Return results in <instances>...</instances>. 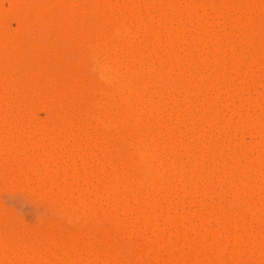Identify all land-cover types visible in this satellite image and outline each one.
Here are the masks:
<instances>
[{
    "label": "rangeland",
    "instance_id": "obj_1",
    "mask_svg": "<svg viewBox=\"0 0 264 264\" xmlns=\"http://www.w3.org/2000/svg\"><path fill=\"white\" fill-rule=\"evenodd\" d=\"M14 0H0V10H1V14H0V19H1V23H0V25L2 24V22H4V24H3V26L1 25V27H0V31H1V28L2 27H4V25H5V27H4V30H2V31H4V34H5V30H6V32L8 31L10 34V36H11V38H14L15 37V35H16V40L18 39H20L17 43H20L21 44V46L22 47H20V45L18 46L19 48H21V49H19L18 47H17V45L16 46H14V48H16L17 49V51L18 50H20V51H18L19 53H21V51H24L25 52V54H24V57L25 56H29L30 57V62H33L32 63V65H33V67H35V68H33V67H31V68H33L32 69V72H37V75H35L36 73H34V75H35V78L33 77V78H31V80L30 79H23V80H19V76L18 75H20V73L18 72L19 70H17L16 69V67L17 66H14V68L16 69H14L13 67V69H11V68H8V67H6L8 64H6L7 62H8V60H11L12 62H13V59H15L14 61H17L16 60V58H13L12 59V57H15V56H12V57H10V59H8V58H6V57H4V56H1V57H3L2 59L4 60L5 58L7 59V62L5 61H3L2 62V60H1V57H0V67H1V71L3 72V73H7L6 74V77H5V75L0 71V76H1V74H2V76L1 77H5V78H3V81H1L0 83V91L3 93V94H5L4 96H1V98H0V129H1V132H0V139L2 138V140L0 141V147L2 148V150L0 151V232H2V233H5V232H11V231H14V232H16L15 230H20L19 231V233H17L16 232V234L14 235V237H13V239L14 240H10V239H8V237H3L2 239L4 240L3 242H2V245H0V247L2 248V250H0V251H2V252H0V264H38L39 262H41V263H39V264H50V263H52L51 261L50 262H45L46 260H44V259H47V258H45L44 257V259H42L43 257L41 256V255H39L40 253H39V250L41 251V249H39V250H37V251H35V250H33V251H35V252H31V250H30V245H32L31 247H33V249H34V246L35 245H37V246H40V247H42L41 246V244H45V245H48V247H50L51 248V246L53 245V243H52V245L50 244V242H52L50 239H49V235H52L53 233H57L56 235L60 238V239H62V238H65L64 240H67V236H68V234L69 233H67V232H70V231H73L74 233H73V235H74V238L75 239H79V241H80V239H81V241H83V240H85L86 242L84 243V241L83 242H78L77 244H80V243H84L85 245H86V248H85V250H84V248H81V250H82V256L83 255H85L84 257V261H85V263H87V264H93L92 262H95L94 260L95 259H93L92 257H94V258H97V257H99L98 258V260L96 261V263L99 261V264H100V262L102 263L103 261H104V263L105 264H112L113 262V264H163L166 260L168 261V264H170V263H172L173 261V263L174 264H187L188 262H189V260H188V256L190 255L189 253H190V251L191 252H193L194 254H196V256L195 255H193L194 256V258H191V260L193 259V260H195L196 258H197V264H199V262H198V260H201V258L203 257L204 258V264H264V221L262 220L263 219V216H264V206H262V205H264V200H263V198H264V175L263 174H261L262 172L261 171H263L264 169H263V163H258L259 161H264V157H262L261 159H260V157H261V153H259L260 152V149H261V143H260V140H259V137H258V134H255V133H257V131H258V129H257V131H256V129L255 128H258L257 126H252L253 128H250V129H247V128H244L245 129V131H244V129H242V131L240 130V132H244L243 134L242 133H240L239 132V130H235L234 129V127H232V126H227L226 128H227V130L226 129H223L222 131H223V133H222V131H220V129H222V127L221 126H219V124L220 125H222V122L224 123L225 122V119H226V117L228 118V120H229V118L230 117H228L230 114V112L232 113L233 111L232 110H234V109H237L238 108V110H239V112H238V110L236 111L237 113H239V114H242V115H245V116H249V115H255L256 113V115H259V116H261L262 118H263V120H264V72H263V70H264V62H263V58L261 59L260 57H258V58H260V60L259 59H257L254 63H253V60H250L249 58L248 59H246L245 60V64H244V60L241 62V63H243V64H241L240 63V66L238 65L239 64V62L241 61V59H240V57H239V59L238 58H236L237 56H240L239 55V53L241 54V56H243V55H245L246 54V56H248V55H250V54H254V53H256V51L254 52V49L253 48H255V47H253V46H255V45H253L254 44V42H252V44L251 43H249V39L247 40V38L246 37H244V36H242L244 33V31L241 33V29H237V28H234V30L236 29V31L235 32H233L232 33V31H233V29H232V31L230 30V29H226L225 31L228 33L229 31L228 30H230L231 31V33L229 32L228 34H232V36L231 37H229L228 38V34L226 33V32H223V29H218L217 28V30H216V25H220V21H221V19L222 18H224V16L226 17V14H227V12L225 13V11H224V13H223V10H222V7H224V6H220L219 7V9L220 10H222V14H225L223 17L217 12V11H220L219 9H216V13H215V9L213 10V9H211V8H207L208 6H206V8L208 9L207 10V12H206V10L205 9H200V8H197L198 10V13L197 14H199V13H201V14H203L204 16H205V13H202V10H205V12L208 14V15H206L207 17L208 16H210V15H212V16H215L216 18V20L215 21H217V16L216 15H213V14H219V18L220 19H218V21L220 22H217L218 24H216V22L214 23L215 25H214V28H215V32L214 31H212L213 33H216V32H218V30H220V32L222 31L223 32V34L224 33H226L225 34V36H224V38H223V34H220V32H218V34H220V36L222 35V38L223 39H221V41H222V46L223 45H225V46H223L224 47V50L223 51H227L228 52V54H229V57H228V55H226L227 53L226 52H224V55H226L227 57H228V62H230V63H232V61H233V59H229L230 58V56L232 55V58H235L236 59V61H235V63H237V65H238V68H237V65L235 64V63H233L234 65H236V68L238 69V70H241V71H237V69L235 68V66H232L231 67V65H233V64H230V63H228V62H226V65H229L230 67H228V66H226L225 65V68L226 67H228L227 69L229 70V69H231L230 71L231 72H233L234 71V68L236 69L235 71H236V73H235V71L233 72V74L231 73V75L230 74H226V73H222V72H226V71H222V70H227V69H222V67H224V65H221V64H223L222 62H221V64L219 63V61L217 60L216 61V59H218V53L216 52V51H214V49H211V48H209V50L211 49V51H207V50H200L199 51V49L197 50V46H198V48H200L201 46L200 45H198V41H196V40H201V39H198L199 37V35L201 34V36H203L204 35V37H205V35L206 36H208L209 37V35H211L212 33H211V28L213 27H210V29H209V31H207L208 29H206L205 31H206V33L207 34H205V31H203V33H202V31L201 32H199L200 31V29H198V26H196V25H194L193 24V22H191L192 24H193V26H190V25H192L190 22L189 23H187L188 22V20H187V18L189 17L188 15V17L185 15V14H183V13H185L184 11H186L185 10V8H184V6H185V1L183 0H180V2H179V4L181 5V7H183V9H182V11L183 12H180V8H179V6H178V0H158V1H156V0H154L155 1V4H157L156 2H158V6H159V4H160V7H158V8H160L159 10H158V8L157 7H155V5H153L155 8H153V6H151V2L150 1H152V0H140V1H142V2H140V1H138V0H89V4L91 5V7H89L90 5L88 4V1L87 0H84V2H85V4H86V2H87V4L89 5H82L81 7L79 6L80 4L79 3H81V2H78V4H77V2L75 3L77 6H73L72 8L71 7H69V6H67V10H66V8L64 7L63 9L62 8H60V6L56 3L57 2V0H24V4L22 5V7H20L19 5H21V4H19L18 6L16 5L15 6V1L13 2ZM45 1H47V2H45ZM80 1V0H79ZM81 1H83V0H81ZM122 1V2H121ZM135 1V2H134ZM144 1V2H143ZM188 1H189V3H188ZM191 0H186V2L188 3V5L191 3L190 2ZM192 1H197V5H199V6H201L200 5V3L203 5V2L205 1V0H201V2L199 3V1L200 0H192ZM220 1L221 0H219L218 2H219V5H221V3H222V1H221V3H220ZM247 1V0H246ZM251 1V0H250ZM250 1H249V3H250ZM14 3V4H12V3ZM22 2H23V0H22ZM29 2V3H28ZM83 2V3H84ZM111 2V3H110ZM117 2L119 3V5L117 4ZM138 2H140L139 4H138ZM160 2V3H159ZM172 2V3H171ZM174 2L176 3V4H174ZM185 4H184V3ZM195 2H193V3H195ZM207 3H204V5L205 4H207L208 5V3H210V1L208 0V1H206ZM224 2V1H223ZM230 2H232V1H230L229 0V3L228 4H230V6L232 5V4H236L238 1H235L236 3H230ZM242 2H244V1H242ZM248 2V1H247ZM247 2H244V3H247ZM44 3H46V4H48V6L50 5V8L49 9H52V11L54 12H52V15H49V14H46L48 11V9H46V5H43ZM53 3V4H52ZM93 3V4H92ZM98 3V4H97ZM114 3H116V4H114ZM143 3V4H142ZM146 3V4H145ZM152 3H154V2H152ZM199 3V4H198ZM225 3V2H224ZM224 3H222V5L224 4ZM32 4V5H31ZM34 4V5H33ZM36 4H38V6H39V8H40V4H42L43 5V9H45L47 12L45 13V15L43 16V17H41V19L39 20H37L36 22H34V21H32L33 19L32 18H30V16H28V21H29V23L28 24H26L28 21H27V19L25 20V24H23V23H21L20 21H24V19L26 18V15L28 14L27 12H29L30 10H29V8L30 7H32V6H35ZM57 4V5H56ZM94 4L96 5V7L94 6ZM137 4L140 6V4L142 5V10H144L143 11V13L141 12L142 10H140V9H138L139 7L137 6ZM170 4H173V7H172V5H170ZM217 4V3H216ZM227 4V2L225 3V5ZM227 4V5H228ZM248 4V3H247ZM252 4V3H251ZM250 4V5H251ZM54 5V6H53ZM93 5V6H92ZM114 5V6H113ZM126 5V6H125ZM146 6V11L148 10V15H149V12H150V15H149V22H150V18H151V16H152V18H153V23H152V21H151V23H148L147 21H146V18H143V17H141V19H143L142 21H141V19H140V21H139V15H138V13H136L137 11L135 10V9H138V12H139V10H140V15L141 16H144L143 14H144V12H145V15H147V13H146V11H145V7L144 6ZM148 5V6H147ZM162 5V6H161ZM169 5L171 6V9L172 8H174V10L176 9V10H178L177 12L175 11V12H172V11H170L171 9H170V7H169ZM176 7H178V8H175V6ZM184 5V6H183ZM196 5V6H197ZM218 5V4H217ZM249 5V4H248ZM247 5V6H248ZM4 6V7H3ZM25 6V7H24ZM44 6H45V8H44ZM47 6V7H48ZM78 6L80 7V8H78ZM135 6H136V8H135ZM52 7V8H51ZM75 7V8H74ZM118 7V8H117ZM125 7V8H124ZM162 7L164 8V9H166L167 10V8L169 9V11L168 12H171V13H166V10H163L162 9ZM198 7V6H197ZM231 7H233V6H231ZM250 7V6H249ZM28 9V11L26 10V9ZM69 8V9H68ZM70 8L72 9V10H70ZM121 8V9H120ZM124 8V9H123ZM153 8V9H152ZM15 9V10H14ZM25 9V10H24ZM60 9H62V10H60ZM80 9V10H79ZM88 9V10H87ZM134 9V10H133ZM152 9V10H151ZM154 9H156V10H154ZM211 9V10H210ZM2 10H3V12H2ZM63 10H65L64 12H65V14L67 15L68 14V12L70 13L71 11H73V10H75V11H73V12H71L72 14L74 13V12H76V13H74L73 15L75 16V14L78 16L79 15V19H78V21L76 20V18L74 19V21H73V23H71L70 24V21L67 23L66 21L67 20H69V18H73L74 16H70V14L68 15V16H70V17H68L67 18V16L66 15H63V17H65V18H67V19H65V18H61V16H60V18H61V20L59 19V16L57 17V15H58V13H63L64 14V12H61V11H63ZM69 10V11H68ZM84 12H83V11ZM92 10V11H91ZM188 10V9H187ZM50 11V10H49ZM86 11V12H85ZM91 11V12H90ZM95 11V12H94ZM103 13H102V12ZM154 11V12H153ZM158 13H157V12ZM160 11H165V13L163 12V14H165V15H163L162 16V13L160 12ZM211 13H210V12ZM87 12H89V13H87ZM94 12V15H96V13H97V15L96 16H94L92 13ZM122 12V13H121ZM209 12V13H208ZM221 12V11H220ZM231 12H233V13H230ZM229 14L230 15H234V11H233V9L231 10H229ZM19 13V14H18ZM49 13V12H48ZM57 13V14H56ZM77 13H79V14H77ZM81 13L83 14V15H81ZM112 15H111V14ZM132 13V14H131ZM161 13V14H160ZM186 13H187V11H186ZM258 13H260V11L258 12ZM263 13H264V11H263ZM26 14V15H25ZM50 14H51V11H50ZM109 14V15H108ZM127 14V15H126ZM129 14V15H128ZM162 16V17H164L165 16V18H166V16L167 15H169V18L168 19H165L166 21V23L164 22V21H161L163 18L161 17H157V16ZM172 16H171V15ZM181 14H182V19H180V20H183L184 19V15L187 17H185L186 18V20L187 21H185V24H182V25H184V26H182L181 25V21L180 20H177L178 22H180V24H179V26L181 27H183V29H184V27L186 26L188 29H189V27L190 28H192V30H193V28H194V31H192L191 29H186L185 30V36H186V40H187V42H182V44H180V41H186V40H184L183 38H181L180 39V41L178 42L177 40H179V39H177V37L175 36V35H172L173 33V31L171 32V33H169L170 32V30H173V29H175L176 28V25L178 24L177 22H176V18L178 19L179 17L181 18ZM188 14V13H187ZM229 14H227L228 16H229ZM242 14H244V13H242ZM256 15H257V17L255 16H252V17H254V18H251V20H253L254 19V21H253V23H252V21L250 20V17H249V19H247V16H249L248 14L246 15V17H245V14L243 15V17H245V19L247 20V21H251V24H254L253 26H255V25H257L256 23H258L259 25H262V24H260V23H264L262 20H264V14H262V15H260V16H262L261 17V19H260V17H259V15L257 14V12L255 13ZM7 15V16H6ZM23 15H25L24 17L25 18H23L22 16ZM62 15V14H61ZM85 15H87L88 17H86ZM121 15V16H120ZM174 15V16H173ZM200 15V14H199ZM203 15H200V17L201 16H203ZM251 15H253V14H251ZM20 17V21H19V17ZM52 18H51V17ZM55 16V17H54ZM77 16H75V17H77ZM84 18H83V17ZM102 16V17H101ZM134 16V17H133ZM178 16V17H177ZM203 16V18H205L204 19V21L206 20V17H204ZM57 17V18H56ZM97 17V18H96ZM127 17V18H126ZM135 17H137V19L138 20H136L135 19ZM145 17H147V16H145ZM168 17V16H167ZM172 17H174V18H172ZM222 17V18H221ZM259 17V18H258ZM21 18H23V19H21ZM83 18V19H82ZM88 18V19H87ZM113 18L114 19H116V21H120V20H122V22L124 21V19H125V21L127 20V21H129V23H131V24H128V22H127V26L129 25H131V27H128L127 29H125L126 27L125 26H122L123 24H124V22L122 23V25H121V21H120V25H118V27L120 26V28H122L123 27V29H125V30H121L120 28L119 29H117L118 30V32L120 33V31H122V33H118V32H116L115 33V31L113 32V34H111L112 36H109V34H108V36H107V33H110V31L108 32L107 31V27H108V25H110V24H108V21H112L113 22ZM131 18H133V19H131ZM173 19V20H175V21H173V20H171V19ZM210 18H211V16H210ZM232 18V17H231ZM231 18L230 17H228V21L229 22H227V24H229V23H231V21H233L234 22V19L232 18V20H231ZM255 18H257V19H255ZM32 19V20H31ZM53 19V20H52ZM58 19V20H57ZM81 19L83 20V22H84V24H83V22H81L80 23V21H81ZM86 19V20H85ZM99 20L100 22L101 21H103L102 19H105L106 20V22H107V25H105V26H107L106 27V31H107V33H106V31L104 32H101L102 30H98L99 31V33H100V37H99V39H93V37H95V35H97L98 34V36H99V33H97L98 31H97V27H94V28H96V32H95V30H94V28H92L93 30V32L94 33H96L95 35H93L94 33L92 32V31H90V33H89V31L87 32V30H90V28L92 27V25L90 26V24H92V22H93V24H95V25H99V23L100 22H98L97 20ZM109 19V20H108ZM161 19V20H160ZM170 19V21H167V20H169ZM227 19V18H226ZM226 19H224L223 21L226 23ZM244 18H243V20H245ZM259 19H260V22H259ZM36 20V19H35ZM41 20H43V22H45V23H43ZM63 20V22H64V24H62L61 23V21ZM66 20V21H65ZM71 20H73V19H71ZM85 20V21H84ZM130 20H132V22L130 21ZM158 20V21H157ZM160 20V21H159ZM226 20V21H225ZM255 20H257V21H255ZM22 21V22H23ZM31 21V22H30ZM39 21V22H38ZM58 21V22H57ZM111 21H110V23H111ZM115 20H114V22H116ZM144 21H146V23L148 24V26L149 25H153V26H155V28H157V29H159L158 31H161L160 33H161V35H158V31H157V29H155L154 27H152L153 29H155V31H152L153 29L152 28H150L151 26H149V28L150 29H152V30H149L148 31V26L145 24V22ZM157 21V22H156ZM172 21H173V23H172ZM200 21L201 22H204L203 21V19L201 20L200 19ZM246 21V23H249V22H247ZM262 21V22H261ZM20 22V23H19ZM38 22V23H37ZM41 22V23H40ZM50 23V24H48V23ZM52 22V23H51ZM54 22V23H53ZM57 22V23H56ZM66 22V23H65ZM104 22V21H103ZM103 22H101V25H103ZM159 22V24L160 23H162V22H164L165 23V25L168 27V35L169 34H171V35H169L170 36V38L171 37H176V42H178V43H176V42H174L173 40H172V42L170 41V42H167V39H165V38H169V36L168 35H166V32H167V30H165L167 27H165V25H164V23H162L161 25H163L164 27H165V29H164V27L162 28H160V25L159 26H156V25H158L157 23ZM169 22H171L170 24H173L172 26V28L173 29H169V27H171V26H169L170 24H168ZM175 22L177 23V24H175ZM245 22V21H244ZM40 23V24H39ZM117 24H119V22H116ZM135 25H134V24ZM182 23H183V21H182ZM24 26H23V25ZM32 24V25H31ZM41 24H43V25H41ZM46 24H48V25H50V27H52L53 28V32L55 31V28H56V32H58V33H50L52 36V39H51V37H50V39H49V41H50V43L48 42L47 43V46H46V48L45 47H43L44 49H40V48H42V46H43V44L41 45L40 44V42H44L46 39H47V36H48V30L46 29L47 27H49V26H47L46 27ZM54 24V25H53ZM56 24H58V26L56 25ZM74 26H73V25ZM79 24V25H78ZM81 24H83V25H81ZM88 24V25H87ZM116 24V25H117ZM126 24V23H125ZM138 24H141V26L140 25H138ZM154 24H156V25H154ZM190 24V25H189ZM231 24H233V23H231ZM250 24V25H251ZM22 25V26H21ZM45 25V26H44ZM52 25V26H51ZM60 25H61V27H60ZM64 25V26H63ZM78 25V26H77ZM140 26V27H138V26ZM144 25L146 26V27H144ZM188 25V26H187ZM218 25V26H219ZM264 25V24H263ZM19 26V27H18ZM21 26V27H20ZM26 26H28V27H26ZM54 26V27H53ZM65 26H66V28H65ZM68 26V27H67ZM77 28H76V27ZM81 26V27H80ZM104 26V25H103ZM134 26V27H133ZM178 25H177V27H179ZM194 26H196V27H194ZM24 27V28H23ZM59 27V28H58ZM70 27V28H69ZM79 27V28H78ZM101 27V26H100ZM125 27V28H124ZM136 27V28H135ZM137 27H138V29H139V31H138V29H137ZM143 27H144V29L146 28V30H144L143 29ZM180 27H179V30L176 28V30H178V31H182V30H180ZM6 28V29H5ZM52 28H51V30H52ZM99 28V27H98ZM132 28V29H131ZM133 28H134V30H133ZM195 28H197L196 30H198V32L195 30ZM200 28V27H199ZM209 28V27H208ZM213 28V29H214ZM3 29V28H2ZM15 29V30H14ZM17 29V30H16ZM21 29V30H20ZM29 29V30H28ZM62 29V30H61ZM68 29V30H67ZM102 29H104V28H102ZM128 29L129 30H132V32L131 31H128ZM212 29V30H213ZM31 30V31H30ZM50 30V29H49ZM70 30V31H69ZM81 30H82V32H81ZM116 30V31H117ZM120 30V31H119ZM136 30V31H135ZM143 31V33L142 34H140L142 31ZM162 30H164L165 31V37L162 35V33L164 34V31H162ZM238 30H240V31H238ZM264 30V29H263ZM27 31V32H26ZM72 31H74V32H72ZM79 31V32H78ZM139 32V34H138V32ZM148 31V32H147ZM152 31V32H151ZM175 31V30H174ZM189 31V32H188ZM7 32V33H8ZM52 32V31H51ZM112 32V31H111ZM146 32V33H145ZM197 32V33H196ZM208 32H209V35H208ZM221 32V33H222ZM254 32V31H253ZM259 32V31H258ZM258 32H257V34H253V35H257V36H259L260 37V34L262 33V32H264V31H261V33L258 35ZM1 33H3V32H1ZM73 33H74V37H73ZM86 33V34H85ZM92 33V34H91ZM103 33V34H102ZM104 33H106V37H101V35L102 36H104ZM117 33L119 34V35H117ZM131 33H133L132 35H131ZM149 33V34H148ZM157 34L159 37H161V36H163L162 37V39H160L159 40V42H160V45H163L164 46V44L167 46V51H168V49H169V51L167 52L166 50H164V53H162L163 51H160V50H163V49H165L164 47H166V46H164L163 48H159L160 46H158V51H160L162 54H161V56L163 57L164 55L166 56H164V58H162L161 57V60H160V58L158 57L159 55H160V52H159V54L157 55V53H158V51L156 50L157 49V47H156V49H154L155 51H157L156 52V54H155V51H153L152 49L154 48V45L153 44H151V43H156V42H158V39H159V37L157 38V35H154V34ZM159 33V34H160ZM183 33V32H182ZM186 33H190V35H187ZM199 33V34H198ZM242 34L240 37H238L237 36V39L239 40V43H241L240 45L238 44V42H237V46L235 47V44H236V41H234V40H232V41H230L232 38H236V36H233V35H235V34ZM23 34V35H22ZM36 34V35H35ZM39 34V35H38ZM59 34H60V36H59ZM71 34V35H70ZM82 34H84V35H82ZM124 34V35H123ZM145 34V35H144ZM264 34V33H263ZM263 34H261L262 35V40H263V38H264V36H263ZM14 35V37H12ZM33 35H35V36H33ZM65 37H63V36ZM89 36V38L90 39H92V41H90L89 42V38H88V36ZM113 35H114V38L116 37V40L113 38L112 39V37H113ZM126 35V36H125ZM136 35H138V37L136 36ZM140 35H142V36H140ZM195 35V36H194ZM198 35V36H197ZM72 36V37H71ZM79 36V37H78ZM81 36V37H80ZM83 36H85V38H83ZM86 36H87V38H86ZM92 36V37H91ZM98 36H96V37H98ZM155 36V37H154ZM166 36H168V37H166ZM184 36V35H183ZM200 36V37H201ZM254 36V37H255ZM23 37V38H22ZM34 39H33V38ZM107 37H110V40H108L107 39ZM129 37V38H128ZM142 37V39H140ZM157 39V41L154 39ZM243 37L244 38H246V42H245V40L243 41V40H241L240 38H242L243 39ZM259 37H255L256 38V40L258 41V39H259ZM100 38H102V39H100ZM105 38V39H104ZM122 38V39H121ZM124 38V39H123ZM135 38V39H134ZM138 38L140 39L139 41H138ZM147 39V40H149V41H147V40H145V39ZM185 38V37H184ZM189 38H192V39H190L191 41H193L194 42V40L196 41V42H194L195 43V46L194 47H196V49L194 48H188L189 47V44H190V46H191V43L192 42H188V41H190L189 40ZM197 38V39H196ZM230 39V40H228V39ZM255 38H253V37H251L250 39H255ZM28 39V40H27ZM38 40V42L36 41V40ZM67 39V40H66ZM75 39V40H74ZM79 39V40H78ZM85 39V40H84ZM144 39V40H143ZM151 39V40H150ZM172 39V38H171ZM171 39H168V40H171ZM194 39V40H193ZM236 39V40H237ZM6 41H7V43L6 42H3V43H5V44H3L2 43V41H1V43H0V49L2 48V49H4V51H8V49L7 50H5V46L7 47V48H9V44H11V43H13V44H15L16 42H15V40L14 39H11V43H9V39H5ZM4 40V41H5ZM12 40H14V41H12ZM35 40V41H34ZM88 40V41H87ZM101 41H103V40H108L107 41V45L105 44V43H102V44H100V42ZM112 40H114V41H118L119 43H116V42H113ZM122 40H124L123 42H121ZM126 40H127V42H126ZM130 40L135 44V46H134V44L132 43V42H130ZM141 40H143L144 42L146 41V43H145V45H142L141 43H143ZM154 40L156 41V42H154ZM162 40V41H161ZM163 40H166L164 43H161V42H163ZM240 40L241 41H243V43L242 42H240ZM252 40V41H253ZM259 40H261V39H259ZM28 41H30L31 43H39V47H38V45H37V47L40 49V51H43V52H41L40 53V51L39 50H37L38 48H35L36 47V45H35V47L33 48L34 50H37V51H35L34 52V50H31V51H27L26 50V47L24 48V44H22V43H24V42H28ZM61 41V42H60ZM67 41H71L72 42V46H71V44L69 43V42H67ZM93 41H95V42H93ZM225 41L227 42V44L225 43ZM67 42V43H66ZM104 42V41H103ZM114 43V45L116 46V52L114 51V53H113V50H111V47H112V49H114V45L112 44H108V43ZM125 42V43H124ZM138 42V43H137ZM149 42V43H148ZM173 42H174V44H173ZM229 42H231L230 43V46H228L229 45ZM233 42H235V44L233 43ZM251 42V41H250ZM9 43V44H8ZM16 43V44H17ZM67 44V45H65V44ZM69 43V44H68ZM77 43V44H76ZM91 43V44H90ZM122 44V45H124L123 47L122 46H118L119 44ZM130 43H131V45L132 46H130ZM137 43V44H136ZM141 45H140V44ZM171 44V45H169V44ZM178 44L177 45V48H175L176 47V44ZM187 43V44H186ZM189 43V44H188ZM224 43V44H223ZM234 45H233V44ZM26 44V43H25ZM28 44V43H27ZM45 44V43H44ZM50 46H49V45ZM82 44V45H81ZM120 44V45H121ZM127 44H129V45H127ZM147 44H149V45H147ZM175 46H173V45ZM193 44V43H192ZM197 44V45H196ZM200 44V43H199ZM248 44V45H247ZM5 45V46H4ZM40 45H41V47H40ZM97 45V46H96ZM102 46V49H103V51H102V49H101V47L100 46ZM105 45H106V47L109 45V47H105ZM111 45V46H110ZM151 45H153V46H151ZM231 45L234 47H232L234 50H232V49H230L229 50V47L231 48ZM246 45V46H245ZM253 45V46H252ZM12 45H10V47H11ZM50 48H49V47ZM53 46V47H52ZM59 46V47H58ZM62 46V47H61ZM64 46H67V47H64ZM72 48H71V47ZM94 46V47H93ZM98 46H99V48H100V50H101V53H100V51L98 50L99 48H98ZM104 46V47H103ZM118 46V47H117ZM125 46H129V48L127 49H125V50H121L122 48H125ZM147 46V48H145V47ZM171 46V47H170ZM227 46V47H226ZM52 47V48H51ZM57 47V48H56ZM120 47V48H119ZM131 47H135V48H133V49H136V50H138L139 48H140V50H138V51H136V50H133V49H130ZM138 49H137V48ZM144 47V48H143ZM150 47H152V49L151 50H149L150 49ZM162 47V46H161ZM180 49H179V48ZM12 48V47H11ZM11 48H9V50L11 49ZM14 48H12V49H14ZM59 48V49H58ZM64 48H67V49H64ZM96 48V49H95ZM98 48V49H97ZM110 48V49H109ZM119 50H118V49ZM172 48V49H171ZM185 48H188V49H190L192 52H195V53H192V56H191V53L189 52L190 50H186ZM205 49H207V47H204ZM204 48H202V49H204ZM227 48V50H225ZM236 48V49H235ZM248 48V49H247ZM108 49V50H107ZM175 49H177V52H179L180 54H182V55H185L186 57V59L187 58H189V60H191L192 58L194 59V61H192L191 60V64L189 63L190 61L188 60V61H186L185 60V58H184V56L183 57H181V59L184 61H182V60H180L179 58H180V54L178 55V53L177 52H175L174 50ZM179 49V50H178ZM181 49H183V50H181ZM201 49V48H200ZM256 49V48H255ZM50 50L51 51V53H50V51L48 52V51ZM85 52H84V51ZM98 52L99 51V56L100 55H102V56H100V59H102V57H104L103 55H107V56H109L108 54H110V52L112 53V54H110L111 56H110V58L111 57H113V56H115L116 54V56H118L117 58H119V61L118 60H116L115 59V61H113V63H112V68L113 67H115L114 65H117V64H119L120 62H121V64H125V61H127L130 57H132L129 61H131L130 63L132 64V62L134 63V65L132 66L131 64V66L132 67H134V69H136V68H140V66H141V71L139 70H137V72H138V74H139V72H140V74H141V72L144 70L146 73H147V71H149V73H150V68L151 69H153V70H151L152 72L150 73V74H152V76H153V73L155 74V72H154V68H155V71H156V69L157 68H161L162 67V69H161V73L159 74V69H158V74H157V76H163V77H158V80H157V76H154L155 77V79H152V80H154V82H155V84H154V82L153 81H151V79L149 78V80H150V82H149V80H148V78H146L147 80H148V82H149V84L151 85H149L148 84V82H147V86H149L148 87V91L147 90H145L146 92H147V94L145 93V95H143V99H144V97L145 98H147V99H145V101H141V99H139V98H134V97H128V99L130 98V100L133 102L135 99H136V101H138V102H133L132 104H131V101L129 100L128 101V103H129V105L130 106H132V105H134V106H136V107H134L133 106V108H128V103H127V100H126V102L124 101V104L123 103H121V102H123V101H121V100H123L122 99V97H121V95L119 94V92H118V90H117V93H116V90H114V92L112 93V94H115V95H117V96H111V98L113 97V98H115L114 100L118 103L119 102V100H120V103H121V105L122 106H124V107H121L122 109L121 110H123V108L125 109V107H126V109L128 108V111H126V110H124V112L126 111V112H128V113H132V115H133V112H134V110H135V108L137 109V107H138V111H142L141 113H143V114H141V113H139V114H141V116H143L144 115V113L145 112H148V113H145V117H147V115H150L149 114V110L147 109V108H150L149 106H151V107H154V105H153V103H152V105H151V103L149 102V100L151 99L150 98V95H152V98H153V94H157V93H159L160 91H161V93H162V90L163 91H165V92H163L162 93V95H161V97L164 95L165 97H167V98H165V97H162L163 99H161V97H160V93H159V95L157 94H155V98L157 99L158 98V96L160 97V99H157V100H162V101H165V102H163L164 104L166 103V105H168V103H167V101L169 102H171V103H169L171 106L172 105H174V106H172V107H174V109L173 108H170L169 106H166V107H169V108H166L165 107V105L164 104H162V105H160L161 107V111L157 114L156 113V115H158V116H156L155 114H154V112H155V109L156 108H154L153 110H152V108H151V112L150 113H152V111H153V121H152V123L155 125V126H157V128L159 127V129H158V131L161 129V130H164V132H162L161 130L159 131V132H162V133H168L169 131H165L167 128L168 129H170V127L172 128V127H174V131L175 132H173L172 134L176 137V136H178V131H180V136H181V138H180V136H178L179 137V139H184L185 141H187L185 138H188V140H190V138H192L193 136V138H194V140L195 141H191L192 143H194L195 142V146H194V144H192L191 142V145L192 146H194V148L193 147H185V151L184 152H187V153H185V157H184V159L182 160V159H178L177 157H175L174 155H172V153H171V151H169V150H167V148H165V147H163V148H165L164 150H165V152H164V150L162 149V146H161V148L159 149V147L158 148H156V149H153L154 150V153L155 154H150V155H152L153 157L151 158V156L149 155H147L149 158H151L152 159V161H153V159H154V161L153 162H155L156 164H159V162L160 163H162L163 164V162L161 161L162 159H163V161H164V159H165V162H169V164H168V167L169 168H172V171L173 170H175V172H176V174H175V172H173L172 173V171L168 168V167H166V166H164L163 165V167H165V168H168V170H167V172H168V174H165V178L164 179H162V183H164L162 186H164V189H163V187H162V189L160 190L161 192H159V191H152V193H149L150 194V196L151 197H148L149 196V194H147L148 196H147V198H150V203H149V206H143V204H142V202L144 201V198H143V201H142V197L141 196H146V194L144 193V195H142V193H140V192H138L139 190L141 191V189H138V190H136V187H138L137 185H138V181L136 180L137 178H136V176L139 178V175H141V173H139L138 171H140L141 172V170H138V171H136L137 169H134L131 165H133L132 163H133V161H134V163L136 162V157L135 156H133V157H135V158H133L132 157V155L130 156V150H132V147H131V142L130 141H134V139H133V136H132V138H131V136H128L129 134L128 133H126V131H127V128L125 127V125L127 124L126 122H128V120L130 119L129 117H127L128 115L130 116L131 114H128V115H125L126 117H124V118H126L127 120H125V119H121V117H120V119L121 120H119V121H117L116 120V117L118 118L120 115V113L122 112H120V111H116L117 112V115L118 116H115V118H114V120H116L115 122H114V120H110V121H112V122H110L109 121V124L111 125V123H112V125H111V127H110V125L109 124H105V125H107V126H104V123L106 122H104L103 121V123L101 122L102 121V119H99V117L97 116L98 114H97V110L96 109H98V113L100 114V112L101 113H103V114H105L106 112H108V111H110V112H108V114H106V115H101V117L100 118H103L104 116H105V120H107L106 119V116H108L109 114L111 115V119L113 118L112 116H113V112L116 110V108H115V106L114 107H111V106H109V104L111 105L112 103H108L107 104V102L109 101L108 99L110 98H107L106 99V94L107 93H104V92H102V91H105V88L106 89H109V88H107L110 84H108V86H107V84H106V86L104 85V83L101 85L100 83H98V81L96 80L97 78H98V75H97V73L99 74V72H98V70L93 66V64H91L90 62H88V60H86V58L88 57V55L91 53V51H92V53L93 52ZM105 50H106V52H105ZM115 50V49H114ZM118 50V51H117ZM130 50V51H129ZM141 50H144L142 53V55H141ZM243 50V53L242 52H240V51H242ZM250 50V51H249ZM3 51V50H2ZM34 52V54H33V52ZM45 51V52H44ZM120 51H121V53H120ZM123 51V52H122ZM128 51H129V53H128ZM135 53V55L136 56H134L133 54V52ZM147 51V52H146ZM174 51V52H173ZM202 51V52H201ZM212 51H214V52H216V53H212ZM231 51H233V52H231ZM236 51V52H235ZM254 53H253V52ZM28 52H32L30 55H32V58H31V56L30 55H26V54H29ZM60 52V53H59ZM138 52V54H136ZM150 52H151V55H150ZM154 52V53H153ZM169 52H170V54H169ZM173 52V54L175 53L176 54V56H175V54L172 56V53ZM189 52V53H188ZM246 52V53H245ZM248 52H250V54L248 53ZM2 53V52H1ZM0 53V54H1ZM23 53V52H22ZM37 53V54H36ZM56 53V54H55ZM116 53V54H115ZM127 53V55H125ZM237 53V54H236ZM248 53V54H247ZM38 56V57H36V55ZM60 54H62V55H60ZM87 54V55H86ZM140 54V55H139ZM153 54H155V55H153ZM169 56V57H167V55ZM195 56H194V55ZM217 54V55H216ZM231 54V55H230ZM2 55V54H1ZM34 55V56H33ZM55 55V56H54ZM84 55V56H83ZM86 55V56H85ZM105 55V56H106ZM125 55V56H124ZM138 55V56H137ZM171 55V56H170ZM178 55V56H177ZM181 55V56H182ZM205 55V56H204ZM234 55V56H233ZM59 56H60V58H59ZM127 56V57H126ZM135 58H134V57ZM148 56V57H147ZM151 56V58L152 59H154V60H152L151 58H149ZM153 56V57H152ZM154 56L156 57V59L154 58ZM174 56H175V58H176V61L178 62V60H179V62L177 63V64H180V62L181 63H183L184 65H182L181 64V66L180 65H178V66H180L181 68H180V71H182L181 69H183V68H185L184 70H186L185 72H183V74L184 73H187V74H182L183 75V78H184V80H186V78H187V80H186V82L184 81V80H182L181 81V79H183V78H181L180 79V77H179V75L181 76V73L180 74H178V77H179V79H177V77L175 78V76H177V75H174V79L176 80V81H178L179 80V82H176L174 79H173V82L171 83V81L170 80H172V78L171 79H169L170 77H166L165 75H163L162 74V70L164 69V71H163V73H166L167 72V67H168V70H169V68H170V66L171 67H173V65H174V68H176L177 69V64H176V62H175V58H174ZM188 56V57H187ZM190 56H191V59H190ZM197 56V57H196ZM201 56V57H200ZM204 56V57H203ZM208 56V58H206ZM215 58V61H214V58ZM215 56H218L217 58L215 57ZM236 56V57H235ZM29 57L28 58H24L25 60H29ZM35 57V58H34ZM52 57V58H51ZM56 57V58H55ZM83 57V58H82ZM121 57H124V59H125V57L127 58L126 60H123ZM137 57V58H136ZM140 57V58H139ZM178 57V58H177ZM41 58V59H40ZM50 58V59H49ZM63 58V59H62ZM105 58H108V57H105ZM116 58V57H115ZM145 58H148V59H145ZM157 58H159V59H157ZM171 58V59H170ZM184 58V59H183ZM203 58H206L205 59V61H204V59ZM209 58H211V59H209ZM33 59H35V60H33ZM36 59H37V61H36ZM53 59H54V61H53ZM104 59V58H103ZM109 59V58H108ZM114 59V58H113ZM113 59H111V61L113 60ZM121 59V60H120ZM140 59V60H139ZM145 59V63H144V60ZM152 61H151V60ZM203 59V60H202ZM207 59H209V61H207ZM240 60V61H238V60ZM57 60L59 61V62H57ZM77 60V61H76ZM137 60H138V62H137ZM158 60H160L161 62H159ZM201 60V61H200ZM230 60V61H229ZM252 61V62H250V61ZM261 60H262V62H261ZM11 61H9V62H11ZM53 61V62H52ZM62 61H64V62H62ZM119 62V63H117V62ZM129 61H128V63H129ZM143 61V62H142ZM150 61V62H149ZM155 61V62H154ZM167 61V62H166ZM212 61H214V62H212ZM259 61V62H258ZM29 61H28V63H30ZM124 62V63H123ZM147 62H149L148 64H147ZM189 63V65H188V63ZM195 62H197V63H195ZM207 64H206V63ZM37 63L40 65H38L37 66ZM41 63V64H40ZM59 65H58V64ZM115 63V64H114ZM127 63V64H128ZM140 63H141V65H140ZM144 64V66H143V64ZM152 63V64H151ZM160 63H161V65H160ZM165 63V64H164ZM203 63V64H202ZM212 63H213V65H215V64H217V66L220 68H218L216 65V69H214V66L212 65ZM219 63V64H218ZM228 63V64H227ZM249 63V64H248ZM3 64V65H2ZM14 65H15V63H13ZM13 64H11V63H9V65H13ZM48 64V65H47ZM60 64H61V66H60ZM114 64V65H113ZM126 64V68H127V66H129V64L127 65ZM163 64H164V66H163ZM167 64H169L170 66H168ZM31 65V66H32ZM52 65V66H51ZM137 65V66H136ZM148 65V66H147ZM186 65V66H185ZM189 67H188V66ZM219 65H221V66H219ZM10 66V67H11ZM58 66V67H57ZM118 66V65H117ZM117 66H116V68H117ZM135 66H136V68H135ZM150 66H152V67H150ZM153 66H154V68H153ZM156 66H157V68H156ZM175 66H177V67H175ZM185 66V67H184ZM6 68V69H4V68ZM56 67H57V69H56ZM70 67H72V68H70ZM121 67V66H120ZM130 67V66H129ZM128 67V69H129V71H130V68ZM131 67V68H132ZM144 67V68H143ZM149 69H148V68ZM206 67H208V68H206ZM210 67V68H209ZM212 67V68H211ZM246 67H247V69H246ZM8 68V69H7ZM39 68V69H38ZM49 68H50V71H49ZM95 68V69H94ZM138 68V69H139ZM173 68V69H174ZM188 68L191 70V71H189L188 70ZM217 68L219 69V71L217 70ZM249 68H252V69H249ZM6 70L5 72H4V70ZM10 69H11V71H10ZM38 69V70H37ZM61 69V70H60ZM63 69V70H62ZM114 69V71H115V68H113ZM112 69V70H113ZM123 71H124V69H123V67L121 68ZM143 69V70H142ZM178 69H179V67H178ZM177 69V70H178ZM200 69V70H199ZM222 69V70H221ZM260 69V70H259ZM8 70V71H7ZM14 70L15 71H17V72H14ZM37 70V71H36ZM79 70V71H78ZM111 70V72L113 73L114 71H112ZM176 70V71H177ZM183 70V71H184ZM198 70H199V73H198ZM215 70V71H214ZM227 70V71H228ZM233 70V71H232ZM9 71H10V73H9ZM14 72L13 74H11V72ZM47 71V72H46ZM56 71H59L58 72V74L60 75V76H57L58 74H56ZM110 71V70H109ZM125 71H127V69H125ZM129 71H127L128 72V74H129ZM132 71V70H131ZM190 73H189V72ZM192 71H193V74L194 73H196L198 76H200L199 74L200 73H202V75H204V77L206 78H204L205 80H201V82L202 81H204V82H202L201 83V85L203 84V85H210V88L208 89V87H206V86H202V87H206V90H205V93H206V91L207 90H209L207 93H211L213 90L212 89H215L214 91H213V93L214 92H216V91H218V92H220V96H218V99H214V94L213 93H211L212 94V101L210 100V97L208 98L207 97V93L206 94H204V91H202V90H204V89H202L201 91V93H203V94H201L200 93V91L198 92V89H199V87L198 86H200V85H198V84H200V79L198 80V84L196 83V85H195V81H196V78L195 77H197L198 78V76L196 75V74H194L195 76H194V79H193V75H191V73H192ZM195 71V72H194ZM217 71L218 72H220V71H222L221 73L222 74H225V75H222L221 73H217ZM247 71V72H246ZM49 72V73H48ZM51 72V73H50ZM52 72H54L53 74V77H50V76H52ZM110 72V73H111ZM145 72H142V75H144L145 76ZM209 72V73H208ZM214 72V73H213ZM216 72V73H215ZM262 72V73H261ZM16 73H18V75L16 74ZM46 73V74H45ZM64 73V74H63ZM79 73H81V75L79 74ZM111 73V74H112ZM132 73L134 74V75H132ZM135 73H136V71L134 70V72L132 71V72H130V74L132 75V77H131V79L132 78H136V76H135ZM149 73H147V75L149 74ZM178 73H179V71H178ZM204 73V74H203ZM213 73V74H212ZM227 73H229V72H227ZM239 73H240V75H239ZM259 73V74H258ZM44 74V75H43ZM56 74V75H55ZM62 74V75H61ZM139 74V75H140ZM206 74V75H205ZM257 74V75H256ZM9 75H11V76H9ZM13 75V76H12ZM40 75V76H39ZM47 75V76H46ZM190 75V76H189ZM248 75V76H247ZM255 75V76H254ZM262 75V76H261ZM18 76V77H17ZM39 76V77H38ZM46 78H45V77ZM52 78V80L49 78ZM57 76V77H56ZM77 76V77H76ZM187 76V77H186ZM44 77V78H43ZM58 77H60V78H58ZM75 77V78H74ZM89 77V78H88ZM91 77H93V78H91ZM154 77H151V78H154ZM186 77V78H185ZM190 79H189V78ZM201 78L203 77V76H200ZM37 78V79H36ZM40 78V79H39ZM70 78H72V80H74L73 82H72V80L70 79ZM77 78V79H76ZM78 78H80V80L78 79ZM161 78H164V79H161ZM165 78H167L168 79V81L171 83H168L167 85H166V88L168 87V85L170 84V88L168 87V89L169 90H164V89H166V88H164L163 86H165V84H164V80H165ZM191 78L193 79L191 82H190V80H191ZM6 79V80H5ZM20 79H22V78H20ZM34 79V80H33ZM39 79V80H38ZM50 79V80H49ZM55 81H54V80ZM82 79V80H81ZM89 79V80H88ZM92 79V80H91ZM94 79V80H93ZM2 80V79H1ZM45 80V81H44ZM58 80V81H57ZM61 82H60V81ZM90 80H91V82H90ZM133 81L135 80V79H132ZM163 82H162V81ZM189 80V81H188ZM7 81V82H6ZM21 81H23L22 83H20ZM27 81V82H26ZM44 83H43V82ZM57 81V82H56ZM64 81V82H63ZM70 81V82H69ZM88 81V82H87ZM161 81V82H160ZM166 81V80H165ZM168 81H166L165 83H167ZM185 83H184V82ZM40 82V83H39ZM42 82V83H41ZM50 82V83H49ZM52 82V83H51ZM76 84H75V83ZM80 82V83H79ZM160 82V83H159ZM10 83V84H9ZM26 83V84H25ZM35 85H34V84ZM49 83V84H48ZM69 83V84H68ZM95 83V84H94ZM106 83V82H105ZM152 83V84H151ZM159 83V84H158ZM188 83H190V84H188ZM194 83V84H193ZM205 83H207V84H205ZM22 84H23V86H22ZM31 84V85H30ZM65 84V85H64ZM93 84H94V86H93ZM100 84V85H99ZM164 84V85H163ZM187 84H188V86H187ZM6 85V86H5ZM15 85V86H14ZM28 86V87H26V86ZM58 85V86H57ZM61 85V86H60ZM91 85V86H90ZM96 85V86H95ZM100 87H99V86ZM153 85H155V88L153 89V90H150V88L152 89L154 86ZM163 85V86H162ZM174 85V86H173ZM192 85H195V86H197V90H194L196 93L198 92V94L200 93V95H198V97L197 98H195V99H193V103L194 104H192L191 102V100H192V96L190 97L188 94V92L190 91H187V95L191 98V102H190V107H188V108H184L185 106H187V104L185 105L184 104V101H185V95H186V90L185 89H187V87H192ZM4 86V87H3ZM11 86H13V87H11ZM42 86H43V88H45V89H42ZM64 86H67V87H64ZM79 86H80V88H79ZM101 86H102V88H104L102 91H101ZM105 86V87H104ZM147 86H145V88H147ZM194 86V87H195ZM35 87V88H34ZM39 87V88H38ZM57 87V88H56ZM90 87V88H89ZM94 87V88H93ZM156 87L158 88V91H155V93H154V90H157L156 89ZM159 87H160V89H159ZM193 87V88H194ZM202 87H200V89L202 88ZM2 88V89H1ZM6 90V92L4 91V89ZM17 88V89H16ZM29 88V89H28ZM48 88V89H47ZM55 90V92H54V90ZM59 88V89H58ZM66 88V89H65ZM89 89V90H87V89ZM99 88V89H98ZM110 88H112V86L110 87ZM185 88V89H184ZM193 88H191L192 90H193ZM196 88V87H195ZM194 88V89H195ZM10 89V90H9ZM24 89V90H23ZM27 89V90H26ZM40 89V90H39ZM47 89V90H46ZM65 89V90H64ZM92 89H94V90H92ZM170 89H173V91L172 90H170ZM185 91H184V90ZM190 89V88H189ZM199 89V90H200ZM8 90V91H7ZM49 90V91H48ZM176 90V91H175ZM178 90V91H177ZM188 90V89H187ZM191 90V91H192ZM15 91V92H14ZM37 93H36V92ZM83 91V92H82ZM96 91H98V93L96 92ZM102 93H101V92ZM151 91H153L152 93H151ZM168 91H170L169 93L171 94H169L170 95V98H169V95L168 96H166L167 95V93H168ZM182 91H184V97L183 96H181V98H183V100L181 101V99L180 98H176V95L177 96H179L180 97V95H183V92ZM190 91V92H191ZM1 92H0V94H1ZM34 92V93H33ZM52 94H51V93ZM58 92V93H57ZM64 92H66V94L64 93ZM82 92V94H80ZM89 92V93H88ZM107 92V91H106ZM150 92V93H149ZM173 92V93H172ZM193 92V91H192ZM191 92V93H192ZM16 93V94H15ZM19 93V94H18ZM24 93V94H23ZM26 93V94H25ZM38 93H40V94H38ZM87 93V94H86ZM96 93V94H95ZM180 95H179V94ZM208 94V95H211V94ZM234 93L236 94V95H234ZM29 94V95H28ZM61 94V95H60ZM91 94V95H90ZM103 94H104V96H103ZM174 94V98H176L177 100V102H178V100L180 99V101L184 104V106H183V108L185 109H183V111H181V108L179 107V106H177L178 108L175 110V104H174V102L172 103V101L174 100V99H171V97H172V95ZM194 96H195V93H192ZM216 95H217V93H215ZM11 95H13V96H11ZM22 95V96H21ZM37 95V96H36ZM53 95V96H52ZM82 95V96H81ZM206 95V96H205ZM214 95V96H213ZM219 95V94H218ZM7 96H8V98H7ZM16 98H15V97ZM23 96H25V97H23ZM29 97V99H28V97ZM40 96V97H39ZM49 96V97H48ZM76 96V97H75ZM147 96V97H146ZM194 96H193V98H194ZM236 96V97H235ZM254 96V97H253ZM36 99H35V98ZM54 97V98H53ZM86 99V100H84V98ZM108 97V96H107ZM189 97H187V99L189 98ZM196 97V96H195ZM200 97V98H199ZM9 98H11L10 100H9ZM13 98H15L14 100H13ZM20 98V99H19ZM30 98H31V100H30ZM37 98H38V100H37ZM41 98H42V101H40L41 100ZM50 98V99H49ZM56 98V99H55ZM72 98H73V100H74V98L76 99V100H72ZM81 98V99H80ZM88 98V99H87ZM94 98V99H93ZM98 98V99H97ZM102 98V99H101ZM134 98V99H133ZM216 98V97H215ZM19 101H17V100ZM46 99H47V101H46ZM71 99V100H70ZM89 99H91V100H89ZM96 99V101L99 103H97L96 101L94 102V100ZM154 99V98H153ZM165 99V100H164ZM166 99H167V101H166ZM170 99V100H169ZM208 101H207V100ZM2 100H4L3 102H2ZM7 101V104L5 103L6 101ZM37 100V101H36ZM44 100V101H43ZM55 100V101H54ZM60 100V101H59ZM101 100H103L102 102H101ZM112 99H110V101L109 102H113V101H111ZM140 100V101H139ZM255 101L256 103H252V101ZM84 101V102H83ZM179 101V102H180ZM203 101V102H202ZM253 101V102H254ZM27 102V103H26ZM61 102V103H60ZM74 102H76L77 104H78V102L80 103V104H75ZM82 102V103H81ZM106 102V103H105ZM140 102V103H139ZM143 102V103H142ZM152 102H153V100H152ZM178 102V103H179ZM181 102L179 103V104H181ZM201 102V103H200ZM210 102V103H209ZM216 102V103H215ZM218 102V103H217ZM14 103V104H13ZM21 103H22V105H21ZM44 103V104H43ZM86 103V104H85ZM88 103H90V104H88ZM94 103V104H93ZM114 103L115 102H113V104L112 105H114ZM135 103H136V105H135ZM148 103V104H147ZM177 103V104H178ZM204 103V104H203ZM252 103V104H251ZM10 104H12V105H10ZM28 104V105H27ZM51 104V105H50ZM59 104V105H58ZM82 104V105H81ZM105 104L106 105H108V107H106L105 106ZM127 106H126V105ZM138 104V105H137ZM201 104V105H200ZM211 104V105H210ZM223 104H225V105H223ZM256 105V106H254V105ZM7 105V106H6ZM15 105L16 106H19V107H16V109H18L19 108V110H16L15 109ZM64 105V106H63ZM71 106V107H69V106ZM94 105V106H93ZM194 105H196V106H194ZM209 105V106H208ZM21 106H22V108H21ZM31 106V107H30ZM74 106V107H73ZM75 106H77V107H75ZM99 106V107H98ZM104 106V107H103ZM165 107L163 110H162V108L163 107ZM209 107V109L210 108H213V109H210V110H207L208 108H205V110L209 113V111L210 112H212V116L214 115V117H218L217 118V121L215 122V120H214V118L211 116V113H210V116L212 117V119L211 120H213L215 123H210L211 122V120L209 121V123L206 121V120H204V118L201 116L200 117V119L199 118H197V116H200L201 114L203 115V113H204V116H206V111L204 112V110L202 109V108H204V107ZM226 108H225V107ZM236 106H237V108H236ZM81 107V108H80ZM93 107V108H92ZM97 107V108H96ZM114 108V109H111V108ZM141 107H142V109H141ZM229 107V108H228ZM235 107V108H234ZM3 108V109H2ZM70 108V109H69ZM80 108V109H79ZM87 108V109H86ZM180 108V109H179ZM198 108V109H197ZM231 108H233L232 110H231ZM23 109V110H22ZM26 109V110H25ZM64 109V110H63ZM86 109V110H85ZM102 110V111H100L99 112V110ZM104 109V110H103ZM106 109H108V111H106V112H103V111H105ZM113 110V112H111V110ZM130 109H133L131 112H129V110ZM145 109L146 110H148V111H145ZM165 109H166V111H165ZM168 109V110H167ZM191 109H192V111H191ZM196 109V110H195ZM229 109L231 110L230 112H229ZM69 110V111H68ZM85 110V111H84ZM156 110H158V108L156 109ZM174 110H175V112L176 111H178L179 113H175L174 112ZM187 110V111H186ZM203 110V111H202ZM255 110V111H254ZM26 111V112H25ZM145 111V112H144ZM200 111V113H198ZM216 111V112H215ZM218 111V112H217ZM227 111V112H226ZM13 112V113H12ZM22 112V113H21ZM31 112H33V113H31ZM83 112V113H82ZM86 112V113H85ZM92 114H91V113ZM115 112V113H116ZM118 112H119V114H118ZM136 112V111H135ZM167 112V113H166ZM261 112H263L262 114H260ZM19 115H18V114ZM91 114V116H89L90 114ZM94 113V114H93ZM138 113V112H137ZM166 113V114H165ZM172 113V114H171ZM189 113V114H188ZM198 113V114H197ZM207 113V114H208ZM217 113V114H216ZM5 114V115H4ZM23 114V115H22ZM62 114V115H61ZM127 114V113H126ZM139 114H137V116H139ZM147 114V115H146ZM177 114V116H175ZM217 116H216V115ZM229 114V115H228ZM248 114V115H247ZM114 115H116V114H114ZM131 115V116H132ZM160 115V116H159ZM166 115V116H165ZM209 115V114H208ZM222 115H225L224 116V118L225 119H223V120H221L222 118H223V116ZM233 115V114H232ZM231 115V121H235V118H236V116H232ZM37 116V117H36ZM65 116V118H67V120H66V123H65V118H63ZM82 116H84L83 118H82ZM88 116V117H87ZM95 116V117H94ZM103 116V117H102ZM135 116H136V114L134 113V118L133 119H136L137 118V116H136V118H135ZM141 116H139V117H141ZM151 116V115H150ZM150 116H148L147 118H144L143 117V119H141L140 120V118L138 119H136V121L138 120H140L141 122L143 121V123H144V121H146L147 119H149V117ZM190 116V117H189ZM54 117V118H53ZM61 117V118H60ZM220 117V118H219ZM32 120H31V119ZM59 118H60V120H59ZM63 118V119H62ZM85 118V119H84ZM97 120V123L95 122L96 120ZM110 118V117H109ZM142 118V117H141ZM151 118V117H150ZM154 118H155V120H154ZM197 118V119H196ZM28 119H30V120H28ZM57 121H56V120ZM87 119V120H86ZM133 119H130L129 121H131V120H133ZM146 119V120H145ZM166 119V120H165ZM170 119V120H169ZM203 119V120H202ZM207 119V118H206ZM9 120V121H8ZM17 120V121H16ZM40 120V121H39ZM73 120V121H72ZM123 120H125L126 122H124ZM150 120L148 121L147 120V122H149L150 123ZM178 120V121H177ZM197 121V120H202V121H200V122H195L194 123V121ZM227 120V119H226ZM30 121V122H29ZM53 121V122H52ZM68 121H70L69 123H67ZM89 121V122H88ZM157 121V122H156ZM172 121V122H171ZM209 124V126H208V124H206V122ZM212 121V122H213ZM218 121H220V122H218ZM61 122H63L62 124H61ZM87 122H88V124H87ZM102 124H101V123ZM121 122V123H120ZM140 122V123H141ZM218 122V123H217ZM11 123V124H10ZM34 123H36V125L34 124ZM59 123H60V125H59ZM79 123H80V125H79ZM91 123H92V125H91ZM106 123H108V120H107V122ZM115 123V124H114ZM117 123V124H116ZM124 123H125V125H124ZM148 123V124H149ZM152 123H150L149 125H151ZM161 123V124H160ZM171 123V124H170ZM198 123H199V125H198ZM8 124V125H7ZM30 124V125H29ZM42 124V125H41ZM56 124H58V125H55ZM67 124H68V126L69 127H67ZM79 126H78V125ZM94 124H95V126H94ZM97 124H99V125H97ZM148 124H147V126H148ZM152 124V125H153ZM169 124V125H168ZM181 124V125H180ZM201 124V125H200ZM210 124H211V126H210ZM217 124V125H216ZM225 124V123H224ZM223 124V125H224ZM22 125V126H21ZM40 125V126H39ZM51 125H53V126H51ZM78 126V128H79V130H78V128H76V126ZM82 125V126H81ZM116 125V126H115ZM122 125V126H121ZM128 125V124H127ZM151 125V126H152ZM19 126V127H18ZM25 128H24V127ZM39 126V127H38ZM62 127V129L60 130L59 128H61ZM66 128H65V127ZM71 126H72V128H74V129H72L71 128ZM88 126V127H87ZM93 126H94V129H93ZM102 126V127H101ZM114 126V127H113ZM121 126V127H120ZM125 128H124V127ZM151 126H149V129L151 128ZM161 126V127H160ZM177 126L180 128H177ZM195 126V127H194ZM218 126L220 127V129H218L219 130V132L220 133H222L221 134V136H222V138H220V137H218L219 135H220V133L216 130L217 128H218ZM59 127V128H58ZM92 127V128H91ZM97 127L99 128V129H97ZM154 126H152V128H153ZM167 127V128H166ZM188 127V128H187ZM209 127H211V128H209ZM7 130L6 132H5V129ZM52 128V129H51ZM65 128V129H64ZM68 128V129H67ZM71 128V129H70ZM83 128V129H82ZM87 128V129H86ZM88 128H89V130H88ZM155 129H152V130H154L155 132H157V130H156V127H154ZM192 128V129H191ZM209 128V129H208ZM216 128V129H215ZM232 128V129H231ZM20 129V130H19ZM29 129V130H28ZM88 130L87 132L90 134H92V137L94 138V140L92 139V137L90 138L89 137V135L87 134V132H85L86 130ZM96 129L98 130V131H96ZM118 129V130H117ZM124 130V132H123V130ZM167 129V130H168ZM173 129V128H172ZM177 129H179V130H177ZM191 129V130H190ZM255 129V130H254ZM37 130V131H36ZM48 130L49 131V133H48V131H47V133H46V131ZM52 130H53V133H52ZM58 130H60V132L58 131ZM65 130V131H64ZM70 130H72V134H73V140L75 139V135H77L79 132V134L78 135H80V137L82 136V138H83V140H81L82 138H80V141H79V136H77L76 137V139H75V141H79V142H75V141H71V137H72V134H70L71 133V131ZM103 130V131H102ZM126 130V131H125ZM11 131V132H10ZM27 131V132H26ZM29 131V132H28ZM43 131V132H42ZM62 131V132H61ZM70 133H69V132ZM73 131H75V134L73 133ZM79 131V132H78ZM101 131V132H100ZM195 131V132H194ZM213 131H215V134H212L213 133ZM250 131V132H249ZM31 132V133H30ZM51 132V133H50ZM60 134V136L64 133V132H66L68 135H65L64 136V134H63V136L62 137H60V136H58L59 134ZM103 132V133H102ZM199 132H201V133H199ZM210 132H211V135H218L217 136V140L215 139V137H214V139H212V141H213V143L211 142V141H209V139H210V136L208 135V137L206 136V134H210ZM216 132H218V134L216 133ZM225 132V133H224ZM235 132H237V135H236V133ZM253 132V133H252ZM24 133H26V136L28 135V137H29V134H30V137H32L33 136V134H36L35 135V137L33 136L32 138L34 139L33 140V142L36 140V142H38V144H36V142L35 143H28V147H29V144H33V145H30L31 147L30 148H28L27 147V143H26V141H24L25 139H27V137L25 136V134ZM29 133V134H28ZM42 133H43V135H42ZM54 133H55V136L56 137H52V138H57V137H59V138H57V140L58 139H60V138H63L62 140H64V138H66V136L67 137H69L68 139L70 140V141H68V139H65V140H67L68 141V145L67 146H69L68 148H70V142L72 143L71 145H74L75 143V145L73 146L74 147V151H72L71 150V148L73 149V147L71 146V148L70 149H67V150H64V146H66V141L65 142H63L61 139L60 140H58L61 144L63 143V144H65L64 146H62V148L63 149H59V150H64V151H62V152H58L57 150V146L56 145H54L55 146V149H57L56 151H57V153H55V149L54 150H51V151H48V153L50 152V153H52V151H54V153L55 154H59L58 156H59V160H61V158L63 159H66V156L67 157H69V155L71 154V152H72V154H71V157L72 156H74V154H78V153H80L79 155H75L74 156V159H73V157H72V159H71V157H69L70 159L69 160H73L72 162H75V164L77 165V167L75 166V168H74V164L72 165V162L71 161H67V159L64 161V159H63V161L61 160V162H57V163H59L60 165H61V169H63L64 167L66 168H69V164L71 165L70 166V168L69 169H67L66 168V174L68 175V177L66 178V174H65V172H64V169H63V174H65V175H60L61 173H62V170H61V172H60V170H59V172L57 171V173H59V174H57V175H55V172H52V173H50L51 172V169H53V168H55V169H53L54 171L56 170V163H54L55 165H53V168H51L52 167V160L50 159L51 158V156L50 155H52V154H47V153H45L47 150H49V149H53L54 147H50L49 148V146H47L48 144H49V142H51V146H53V144H54V139H53V141H51V136L52 135H54ZM107 135H106V134ZM113 133V134H112ZM184 133V134H183ZM195 133V134H194ZM252 133V134H251ZM8 134V135H7ZM40 134V135H39ZM58 134V135H57ZM101 134H102V136L104 137V138H106L104 141H102V139H101ZM123 134V137H124V139L123 138H121L122 135ZM203 134V135H202ZM204 134H205V136L206 137H204V138H202L203 136H204ZM247 134V135H246ZM251 134V135H250ZM254 134H255V137H254ZM10 135V136H9ZM15 135V136H14ZM17 135V136H16ZM24 135V136H23ZM32 135V136H31ZM46 135V139H44V141H43V137ZM107 137H106V136ZM126 135V136H125ZM198 135V136H197ZM229 135H231V136H229ZM234 135V136H233ZM253 135V136H252ZM12 136V137H11ZM20 136V137H19ZM49 136V137H48ZM71 136V137H70ZM91 136V135H90ZM172 136V135H171ZM188 136V137H187ZM227 136V137H226ZM23 137H25L24 139H22ZM36 137H37V139H36ZM49 139H48V138ZM98 137V138H97ZM100 137V138H99ZM111 137V138H110ZM115 137V138H114ZM177 137V138H178ZM16 138V139H15ZM86 138V139H85ZM90 138V139H89ZM126 138V139H125ZM131 140H130V139ZM172 138H174V137H172ZM192 138V139H193ZM205 138H209L208 139V142H207V140L205 139ZM20 139H22V141H24L26 144H25V146H24V143H22L21 142V140ZM78 139V140H77ZM85 139V140H84ZM101 141H100V140ZM108 139V140H107ZM119 139V140H118ZM121 139V140H120ZM133 139V140H132ZM236 139V140H235ZM241 141H240V140ZM5 140V141H4ZM38 140V141H37ZM47 140H49V141H47ZM97 140V141H96ZM98 140L100 141V142H102V145L100 144V143H98ZM200 140H202V141H200ZM203 140H206V141H203ZM227 140H230V141H227ZM244 140V141H243ZM255 140V141H254ZM259 140V141H258ZM42 141V142H41ZM58 141H56L59 145H61ZM81 141H85V142H81ZM109 141V142H108ZM124 141V142H123ZM127 141V142H126ZM197 141V142H196ZM215 141V142H214ZM217 141V142H216ZM15 142V148H14V145L12 144V143H14ZM21 142V143H20ZM44 142V143H43ZM48 142V144L47 145H45L46 143ZM73 142H75L74 144H73ZM87 142V143H86ZM105 142V143H104ZM112 142V143H111ZM129 142V143H128ZM203 142H205V144H203ZM229 142H231V143H229ZM245 142H246V144H245ZM256 144H255V143ZM19 145H18V144ZM57 143H55V144H57ZM81 143H83V144H81ZM107 143V144H106ZM109 143H111L110 145H109ZM116 143V144H115ZM128 143V144H127ZM198 143V145H196ZM207 143H211L210 145H207ZM218 143V144H217ZM258 143V144H257ZM11 144V146L13 147V150L15 149L16 150V148H18L15 152L12 150V148H11V146H9ZM39 145L38 146V148L40 149L39 151H37V146L36 145ZM42 144H44L43 146L45 147V148H43V146H42ZM79 144H81V145H79ZM127 146H126V145ZM133 144H134V142H133ZM241 144V145H240ZM254 144V145H253ZM20 145H23V146H20ZM50 145V144H49ZM58 145V147L60 148V146ZM105 145V146H104ZM190 145V146H191ZM203 145V146H202ZM204 145H206L208 148L206 149V151H204L205 152V155L207 154V150H208V154L209 155H206V156H209V164H210V167H208V168H212V169H214V167H215V170L213 171V170H210V169H208L207 168V170L208 171H210V172H206L207 170H204L203 171V169H200V170H202L201 172H202V174L199 172V171H196L197 170V168H195V165L196 164H193L192 165V163H194V158H196L197 160H198V156H197V154H198V151L200 152V150L199 149H201V150H205V148H206V146H205V148H204ZM215 147H214V146ZM218 145V146H217ZM236 145V146H235ZM19 146H20V148H21V150H20V148H19ZM35 146V147H34ZM67 146L65 147V148H67ZM86 146V147H85ZM107 146V147H106ZM130 148H129V147ZM133 146V145H132ZM156 146V145H155ZM196 146H199V147H197L198 148V151H196L195 149H197L196 148ZM201 146H202V148H201ZM212 146V152L215 150V151H219V150H221L222 151V153H220V152H217V154H218V156L216 155V153L214 154V155H216L217 157H215V159L216 158H218L219 157V155L221 154H223L222 156H224V157H226V159H223L224 161L225 160H227V161H230L231 159H229V158H234V160L235 161H233V160H231L230 161V163L228 162V163H225V165H223L224 164V162L222 161V159L220 158V157H222V156H220L219 158L221 159V160H219V158L218 159H216V160H213V162L211 161L212 160V156H213V154H212V156L210 157V154H211V152H209L210 151V148L209 147H211ZM223 146V147H222ZM239 146H241V148H239ZM246 146V147H245ZM249 148H248V147ZM9 147V148H8ZM23 147H26V149H24ZM49 149H48V148ZM78 147V148H77ZM102 147H103V149H102ZM104 147H106L105 148V150H104ZM117 147V148H116ZM128 148L127 149V151H125L126 150V148ZM154 147V146H153ZM4 148V149H3ZM32 148V149H31ZM35 148V149H34ZM41 148H43V151H45L44 153L45 154H47L46 156H48L49 155V158H48V162L51 164V165H49V166H51V167H49L50 168V171H48L49 172V174H53V177H58V176H61V177H58V181L60 180V183H59V186H60V188L58 187V183H56L55 184V182L53 181V183L55 184V185H53V187L52 186H50V188L49 189H47L48 187V185H49V179L51 180V179H53V177H52V175H50L48 178H46L47 177V175H46V181H48V182H45V184L47 183L48 185L46 186V188L43 186V184H42V182L40 181H36L37 179H38V177H36L35 176V178H37V179H35L34 178V175H32L30 172V169H31V162H29V161H32V160H30V157H31V159H34L35 158V161L36 160H38L37 158H39L40 159V156L39 155H42V154H44V153H42L43 151L41 150ZM121 150H120V149ZM47 149V150H46ZM77 150V152H76V150ZM101 149V150H100ZM110 149V150H109ZM125 149V150H124ZM130 149V150H129ZM190 149V151H188ZM225 149V150H224ZM250 149V150H249ZM7 150V151H6ZM9 150H11L12 152H10ZM19 150V152H17ZM27 151V152H23V151ZM69 150L71 151V152H69ZM129 150V151H128ZM166 150H167V152H166ZM192 150H194V153H192ZM228 150V151H227ZM233 152H232V151ZM241 150V151H240ZM5 151V152H4ZM22 151V152H21ZM66 151H68V154L66 153ZM95 151V152H94ZM119 151V152H118ZM120 151H122V152H120ZM214 151V152H215ZM257 151V152H256ZM259 151V152H258ZM7 152V153H6ZM31 154H30V153ZM37 152H40L39 154L37 153ZM75 152V153H74ZM124 152H128V154H125ZM159 152V153H158ZM190 152L192 153V156H193V158H191L192 156H190L191 154H190ZM202 152V151H201ZM200 152V153H201ZM2 153V154H1ZM33 153V154H32ZM38 154V156L36 155V154ZM62 153V154H61ZM64 153L66 154V155H64ZM70 153V154H69ZM74 153V154H73ZM95 153V154H94ZM118 153V154H117ZM125 155V157H127V158H129V159H127V158H124V159H126V160H130V159H133V161L132 160H130L132 163H129V162H127V165H125V163H126V160H123V157H124V155ZM168 153H169V155H168ZM171 153V154H170ZM200 153H199V156H202V155H200ZM235 153H236V155H235ZM242 153L244 154V155H242ZM247 153V154H246ZM23 154V155H22ZM55 154L54 155H52V156H55ZM112 154H114V155H116V157L118 156V155H121V156H119V157H122V159H121V161L123 162V166L125 167H123V169L121 168L122 167V162L120 161V163H117V159L118 160H120L119 159V157L118 158H116V164L115 163H113L112 162V160H111V162L113 163V166L111 165L112 163H110V162H107V161H109L110 160V158H112L113 159V157H108V155H110V156H113ZM202 154V153H201ZM256 154H260L257 158L256 157H254ZM6 155V156H5ZM18 155V156H17ZM20 155V156H19ZM27 155H29V156H27ZM33 155H34V158H33ZM61 155H62V157H61ZM88 155V156H87ZM123 155V156H122ZM126 155H129V157L128 156H126ZM155 155V156H154ZM166 155H168V157L166 156ZM172 155V156H171ZM196 155V156H195ZM204 155V154H203ZM238 155H239V157H238ZM245 155L246 156H250V158L253 160V161H251V164H252V162H253V164H252V166H253V170L249 173V172H246V173H244L241 169H242V166L240 167L239 166V164H241V162H240V159L239 158H241V160H242V157L244 156L245 157ZM35 156H37V158L35 157ZM45 155H42L41 156V158L43 159V157H44ZM58 156H55L54 157V159H57V157ZM93 156V157H92ZM163 156V157H162ZM165 156V157H164ZM174 156V157H173ZM190 156V157H189ZM2 157H3V159H2ZM12 157V158H11ZM20 158V160H19V158ZM85 157V158H84ZM174 158V160H175V162H174V160H173V158ZM186 157H188V158H186ZM214 157V156H213ZM254 157V158H253ZM6 158V159H5ZM26 158V159H25ZM46 158V157H45ZM47 158L46 159H44V161L45 162H42V161H40L41 163H46V161H47ZM114 158H115V156H114ZM156 158V159H155ZM172 158V159H171ZM176 158V159H175ZM199 158H201V157H199ZM210 158H211V160H210ZM2 159V160H1ZM14 159H16L15 161H14ZM57 159V161H59ZM89 159V160H88ZM94 159V160H93ZM105 159V160H104ZM109 159V160H108ZM161 159V160H160ZM168 159H171V160H168ZM178 159V160H177ZM186 159V160H185ZM214 159V158H213ZM229 159V160H228ZM237 159V160H236ZM259 159V161H255V160H258ZM263 159V160H262ZM12 160V161H11ZM77 160V161H76ZM188 160H189V162H188ZM192 160V161H191ZM238 160H239V162L240 163H237L238 162ZM3 161V162H2ZM18 161V162H17ZM54 161V160H53ZM102 161V162H101ZM106 163H108V164H110V166H112L111 168H113V170L114 171H116V170H118V169H114V164H115V167L117 168V167H119L120 165V169L119 170H121L122 169V171H120V172H124L125 171V175H126V177H125V175L122 173H119V171H118V173H114V171H112V169H109L110 167H109V165L108 164H104L105 162ZM113 161H114V159H113ZM125 161V162H124ZM157 161V162H156ZM180 161V162H179ZM185 161V162H184ZM219 161V162H218ZM233 161V163H231ZM237 161V162H236ZM33 162V161H32ZM37 162V161H36ZM68 162V164H66ZM71 162V163H70ZM90 162V163H89ZM100 162H101V164H100ZM165 162H164V164H165ZM182 162V163H181ZM211 162V163H210ZM222 162V163H221ZM27 163V165H29L30 163V169H29V166H27V165H25ZM64 165V167H63V165ZM81 163V164H80ZM129 163V164H128ZM178 163V164H177ZM185 163V165L183 166V164ZM189 163H191V164H189ZM59 164H57V166L59 165ZM66 164V165H65ZM88 164V165H87ZM118 164H120V165H118ZM162 164H161V167H162ZM182 165L181 167H180V165ZM186 164H188V165H186ZM212 164H213V166H212ZM233 164V165H232ZM254 164H256V165H254ZM2 165H4V166H2ZM46 165V164H45ZM60 165L58 166V167H60ZM83 165V166H82ZM102 165H104L105 167L104 168H102ZM130 165V166H129ZM166 165H167V163H166ZM177 165H179V166H177ZM261 166V168H260V166ZM92 166V167H91ZM96 166V167H95ZM186 166V167H185ZM212 166V167H211ZM218 166V167H217ZM229 166V167H228ZM231 166V167H230ZM239 166V167H238ZM259 166V167H258ZM21 167V168H20ZM26 167V168H25ZM28 167V168H27ZM46 167H48V165L46 166ZM86 167V168H85ZM91 167V168H90ZM98 167H100V168H102V169H100V171H102V172H104V171H106V170H110V173H111V175H110V173L109 172H105V173H100V171H99V169H97ZM109 167V168H108ZM178 167H179V169H178ZM185 167V168H184ZM192 168V170H190V168L189 169H187L186 170V168ZM198 167V166H197ZM233 167V168H232ZM260 168V173L258 172V170L259 169H257V168ZM13 168V169H12ZM18 168V169H17ZM71 168H72V170H71ZM84 168V169H83ZM94 168H96L95 170H92V169H94ZM108 168V169H107ZM181 168H183L182 170H181V172H180V174L178 173L179 172V170L181 169ZM193 168H195V169H193ZM199 168V167H198ZM219 168V169H218ZM225 170H224V169ZM232 168V169H231ZM24 171H22V170ZM46 169H48V168H46ZM103 169H104V171H103ZM132 169H133V171H132ZM185 169V170H184ZM224 171H223V170ZM21 170V171H20ZM26 170H28V173H30L29 174V180H27V177H28V175H27V177H26V180H25V175L27 174V172H26ZM32 170V169H31ZM74 170H76V171H74ZM86 170V171H85ZM92 172H91V171ZM170 170V171H169ZM184 170V171H183ZM191 171L190 173H192V176H193V178L191 177V179H193L192 181L193 182H195V183H193L192 181H191V179L189 178V176L191 175L190 173H189V171ZM238 170V171H237ZM241 170V171H240ZM33 171V170H32ZM68 171V172H67ZM90 171V172H89ZM94 171V172H93ZM130 172V173H128L127 174V172ZM229 171V172H228ZM253 171H254V173H253ZM255 171H256V173H255ZM96 172V173H95ZM98 172V173H97ZM113 172V173H112ZM138 172V173H137ZM144 171H142V173H143ZM166 172V173H167ZM171 172V173H170ZM185 172H187V174H189L188 176L186 175V173ZM196 173V176H198L197 178H195L196 176H194L195 174L194 173ZM200 173V175H198L199 173ZM224 172V173H223ZM231 172V173H230ZM239 174H238V173ZM25 173V174H24ZM101 174L100 175V177L101 178H98L99 176H98V174ZM107 173V174H106ZM169 173H170V175H169ZM182 173V174H181ZM185 175H184V174ZM212 173V174H211ZM215 173V174H214ZM236 173V174H235ZM242 173V174H241ZM245 175H244V174ZM19 174V175H18ZM22 174V175H21ZM48 174V175H49ZM117 174H118V177H117ZM123 175V177L121 176V175ZM173 174V175H172ZM194 174V175H193ZM230 174V175H229ZM251 176H250V175ZM24 175V176H23ZM30 175H32V176H30ZM103 175H104V178L107 180V182H105L106 180L103 178ZM108 175V176H107ZM177 175V176H176ZM180 175V176H179ZM181 175H182V177H181ZM247 175V176H246ZM249 175V176H248ZM254 175V176H253ZM65 178H64V177ZM107 176V177H106ZM111 176H112V178H111ZM167 176L169 177V178H167ZM187 176V177H186ZM209 176H210V178H209ZM214 178H213V177ZM258 176V177H257ZM23 177V178H22ZM51 177V178H50ZM64 178L65 180H61V178ZM108 177L110 178V180L108 179ZM178 177H180V179H178ZM185 177V178H184ZM233 177V178H232ZM240 177H243V178H241L240 179ZM23 180H22V179ZM33 178V180H31ZM92 178V179H91ZM172 178V179H171ZM182 178H184V179H182ZM204 178V179H203ZM217 178V179H216ZM232 178V179H231ZM248 178V179H247ZM257 178V179H256ZM35 179V180H34ZM48 179V180H47ZM67 179V180H66ZM70 180V182H69V180ZM104 179V180H103ZM190 179V180H189ZM209 179V180H208ZM220 179V180H219ZM25 180V181H24ZM41 180V179H40ZM44 180V178L42 179V181ZM54 180L55 181H57V179H55L54 178ZM78 180V181H77ZM83 180V181H82ZM113 182H112V181ZM121 180V181H120ZM176 180V181H175ZM180 180V181H179ZM184 180V181H183ZM188 180V182L191 184H189L188 182V184L190 185H188L187 183H186V181ZM201 180V181H200ZM210 180H212V181H210ZM216 180V181H215ZM257 180V181H256ZM26 181H28L27 183H29V184H27L26 183ZM57 181V182H58ZM61 181H65V182H61ZM71 181H73V183H71ZM86 183H85V182ZM109 181H111V182H109ZM169 181V182H168ZM244 183H243V182ZM35 182V183H34ZM39 182V183H38ZM52 182V181H51ZM79 184H78V183ZM93 182V183H92ZM170 183L169 184V186L167 185V183ZM180 182H185L184 183V186L186 185V187H188V189H191V192L192 193H190L189 191H187L188 189H186L184 186H183V184H181ZM203 182V183H202ZM208 182V183H207ZM218 182V183H217ZM245 182L247 183L246 184V186H245ZM40 183H41V185H40ZM62 183V184H61ZM66 184L67 186L66 187H62V186H65V185H63V184ZM70 183V184H69ZM99 183V184H98ZM102 183V184H101ZM108 183V184H107ZM117 183V184H116ZM136 183V186L134 185ZM166 183V184H165ZM175 183V184H174ZM196 183H197V185H196ZM200 183V184H199ZM215 183V184H214ZM225 183V184H224ZM251 183V184H250ZM256 183V184H255ZM35 184V185H34ZM44 184V185H45ZM50 184H52V183H50ZM112 184H116V187H114L115 185H113V187H112ZM176 185V186H174V185ZM205 184V185H204ZM216 184H218V185H216ZM249 184H250V187H247V186H249ZM263 184V185H262ZM93 185V186H92ZM94 185L96 186V187H94ZM123 185H125L124 187H122ZM170 185H171V188H170ZM188 185V186H187ZM195 185V186H194ZM239 187H238V186ZM257 185H259V186H257ZM42 186H43V188H42ZM57 186V187H56ZM131 186H133L132 188H130ZM168 186V187H167ZM178 186V187H177ZM64 189L63 191H64V193L66 194V195H70V192H71V195H70V198H69V195H68V197L66 198V195L64 194V196H63V194H62V192L63 191H61V189L62 188ZM100 187V188H99ZM110 187H112V188H114L113 190H117L118 188L120 189H118L117 191H111L112 190V188H110ZM122 187V188H121ZM135 187V188H134ZM181 187H183V189L181 190L180 188ZM199 187V188H198ZM201 187V188H200ZM29 188V189H28ZM34 190H33V189ZM52 188V189H51ZM75 188V189H74ZM78 188V189H77ZM81 188H83V189H81ZM97 190H96V189ZM126 188V189H125ZM170 189L169 191H168V189ZM184 188H185V190H184ZM219 188V189H218ZM221 188V189H220ZM32 191H31V190ZM44 189V190H43ZM46 189V190H45ZM54 189V190H53ZM58 189V190H57ZM72 189V190H71ZM75 191H74V190ZM166 189V190H165ZM201 189V190H200ZM206 189V190H205ZM224 189V190H223ZM256 189V190H255ZM258 189H259V191H258ZM39 190H41L40 192H39ZM48 190V191H47ZM56 190H57V192H56ZM60 190V191H59ZM71 190V191H70ZM125 190V191H124ZM137 192V195L136 194H133L132 195V193L134 192V193H136L135 191ZM175 190V191H174ZM183 190L185 191L184 193L185 194H182L183 193ZM211 190V192H209V191ZM256 191V192H254V191ZM76 192V193H74V192ZM82 192V191H84V194H83V192H82V196H80V197H78L79 196V193L78 192ZM93 191V192H92ZM96 191H98V192H96ZM122 191V192H121ZM131 191H133V192H131ZM249 191V192H248ZM44 192H46V193H44ZM48 192V193H47ZM61 192V193H60ZM80 192V193H81ZM130 192V193H129ZM142 192V191H141ZM186 192H188V193H186ZM214 192V193H213ZM226 192V193H225ZM40 193H41V195H40ZM43 193V194H42ZM50 193V194H49ZM78 193V194H77ZM154 193V194H153ZM156 193V194H155ZM190 193V194H189ZM203 193V194H202ZM251 193H253V194H251ZM259 193V194H258ZM47 194V195H46ZM56 194V195H55ZM61 194V195H60ZM115 194V195H114ZM141 194V196H138V195H140ZM158 194V195H157ZM176 194L179 196H176ZM208 194H210V195H208ZM238 194V195H237ZM239 194H241V195H239ZM245 194V195H244ZM248 194H250V195H254L253 197H252V199L253 200H256V216H251L250 217V215H249V212L246 210V208L248 209V207H247V205L246 204H244L245 205V207H244V205H241L240 207L239 206H237L236 204H235V199L237 200L238 199V196H239V198L240 197H242L243 195L245 196L244 198H250V197H248V196H250V195H248ZM262 194V195H261ZM51 195V196H50ZM87 195V196H86ZM112 195V196H111ZM134 195H136L137 197V199L135 198V196ZM153 195V196H152ZM164 195V196H163ZM237 195V196H236ZM248 195V196H247ZM260 195V196H259ZM63 196V197H62ZM110 196H111V198H110ZM118 196V197H117ZM126 196V197H125ZM159 196V197H158ZM163 196V197H162ZM172 196V197H171ZM73 197V198H72ZM88 197V198H87ZM139 197V198H138ZM177 197H178V200H177ZM183 197V198H182ZM186 197V198H185ZM192 197V198H191ZM210 197V198H209ZM236 197V198H235ZM260 197V198H259ZM262 197V198H261ZM69 198V199H68ZM115 198L117 199V200H115ZM161 200H160V199ZM181 198L185 201H183V200H181ZM190 198V199H189ZM232 198V199H231ZM66 199H67V201H66ZM118 199H120V203H123L120 207H118L117 205V207L118 208H116V206L114 205V201H116V204L119 202V200ZM123 199V200H122ZM179 199L181 200V201H179ZM251 199V198H250ZM258 199V200H257ZM259 199H260V201H259ZM61 200V201H60ZM88 200V201H87ZM142 202H141V201ZM178 202H180V203H178L177 204V201ZM200 200V201H199ZM202 200V201H201ZM232 200V201H231ZM79 201V202H78ZM84 201V202H83ZM104 201H105V203H104ZM172 201V202H171ZM174 201H176V202H174ZM148 202H149V200H148ZM188 202V203H187ZM201 202V203H200ZM56 203V204H55ZM107 203V204H106ZM126 203H128V205L126 204ZM132 204V205H135L134 207H132V208H135L134 210L132 209V208H128V209H130V210H128V211H126L127 210V207L129 206V204ZM135 203V204H134ZM144 203V202H143ZM154 203V204H153ZM167 203V204H166ZM170 203V204H169ZM183 203V204H182ZM185 203V204H184ZM187 203V204H186ZM203 203V204H202ZM209 203V204H208ZM230 203V204H229ZM81 204V205H80ZM102 204V205H101ZM112 204V205H111ZM130 204V205H131ZM139 204V205H138ZM151 204V205H150ZM165 204V205H164ZM169 204V205H168ZM176 204V205H175ZM179 204H182V206L184 207V210L185 211H183V209H182V213H181V216L182 217H179L180 216V214H179V212H181V206L179 205ZM208 204V205H207ZM222 204H223V206H222ZM232 204V205H231ZM62 205V206H61ZM89 205V206H88ZM127 205V206H126ZM166 205H168V207L166 206ZM178 205L180 206V207H178ZM211 205H212V207H211ZM222 207V209H224V211L225 212H227L229 215H230V219L231 220H229V221H231L230 223H228L229 224V226H228V224H227V226L226 225H224V226H222L223 224L222 223H225L223 220H217V218H216V216H213V211L215 212L216 210H219V209H221V207ZM178 208H177V207ZM189 206V207H188ZM205 206V207H204ZM262 206V207H261ZM115 207V208H114ZM124 207H125V211H124ZM140 207V208H139ZM182 207V208H183ZM213 207H216V210H215V208H214V210L212 209ZM219 207V209H217ZM238 207V208H237ZM243 209H242V208ZM260 207V208H259ZM82 208V209H81ZM121 208V209H120ZM123 208V209H122ZM145 209V211L143 210V209ZM148 208V209H147ZM157 208V209H156ZM166 208V209H165ZM176 208V209H175ZM201 208V209H200ZM232 208V209H231ZM259 208V209H258ZM92 209H94V210H92ZM139 209V210H138ZM171 209H173V211H171ZM186 209H188V210H186ZM212 209V210H211ZM229 209H230V211H229ZM76 210H77V213H76ZM89 210V212H87ZM92 210V211H91ZM170 210V211H169ZM174 210H177V211H175V213L173 214V212H174ZM190 210V211H189ZM195 210V211H194ZM199 210V211H198ZM232 210V211H231ZM69 211V212H68ZM186 211H188V214L186 213ZM194 211V212H193ZM201 211H202V213H201ZM244 211V212H243ZM93 212V213H92ZM119 214H118V213ZM143 212V213H142ZM151 214H150V213ZM161 212V213H160ZM168 212V213H167ZM176 212H178L177 214H179V216H177V217H179L177 220H176V222H178V220L179 219H181V222H180V220H179V223L177 224L176 222H170V223H172L173 225H171L169 222H168V220H167V222H166V219L167 218H169L170 217V215L171 214H173V215H175L176 214ZM183 212H185V214H187V215H189V213L191 214V217H190V219H187V215H184L183 214ZM248 212V213H247ZM261 212V213H260ZM59 213V214H58ZM115 213V214H114ZM147 213V214H146ZM153 213V214H152ZM155 213V214H154ZM157 213V214H156ZM194 213V214H193ZM197 213V214H196ZM262 213H263V216H262ZM62 214V215H61ZM91 214V215H90ZM114 214V215H113ZM146 214V215H145ZM165 214V215H164ZM167 214L169 215V217H167ZM176 214V215H177ZM187 216L186 218L183 216ZM204 214V215H203ZM226 214V213H225ZM232 214V215H231ZM246 214V215H245ZM259 214H260V216H261V218L259 219ZM158 217H157V216ZM211 215V216H210ZM71 216V217H70ZM147 216V217H146ZM163 218H162V217ZM172 216V215H171ZM197 216V217H196ZM209 216V217H208ZM243 216V217H242ZM258 216V217H257ZM81 217V218H80ZM110 217V218H109ZM145 217L146 218H150L151 217V219H149L150 221V223L148 222V220L147 221H145L144 219H145ZM152 217H155V221L156 220H158V222L156 221V223L158 224H156L155 222H154V218H152ZM167 217V218H166ZM213 217V218H212ZM214 217L216 218V219H214ZM235 217V218H234ZM109 218V219H108ZM123 218V219H122ZM182 218H185V220H184V222H182L183 221V219ZM73 219V220H72ZM124 219H126V220H124ZM186 219H187V221H186ZM196 219V220H195ZM200 219V220H199ZM209 219V220H208ZM246 219V220H245ZM117 220H119V221H123V222H125L126 224V226H125V228L123 229V231L121 230V228H118V226H116L117 225ZM169 220H171V217H170V219ZM190 220V221H189ZM245 220V221H244ZM143 221H145V223L143 222ZM211 221V222H210ZM142 222V223H141ZM149 223V224H147V223ZM163 222V223H162ZM155 223V224H154ZM207 223V224H206ZM209 223V224H208ZM220 223V224H219ZM238 223V224H237ZM242 225H241V224ZM244 223V224H243ZM261 223V224H260ZM146 224V225H145ZM183 224V225H182ZM134 225V226H133ZM137 225V226H136ZM155 225V227H153L152 228V226H154ZM176 225L178 226L177 227V229L176 228H174V227H176ZM209 225H211V226H213V228H215V229H213V231L211 230V232H210V235H208L209 237V240H210V238L211 237H213L210 241H208V245H205L207 242H203V240H202V238H198V237H196V235H194L195 233L194 232H196V234L198 233L197 231H198V228H201V230H203L202 228H204V226L205 227H209ZM217 225V226H216ZM248 227V229H247V227ZM17 226V227H16ZM80 226V227H79ZM139 226H140V228H139ZM226 226V227H225ZM93 227V228H92ZM228 227V228H227ZM181 228V230H179ZM41 229V230H40ZM54 229V230H53ZM128 229V230H127ZM158 229V230H157ZM195 229V230H194ZM2 230V231H1ZM178 230V231H177ZM217 231V232H215V231ZM229 230V231H228ZM258 230V231H257ZM43 231V232H42ZM57 231V232H56ZM128 231V232H127ZM199 231H200V229H199ZM262 233H261V232ZM38 232V233H37ZM63 232V233H62ZM154 232V233H153ZM208 232V233H209ZM251 232V233H250ZM260 232V233H259ZM8 233V234H9ZM51 233V234H50ZM62 233V234H61ZM102 233V234H101ZM150 233H152V234H150ZM161 233V234H160ZM175 233V234H174ZM185 233V234H184ZM47 234H48V236H47ZM156 234H158V235H161L162 236V238H160V237H158V235H156ZM165 234V235H164ZM184 234V235H183ZM239 234H242L241 235V237L242 236H245L246 237V240H248L246 243V245L244 246H241L243 249H235V248H233V243H235V240L238 238V237H240V235ZM244 234V235H243ZM251 234V235H250ZM23 235H25V236H23ZM62 235V236H61ZM64 235V236H63ZM67 235V236H66ZM155 237H154V236ZM183 235V236H182ZM236 235V236H235ZM239 235V236H238ZM16 236V237H15ZM54 236V235H53ZM53 236H50V238L52 237V239H53ZM56 236V237H57ZM66 236V237H65ZM76 236V237H75ZM77 236H78V238H77ZM147 236H148V238H147ZM180 236V237H179ZM186 237V238H183V237ZM191 236H194L195 237V240H197V241H195V242H197V243H195V245H199V246H193L194 245V243L193 242H191V245L192 246H190V242L189 241H192V239H193V237L191 238ZM207 236V235H206ZM231 236V237H230ZM253 236V237H252ZM259 236V237H258ZM47 237H48V239H47ZM85 237V238H84ZM236 237V239L233 241V238H235ZM240 237V238H241ZM245 237H244V239H245ZM249 237H250V240H249ZM73 238V239H74ZM82 238H84V239H82ZM156 238H158L159 240H158V242L155 240ZM190 238H191V240H190ZM201 239V240H198V239ZM208 238L206 239L205 238V240L207 241L208 240ZM224 238H226V239H224ZM229 238V239H228ZM1 239V240H2ZM164 239V240H163ZM177 239V240H176ZM183 239V240H182ZM252 239V240H251ZM258 239V240H257ZM1 240H0V244H1ZM6 240V241H5ZM16 240V241H15ZM63 240V241H64ZM68 240H69V236H68ZM68 240H67V242H68ZM189 240V241H188ZM204 240V241H205ZM226 240H227V242H226ZM229 240H230V242H229ZM78 240H72V241H69V243H71V242H74V243H71V245L72 244H76L75 242H77ZM105 241V242H104ZM245 241V240H244ZM255 241V242H254ZM261 241V242H260ZM4 242H7V244L6 243H4ZM16 242H17V244H16ZM28 242V243H27ZM33 242V243H32ZM67 242H64V243H67ZM140 242V243H139ZM199 242H202V243H199ZM210 242H211V247H213L212 249V251H211V247H209V245H210ZM229 242V243H228ZM233 242V243H232ZM252 242V243H251ZM14 243V244H13ZM162 243V244H161ZM199 243V244H198ZM212 243H213V245H212ZM63 244V243H62ZM84 244H80L79 246H78V248L77 247H75L74 245H73V247H75L77 250L79 249V251H80V246L82 245V246H84ZM204 244V245H203ZM252 244V245H251ZM9 245V246H8ZM18 247H17V246ZM28 245V246H27ZM67 245V244H66ZM69 245V244H68ZM71 245H70V248L68 247V246H64L63 245V247H65V250H66V248H67V250H66V252H69L70 254L69 255H71V253L73 254V255H71V257H73L74 258V255H76V256H81V254H79L78 252V254L74 251V249H72L71 248ZM160 245V246H159ZM203 245V246H202ZM6 248H5V247ZM11 246V247H10ZM54 246V245H53ZM56 246V245H55ZM54 246V247H55ZM59 246H61V245H59ZM98 246V247H97ZM132 246H133V248H132ZM188 246V247H187ZM9 247V248H8ZM13 247V248H12ZM17 247V248H16ZM46 247V246H45ZM44 247V248H45ZM54 247H52V250L54 251L55 249H53ZM63 247H61L62 249H63ZM85 247V246H84ZM87 247H89V248H87ZM166 247V248H165ZM190 247H192V249L190 248ZM194 247V248H193ZM199 247V248H198ZM235 247V246H234ZM245 247H246V249H245ZM248 247V248H247ZM0 248V249H1ZM19 248H21V250L22 249H25V250H27L30 254L29 255H31L32 256V254L31 253H33L34 255V257L32 256V257H29V255H26V254H28L27 253V251L25 252L24 250H22V251H20V249ZM38 248V247H37ZM49 248V250H51ZM56 248H57V246H56ZM72 249V251L75 253H73V252H70V250ZM109 248V249H108ZM188 248V249H187ZM203 248V249H202ZM209 248V249H208ZM46 249H47V247H46ZM87 249H89V250H87ZM191 249V250H190ZM255 249V250H254ZM257 249V250H256ZM30 250V251H29ZM45 249H43V247H42V251H44ZM64 250V249H63ZM63 250H61L60 249V247L58 248V252H57V249L55 250V252L53 253V254H55V255H53L52 254V252L51 253H49L50 251H48L47 252V250H46V252H47V254L50 256V254H51V259H48V261L49 260H53L52 258H54L53 256H56V259L54 260V262L53 263H55V261L57 260V255H56V253L58 254L59 253V255H60V257H59V259L58 260H60V261H56V262H59L58 264H61V260H64L63 258H65V260L66 261H68L67 263H69V264H72V263H74V262H72L73 260H75V258L73 259V260H70L72 263H70L69 262V257H67L68 259H66V257H64L65 255L63 254ZM64 250V251H65ZM69 250V251H68ZM134 250V251H133ZM171 250V251H170ZM190 250V251H189ZM193 250V251H192ZM239 250V251H238ZM254 250V251H253ZM83 251H86V252H83ZM100 251V252H99ZM105 251H107V252H105ZM108 251L109 252H111V253H113V254H111V255H114V256H111L110 255V253H108ZM134 253H132V252ZM170 251V252H169ZM189 253H188V252ZM195 251V252H194ZM203 251H205V252H203ZM36 252H38V253H36ZM94 252V253H93ZM108 253L107 255H105V253ZM137 252V253H136ZM185 252H187V254L185 253ZM5 253V254H4ZM13 253H15V255L16 256H14L13 255ZM37 255H39L40 257H41V259L39 258V256H37ZM45 254V251L44 252H42V254ZM115 253H116V255H115ZM205 253H208V254H205ZM3 255V257H2V255ZM9 256H8V255ZM99 254V255H98ZM101 254V255H100ZM171 254V255H170ZM174 254V255H173ZM185 254H186V256H185ZM189 254V255H188ZM225 254V255H224ZM5 255H7V256H5ZM53 255V256H52ZM58 255V256H59ZM61 255H63V258L61 259ZM89 255V256H88ZM92 255V256H91ZM103 255V256H102ZM182 255H184V257L182 256ZM208 255V256H207ZM12 256V258L9 260V257H11ZM45 256L46 257H49V256H47L46 254H45ZM104 256H105V258H104ZM134 256V257H133ZM159 257L160 258V256H161V258L159 259V258H156V257ZM167 256V257H166ZM171 256H172V258H171ZM174 256V257H173ZM177 256H178V258H177ZM192 256V257H193ZM205 256V257H204ZM1 257H2V259L4 258V257H6V258H4V260H2L1 259ZM20 257V258H19ZM22 257V258H21ZM24 257H26L25 258V260H23L24 259ZM37 257V258H36ZM49 257V258H50ZM77 257V258H78ZM87 257V258H86ZM196 257V258H195ZM209 257V258H208ZM19 258V259H18ZM90 258V259H89ZM100 258H101V260L102 259H104V260H100ZM134 258V259H133ZM173 258H175V259H173ZM198 258H200V259H198ZM6 259V260H5ZM92 259V260H91ZM108 259V260H107ZM131 259V260H130ZM156 259H158V260H156ZM164 259H166V260H164ZM169 259V260H168ZM172 260V262H169V261H171ZM177 259V260H176ZM186 260V262H184L185 260ZM9 260V261H8ZM13 260H14V262H13ZM23 261V263H22V261ZM28 262H27V261ZM65 260H64V262L63 263H65ZM77 261L79 260L80 261V259H76ZM75 260V263L74 264H77L76 261ZM82 260V263L84 262ZM89 260H91L90 261V263H88L89 262ZM110 260V261H109ZM160 260V261H159ZM163 260V261H162ZM179 260V261H178ZM190 260V261H191ZM193 260L191 261V262H193ZM210 260V261H209ZM261 260H262V262H261ZM7 261V262H6ZM88 261V262H87ZM109 261V262H108ZM113 261V262H112ZM166 261V262H167ZM178 261V262H177ZM188 261V262H187ZM116 262V263H115ZM163 262V263H162ZM180 262V263H179ZM80 264H81V261L79 262ZM78 263V264H79ZM85 263H83V264H85ZM104 263H102V264H104ZM195 263V262H194ZM56 264V263H55ZM98 264V263H97ZM166 264V263H165ZM203 264V263H202Z\"/></svg>",
    "mask_w": 264,
    "mask_h": 264
},
{
    "label": "bare ground",
    "instance_id": "obj_2",
    "mask_svg": "<svg viewBox=\"0 0 264 264\" xmlns=\"http://www.w3.org/2000/svg\"><path fill=\"white\" fill-rule=\"evenodd\" d=\"M10 1H11V0H10ZM14 1H15V2H14ZM14 1H13V2L15 3V6H16V5L18 6L19 4L22 3L21 5H19L20 7H22V5L24 4V0H23V2H22V0H14ZM43 1H44V0H43ZM49 1H50V0H49ZM54 1H55V0H54ZM87 1H88V4H89V3H90L89 0H87ZM90 1H91V0H90ZM94 1H95V0H94ZM138 1H140V0H138ZM144 1H145V0H144ZM144 1H143V2H144ZM156 1H158V0H156ZM167 1H168V0H167ZM171 1H172V0H171ZM173 1H174V0H173ZM173 1H172V2H173ZM182 1H183V0H182ZM184 1H185L186 4L183 2V3L185 4V6H184V5H183V6H184V8H185V10L187 11L188 14L186 13V11H184L185 13H183V14H185L186 16L188 15L189 17L187 16V17H188V18H187V17L184 15V19H183V20H180V19H182V14H181V18H180V17H179L178 19L176 18V22H177L178 24H177L176 22H175V24H177V25L179 26L180 22H178L177 20H180V21H181V25H182V24H185V21L188 20L187 23H189V22H190V23L193 22L194 25H196V26L199 25V26H198V29H200L199 32H201L202 30L205 31L206 29H208L207 31H209L210 27L213 26V27L211 28V33H212V34L209 35V32H210V31L208 32L209 37L206 36V35H205V37H204V35L201 36V34H200L199 36L197 35V36L199 37L198 39H201V40H196V41H198V42L200 43V44L198 43V45L201 46V47H200L201 49L198 48V46H197V50L199 49V51H200V50H202V51H203V50H204V51L207 50V51H208L209 48L214 49V51H216V52L219 54V55H218L219 57H218V56H215L216 58L218 57V59H216V61L218 60L220 64H221V62L223 63V64H221V65H224V67H222L221 65H219V66H221L222 69H223V68H224V69H227L228 67H230V66H229L230 64L235 63L236 59H235V58H232V55L230 54L231 56H230L229 59H230V60L233 59V61H232V63H230V62H231L230 60H229L230 62H228L229 54H228L227 51H223V50H224V47H223V46H225V45L222 46V41H221V39H223L224 36H225V34L227 33V32L225 31L226 29H230L231 31H232V29H233V31H232V33H233V32L236 31V29L234 30V28H237V29L239 28V29L242 30L241 33L244 31V32H243L244 34L242 33L243 35H242V34H241V35L244 36V37H246L247 40L249 39V43L252 44V42H254L253 45H255V46H253V45H252V46L256 48V49L253 48V49H254V52L256 51V53H254V52L252 51L254 54H250V52H248V53L250 54V55H248V56H246V54L243 55V56H241V54L239 53L240 56H237V57L235 56V57L238 58V59H239V57H240V59L242 58L241 61L237 59L238 61H240L238 65L240 66V63H241L243 60H244L243 62H244V64H245V60L248 59V58H249L250 60H253V63H254L257 59L260 60V58H261V59L263 58V62H264V38H263V40H262V38H261V37H262L261 34L264 33V32L261 33V31H264V30H263V29H264V25H263L264 23H260V24H262V25H259L258 23H256L257 25H255V26H253L255 23H254V24H251V21H252V23H253V21H254V19L251 20V18H254L255 16L257 17V15L255 14L256 12H257L258 15H259V14H260V15L264 14V13H263V11H264V0H251V1H250V0H247L248 2H247L246 0H230V1H232V2H230L231 4H232V3H236L235 1H238L236 4H232V5H231V6H233V7H231L230 4H228V3H229V0H223L225 3L227 2L228 5H227V4L225 5V3H224L222 0H221L222 3H224L223 5H222L221 1H220L221 5H219V2H218L219 0H209L210 3H208V5H207V4L204 5V3H207L206 1H208V0H205V1L203 2V5H202V4H201L202 2H201V0H200L199 3L201 2V3H200L201 6L197 5V1L195 2V1H192V0H191V1H190L191 3H190L189 5H188L189 1H188V3L186 2V0H184ZM242 1L247 2L249 5H248L247 3L242 2ZM249 1H250V3H249ZM45 2H47V1H45ZM55 2H56V1H55ZM76 2H77V4H78V2H81V3H79L80 5L78 4L80 7H81L83 4H84V5L87 4V2H86V4H85L84 0H83V1H81V0H80V1H79V0H57L56 3L60 6V8L63 9V8L65 7L66 10H67V6H69V7H71V8H72L73 6H77V5L75 4ZM83 2H84V3H83ZM121 2H122V1H121ZM134 2H135V1H134ZM140 2H142V1H140ZM140 2H138V4H139ZM150 2H151V3H150L151 6H153V5H155V7L158 6V5H157L158 2H156L157 4H155V1H154V0H152V1H150ZM152 2H154V3H152ZM172 2H171V3H172ZM179 2H180V0H178V6H179V8L181 9L180 12H183V11H182L183 7H181V5L179 4ZM193 2H195V3H193ZM11 3H12V2H11ZM14 3H12V4H14ZM28 3H29V2H28ZM110 3H111V2H110ZM159 3H160V2H159ZM199 3H198V4H199ZM216 3H217L218 5H217ZM251 3H252V4H251ZM42 4H43V3H42ZM42 4H40V8H39L38 4H36L35 6L30 7V8H29L30 11L27 12L28 14H27V15L25 14V15H26V18L24 17L25 15L22 16L23 18H25L24 21H23V20H22L23 22L20 21V17L18 16V17H19V21H20L21 23L25 24V20L28 18V16H30V18L33 19V20H32V19H31V20L34 21V22H36L38 19L40 20L41 17H43L47 11H48L49 13L47 12L46 14L52 15V12H53V11H52V9H49V8H50V5L48 6L49 3H48V4H46V3L43 4V5H46V9H48L47 11H46L45 9L42 8V7H43ZM52 4H53V3H52ZM57 4H56V5H57ZM81 4H82V5H81ZM88 4H87V5H88ZM92 4H93V3H92ZM97 4H98V3H97ZM114 4H116V3H114ZM117 4L119 5L118 2H117ZM138 4H137V6L139 7L138 9L142 10V8H143L142 5L140 4V6H139ZM142 4H143V3H142ZM145 4H146V3H145ZM174 4H176V3L174 2ZM250 4H251V5H250ZM31 5H32V4H31ZM33 5H34V4H33ZM89 5H90V4H89ZM89 5H88V6H89ZM170 5H172V7H173V4H170ZM170 5H169V7H170V9H171V6H170ZM196 5H197L198 7H197ZM247 5H248V6H247ZM41 6H42V7H41ZM47 6H48V7H47ZM53 6H54V5H53ZM79 6H78V8H80ZM92 6H93V5H92ZM94 6L96 7L95 4H94ZM113 6H114V5H113ZM125 6H126V5H125ZM143 6H144V5H143ZM147 6H148V5H147ZM161 6H162V5H161ZM174 6H175V5H174ZM176 6H177V5H176ZM176 6H175V8H178V7H176ZM206 6H208L207 8H211V9H213V10L215 9V13H216V9H219L220 6H221V7L224 6V7H222L223 13H224V11H225V13L227 12V14H229V13H230L229 10H230V9H231V10L233 9V11H234V15H230L231 13H233V12H231V13L229 14V16L226 14V17H225V16H224L225 14H222V10L219 9L221 12H220V11H217V12H218L220 15L222 14V15L224 16V18H222L223 16L221 15V16H222V17H221L222 19H221V21H220L221 23H220V22L218 21V19H220L218 13H217V14H213V15H216V16H217V21H215V20H216V19H215V18H216L215 16L210 15L211 18H210V16H208V17L206 16V15H208V14L206 13L207 10H208V9L206 8ZM249 6H250V7H249ZM3 7H4V6H3ZM24 7H25V6H24ZM89 7H91V5H90ZM141 7H142V8H141ZM144 7H145V11H146V6H144ZM155 7L153 6V8H155ZM158 7H160V4H159ZM158 7H157V8H158ZM221 7H220V8H221ZM44 8H45V6H44ZM51 8H52V7H51ZM71 8H70V10H72ZM74 8H75V7H74ZM117 8H118V7H117ZM124 8H125V7H124ZM124 8H123V9H124ZM135 8H136V6H135ZM153 8H152V9H153ZM160 8H161V7H160ZM160 8H158V10H159ZM164 8H165V7H164ZM164 8L162 7L163 10H166V9H164ZM197 8L205 9V10H206V12H205V10H202V13H205V16H204L203 14L199 13L200 15H203L204 17H206V20H205V21H204L205 18H203V16L200 17V15L197 14V13H198V11H197L198 9H197ZM25 9H26V8H25ZM25 9H24V10H25ZM62 9H60V10H62ZM68 9H69V8H68ZM120 9H121V8H120ZM138 9H135V10L137 11L136 13H138V15H139V21H140L141 17H143V18H146V21L148 20V21H147L148 23H151V21L153 20L154 17L152 18V16H151V18H150V22H149V15H150V12H149V15H148V13H147L148 10H147V11H146L147 15H145V12H144V14H143L144 16H141L142 14L140 15V13H139L140 10H139V12H138ZM152 9H151V10H152ZM187 9H188V10H187ZM211 9H210V10H211ZM14 10H15V9H14ZM26 10L28 11V9H26ZM49 10L51 11V14H50V11H49ZM79 10H80V9H79ZM87 10H88V9H87ZM133 10H134V9H133ZM154 10H156V9H154ZM160 10H161V9H160ZM167 10L169 11L168 8H167ZM167 10H166V13H171V12H168ZM183 10H184V9H183ZM64 11H65V10H63V11H61V12H64ZM68 11H69V10H68ZM73 11H75V10H73ZM73 11H71V12H73ZM82 11H83V10H82ZM91 11H92V10H91ZM91 11H90V12H91ZM143 11H144V10H142L141 12L143 13ZM170 11H172V12H175V11H176V12H177L178 10H176V9L174 10V8H172ZM259 11H260V13H258ZM0 12H1V10H0ZM2 12H3V10H2ZM65 12H66V11H65ZM65 12H64V14H63V13H58L57 17L59 16V19H60V20H61V18H62V19L65 18V17H63V15H66ZM71 12H70V13L68 12V14L66 15L67 18L70 17L71 15L74 16L73 14L76 13V12H74V13L72 14ZM83 12H84V11H83ZM85 12H86V11H85ZM94 12H95V11H94ZM94 12L92 13L93 15H94ZM101 12H102V11H101ZM153 12H154V11H153ZM156 12H157V11H156ZM160 12L162 13V16L165 15V14H163V12L165 13V11H163V12L160 11ZM209 12H210V11H209ZM209 12H208V13H209ZM211 12H212V11H211ZM211 12H210V13H211ZM228 12H229V13H228ZM53 13H54V12H53ZM66 13H67V12H66ZM87 13H89V12H87ZM102 13H103V12H102ZM121 13H122V12H121ZM157 13H158V12H157ZM161 13H160V14H161ZM242 13L245 14V17H246V15L248 14L249 16H247V19H249V17H250V20H251V21H247V20L245 19V17H243L244 14H242ZM261 13H262V14H261ZM0 14H1V13H0ZM18 14H19V13H18ZM56 14H57V13H56ZM61 14H62V15H61ZM69 14H70V16H68ZM77 14H79V13H77ZM89 14H90V13H89ZM110 14H111V13H110ZM131 14H132V13H131ZM251 14H253V15H251ZM81 15H83V14L81 13ZM96 15H97V13H96ZM96 15H94V16H96ZM108 15H109V14H108ZM111 15H112V14H111ZM126 15H127V14H126ZM128 15H129V14H128ZM158 15H159V14H158ZM170 15H171V14H170ZM254 15H255V16H254ZM260 15H259V17H260V19H261L262 16H260ZM6 16H7V15H6ZM60 16H61V18H60ZM75 16H77V15L75 14ZM75 16H74L73 18L71 17V18H69V20H67V21L65 20V21H66L67 23L70 21V24L73 23V21H74L75 18H76V20L78 21V19H79V18H78L79 15H78L77 17H75ZM85 16L88 17L87 15H85ZM120 16H121V15H120ZM145 16H147V17H145ZM162 16L159 15V16H157V17H158V18H159V17L161 18ZM167 16H168V17H167ZM167 16H166V18H165V16L162 17L163 19H162V20L160 19V20L165 22V21H166L165 19H168V18H169V15H167ZM171 16H172V15H171ZM173 16H174V15H173ZM252 16H254V17H252ZM50 17H51V16H50ZM52 17H53V16H52ZM52 17H51V18H52ZM54 17H55V16H54ZM57 17H56V18H57ZM82 17H83V16H82ZM101 17H102V16H101ZM133 17H134V16H133ZM177 17H178V16H177ZM185 17L187 18V20H186ZM228 17H230V18L232 17V18L234 19V22L231 21V23H233V24H231V23L227 24V22H229V21H228V20H229ZM259 17H258V18H259ZM263 17H264V16H263ZM23 18H21V19H23ZM67 18H65V19H67ZM83 18H84V17H83ZM83 18H82V19H83ZM96 18H97V17H96ZM126 18H127V17H126ZM172 18H174V17H172ZM226 18H227V19H226ZM232 18H231V20H232ZM243 18H244L245 20H243ZM28 19H29V18H28ZM28 19H27V21H28ZM35 19H36V20H35ZM71 19H73V20H71ZM82 19H81L80 23L83 22ZM87 19H88V18H87ZM131 19H133V18H131ZM135 19L138 20L137 17H135ZM170 19H171V18H170ZM170 19L167 20V21H170ZM200 19H201V20L203 19L204 22H201ZM224 19L227 20V21L225 20L226 23L223 21ZM255 19H257V18H255ZM260 19H259V22H260ZM52 20H53V19H52ZM57 20H58V19H57ZM85 20H86V19H85ZM85 20H84V21H85ZM96 20H97V19H96ZM102 20L104 21V22L101 21V22H103V25H104V26L101 25V22H100L99 20H97L98 22H100L99 25H98V24L95 25V24H93V22H92V24H90V26L92 25V27L90 28V30H87V32L89 31V33H90V31H92V30H93L92 28H94V27H97V31H98V30H99V31L102 30L101 32H103V31L105 32V31H106V27H107V26H105V25H107V22H106L105 19H102ZM108 20H109V19H108ZM114 20L116 21V19H114V18H113V22L110 20L111 23H110V21H108V24H110V25H108V27H107V31H108V32L110 31V33H107V31H106L107 36H108V34H109V36H112L111 34H113L114 31H115V33L118 32L117 29H119L120 26L122 25V23L125 21V19H124L123 22H122V20H120V21H121V25H120V21H116V22H119V24H117L116 22H114ZM142 20H143V19H141V21H142ZM160 20H159V21H160ZM171 20H173V19H171ZM184 20H185V21H184ZM0 21H1V19H0ZM41 21L43 22V20H41ZM130 21L132 22V20H130ZM146 21H144V22H145V24L148 26V24L146 23ZM157 21H158V20H157ZM157 21H156V22H157ZM173 21H175V20H173ZM173 21H172V23H173ZM182 21H183V23H182ZM244 21H245V22H244ZM246 21L249 22V23H246ZM255 21H257V20H255ZM262 21L264 22V20H262ZM262 21H261V22H262ZM20 22H19V23H20ZM30 22H31V21H30ZM38 22H39V21H38ZM38 22H37V23H38ZM57 22H58V21H57ZM57 22H56V23H57ZM66 22H65V23H66ZM74 22H75V21H74ZM78 22H79V21H78ZM127 22H128V24H131V23H129V21L126 20V21L124 22V24L122 25V26H125V27H126V28L124 27L125 29H127L128 27H131V25H132V24H131L130 26H129V25L127 26ZM142 22H143V21H142ZM164 22H162V23H164ZM215 22H216V24H218L217 22L220 23V25L218 24L219 26L216 25V30H217V28H218V29H220V30L223 29V32H226V33L223 34L222 31H221V32H222V33H221L220 30H218V32H220V34H223V38H222V35L220 36V34H218V32H216V33H213V32H212V31L215 30V28H214V25H215L214 23H215ZM0 23H1V22H0ZM28 23H29V21H28L26 24H28ZM40 23H41V22H40ZM40 23H39V24H40ZM43 23H45V22H43ZM47 23H48V22H47ZM51 23H52V22H51ZM53 23H54V22H53ZM61 23L64 24L63 20L61 21ZM125 23H126V24H125ZM152 23H153V21H152ZM162 23L159 24V22H158V23H157L158 25H156V24H154V25H156V26H159V25H160V28H161V27L163 26V25H161ZM165 23H166V22H165ZM165 23H164V25H165ZM170 23H171V22H169L168 24H170ZM3 24H4V22H2L1 25L3 26ZM23 24H22V25H23ZM48 24H50V23H48ZM48 24H46V27L49 26V27L46 28V29L48 30V36H47V39H46L44 42H40L41 45L43 44L42 48H40V49H44L43 47L46 48L47 43H48V42L50 43V41H51V40L49 41L50 37L52 36L50 33H53V34H54V33L56 32V28H55V31L53 32V28L50 27V25H48ZM73 24H74V23H73ZM73 24H72V25H73ZM83 24H84V22H83ZM83 24H81V25H83ZM116 24H117V25H116ZM133 24H134V23H133ZM173 24H174V23H173ZM173 24H170V25H169V26H171V27H169V29H170V28L173 29V28H172V27H173V26H172ZM191 24H192V23H191ZM193 24H192V25L189 24V25H190V26H193ZM250 24H251V25H250ZM1 25H0V27H1ZM22 25H21V26H22ZM31 25H32V24H31ZM41 25H43V24H41ZM53 25H54V24H53ZM56 25L58 26V24H56ZM78 25H79V24H78ZM78 25H77V26H78ZM87 25H88V24H87ZM118 25H120V26L118 27ZM134 25H135V24H134ZM138 25L141 26V24H138ZM138 25H137V26H138ZM166 25H167V24H166ZM166 25H165V27H167ZM177 25H176V28L179 30V27H180V26L177 27ZM21 26H20V27H21ZM23 26H24V25H23ZM44 26H45V25H44ZM51 26H52V25H51ZM63 26H64V25H63ZM73 26H74V25H73ZM93 26H94V27H93ZM100 26H101V27H100ZM140 26H138V27H140ZM149 26H151L150 28H152V27L155 28V26H153V25H149ZM149 26H148V28H149ZM182 26H184V25H182ZM182 26L180 27V30H182L181 32L178 31V30H176V28L173 29V30H170V32H169V31L167 30L168 27L165 29V27L163 26L164 29L167 30L166 35H168V34H167L168 32L171 33V32L173 31V32H172L173 34H172V33H171V34H172V35H175V36L177 37V39H179V40H177L176 37H174V36L171 37V38H172V39H171L170 36H169V35H171V34H169V35H168L169 38H165V39H167V42H170V41L172 42V40L174 41L175 39L179 42L181 38H183L184 40H186L185 30L188 29V28L185 26L184 29H183ZM187 26H188V25H187ZM196 26H194V27H196ZM4 27H5V25H4ZM4 27H2L3 29L1 28V31H0V43H1V41H2V43H3V42H6V43H7L8 40L6 41L5 39H9V43H11V39H14L15 42L17 43L20 39H19V40H18V39L16 40V38H15L16 35H15V37H14V35H13L12 37H14V38H11V36L9 35L10 33H9L8 31H7V32H8V33H7L6 30H5V34H4V31H2V30H4ZM18 27H19V26H18ZM26 27H28V26H26ZM53 27H54V26H53ZM60 27H61V25H60ZM67 27H68V26H67ZM75 27H76V26H75ZM80 27H81V26H80ZM98 27H99V28H98ZM133 27H134V26H133ZM138 27H137V29H138ZM144 27H146V26L144 25ZM144 27H143V29H144ZM163 27H162V28H163ZM199 27H200V28H199ZM208 27H209V28H208ZM23 28H24V27H23ZM51 28H52V30H51ZM58 28H59V27H58ZM65 28H66V26H65ZM69 28H70V27H69ZM76 28H77V27H76ZM78 28H79V27H78ZM102 28H104V29H102ZM135 28H136V27H135ZM150 28L148 29V31L153 29V28H152V29H150ZM213 28H214V29H213ZM5 29H6V28H5ZM49 29H50V30H49ZM120 29H121V30H125V29H123V27L120 28ZM131 29H132V28H131ZM139 29H140V28H139ZM139 29H138V31H139ZM155 29H157V28H155ZM155 29H153L152 31H155ZM189 29L192 30V28H190V27H189ZM189 29H188V30H189ZM196 29H197V28H195V30H196ZM212 29H213V30H212ZM14 30H15V29H14ZM16 30H17V29H16ZM20 30H21V29H20ZM28 30H29V29H28ZM61 30H62V29H61ZM67 30H68V29H67ZM94 30H95V32H96V28H94ZM116 30H117V31H116ZM133 30H134V28H133ZM144 30H146V28H145ZM158 30H159V29H157V31H158ZM174 30H175V31H174ZM230 30H228V31L231 33ZM30 31H31V30H30ZM51 31H52V32H51ZM69 31H70V30H69ZM99 31H98L97 33H99ZM111 31H112V32H111ZM119 31H120V30H119ZM128 31H131V32H132V30H129V29H128ZM135 31H136V30H135ZM138 31H137V32H138ZM141 31H142V30H141ZM148 31H147V32H148ZM152 31H151V32H152ZM162 31H164V30H162ZM186 31H187V30H186ZM189 31H190V30H189ZM189 31H188V32H189ZM192 31H194V28H193ZM196 31L198 32V30H196ZM203 31H202V33H203ZM238 31H240V30H238ZM253 31H254V32H253ZM258 31H259V32H258ZM1 32H3V33H1ZM26 32H27V31H26ZM49 32H50V33H49ZM72 32H74V31H72ZM78 32H79V31H78ZM81 32H82V30H81ZM92 32H93V31H92ZM101 32H100V33H101ZM149 32H150V31H149ZM155 32H156V31H155ZM160 32H161V31H158V32H157L158 35H161ZM182 32H183V33H182ZM190 32H191V31H190ZM197 32H196V33H197ZM214 32H215V31H214ZM229 32H228V33H229ZM255 32H256V33H255ZM257 32H258V35L261 33V34H260V37L257 36V35H256V36L253 35L254 33L257 34ZM56 33H58V32H56ZM82 33H83V32H82ZM93 33H94V32H93ZM100 33H99V36H98V34L95 35L96 33H94L93 35H95V37H93V39H95V38H96V39H99V37H100ZM106 33H104V36L101 35V37H106ZM118 33H119V32H118ZM118 33H117V35H119L120 33H122V31H120L119 34H118ZM142 33H143V31H142L140 34H142ZM145 33H146V32H145ZM159 33H160V34H159ZM228 33H227V34H228ZM85 34H86V33H85ZM91 34H92V33H91ZM102 34H103V33H102ZM132 34H133V33H131V35H132ZM138 34H139V32H138ZM148 34H149V33H148ZM186 34H187V35H190V33H186ZM198 34H199V33H198ZM203 34H204V33H203ZM205 34H207L206 31H205ZM22 35H23V34H22ZM35 35H36V34H35ZM35 35H33V36H35ZM38 35H39V34H38ZM70 35H71V34H70ZM82 35H84V34H82ZM123 35H124V34H123ZM144 35H145V34H144ZM154 35H157V34L155 33ZM158 35H157V38L159 37ZM162 35L165 37V31H164V34L162 33ZM172 35H171V36H172ZM183 35H184V36H183ZM230 35L232 36V34H228V35H227L228 38L231 37ZM238 35H239V36H238ZM241 35L237 33V34L233 35V36H236V38L234 37V38H232L231 40L228 39V38H227V39L230 40V41H232V40L235 39L234 41H236V44H235V42H233V43L235 44V47H236V46H237V42H238L239 45L241 44V43H239V40L237 39V36L240 37ZM59 36H60V34H59ZM62 36H63V35H62ZM87 36H88V35H87ZM87 36H86V38H87ZM96 36H98V37H96ZM125 36H126V35H125ZM136 36L138 37V35H136ZM140 36H142V35H140ZM163 36L159 37L158 42H156L157 39H155V38H154L155 36H154L153 38L156 40V41L154 40V42H156V43H151V44L154 45V48L152 49V47H150L149 50L152 49L153 51H155L154 49H156V47H157L156 50L158 51V50H159V49H158V46H160V47H159L160 49L163 48L164 46H166L167 44H166V45L164 44V46H163V45H160V42H159V40L162 39ZM168 36H166V37H168ZM194 36H195V35H194ZM200 36H201V37H200ZM227 36H226V37H227ZM242 36H241V37H242ZM254 36H255V37H259V39H261V40L258 39V41H257L256 38H255ZM263 36H264V34H263ZM63 37H64V36H63ZM65 37H66V36H65ZM65 37H64V38H65ZM71 37H72V36H71ZM73 37H74V33H73ZM78 37H79V36H78ZM80 37H81V36H80ZM91 37H92V36H91ZM184 37H185V38H184ZM226 37H225V38H226ZM244 37H243V39H242V38H240V39L243 40V41L245 40V42H246L247 40H246V38H244ZM251 37H253V38H255V39H254V40H253V39H250ZM22 38H23V37H22ZM32 38H33V37H32ZM83 38H85V36H83ZM88 38H89V36H88ZM113 38H114V35H113L112 39H113ZM128 38H129V37H128ZM225 38H224V39H225ZM33 39H34V38H33ZM51 39H52V37H51ZM89 39H90V38H89ZM100 39H102V38H100ZM104 39H105V38H104ZM107 39L110 40V37H107ZM114 39L116 40V37H115ZM121 39H122V38H121ZM123 39H124V38H123ZM134 39H135V38H134ZM140 39H142V37H141ZM140 39L138 38V41H139ZM144 39H145V38H144ZM144 39H143V40H144ZM168 39H171V40H168ZM190 39H192V38H189V40H190ZM196 39H197V38H196ZM236 39H237V40H236ZM4 40H5V41H4ZM14 40H12V41H14ZM27 40H28V39H27ZM35 40H36V39H35ZM35 40H34V41H35ZM66 40H67V39H66ZM74 40H75V39H74ZM78 40H79V39H78ZM84 40H85V39H84ZM108 40H103L104 42H103V41L100 42L99 40H98V41L100 42V44L105 43V44L107 45V41H108ZM143 40H141V41L143 42V43H141V44H142V45H145L146 41L144 42ZM145 40H147V39H145ZM150 40H151V39H150ZM176 40H175L174 42H176ZM181 40H182V39H181ZM193 40H194V39H193ZM241 40H240V42L243 43V41H241ZM252 40H253V41H252ZM36 41L38 42V40H36ZM87 41H88V40H87ZM90 41H92V39H90L89 42H90ZM110 41H111V40H110ZM112 41H113V42H116V43H119L118 41H114V40H112ZM123 41H124V40H122L121 42H123ZM147 41H149V40H147ZM161 41H162V40H161ZM165 41H166V40H163V42H161V43H164ZM196 41L194 40V42H196ZM250 41H251V42H250ZM60 42H61V41H60ZM67 42H69V41H67ZM67 42H66V43H67ZM93 42H95V41H93ZM126 42H127V40H126ZM130 42H132V41L130 40ZM174 42H173V44H174ZM178 42H176V43H178ZM182 42H187V40H186V41H183V40L180 41V44H182ZM188 42H192V43H193V44L191 43V46H190V44L188 43V44H189V47H188V48H191V47H192L193 49H194V48L196 49V47H194V46H195V43H194L193 41L190 40V41H188ZM9 43H8V44H9ZM16 43H15V44H13V43L9 44V48H11V47L14 48V46H16V45H17V47H18L19 45H20V47H22L20 43H17V44H16ZM25 43H26V44H25ZM27 43H28V44H27ZM44 43H45V44H44ZM69 43H70L71 46H72V42L70 41ZM69 43H68V44H69ZM124 43H125V42H124ZM132 43H133V42H132ZM137 43H138V42H137ZM137 43H136V44H137ZM148 43H149V42H148ZM176 43H175V44H176ZM225 43L227 44L226 41H225ZM230 43H231V42H229V45H228V46H230ZM233 43H232V44H233ZM3 44H5V43H3ZM18 44H19V45H18ZM22 44H24L23 46H24V48L26 47V50L28 49L27 51L34 50L33 48L35 47V45H36L35 48H38V47H39V43H38V44H37V43H31L30 41H28V42H24V43H22ZM64 44H65V43H64ZM76 44H77V43H76ZM90 44H91V43H90ZM108 44H111V45L113 44V45H114V43H111V42L108 43ZM120 44H121V43H120ZM120 44H119L118 46H122V47H123V46L125 45V44H124V45H122V44L120 45ZM133 44H134V43H133ZM139 44H140V43H139ZM141 44H140V45H141ZM168 44H169V43H168ZM173 44H172V45H173ZM186 44H187V43H186ZM223 44H224V43H223ZM234 44H233V45H234ZM10 45H12V46L10 47ZM13 45H14V46H13ZM37 45H38V47H37ZM41 45H40V47H41ZM48 45H49V44H48ZM65 45H67V44H65ZM81 45H82V44H81ZM106 45H105V47H106ZM111 45H110V46H111ZM115 45H116V44H115ZM115 45L113 46L115 50L112 49V47H111V50H113V53H114V51L116 52V46H115ZM127 45H129V44H127ZM147 45H149V44H147ZM153 45H151V46H153ZM169 45H171V44H169ZM177 45H178V44H176V47H175L174 45H173V46H174L175 48H177ZM196 45H197V44H196ZM247 45H248V44H247ZM4 46H5V45H4ZM49 46H50V45H49ZM49 46H48V47H49ZM67 46H68V45H67ZM67 46H64V47H67ZM71 46H70V47H71ZM96 46H97V45H96ZM99 46H100V45H99ZM99 46H98V48H99ZM118 46H117V47H118ZM130 46H132L131 43H130ZM134 46H135V44H134ZM155 46H156V47H155ZM161 46H162V47H161ZM178 46H179V45H178ZM245 46H246V45H245ZM52 47H53V46H52ZM52 47H51V48H52ZM58 47H59V46H58ZM61 47H62V46H61ZM93 47H94V46H93ZM100 47H101V49H102V46H100ZM103 47H104V46H103ZM107 47H109V45H108ZM107 47H106V48H107ZM144 47H145V46H144ZM144 47H143V48H144ZM170 47H171V46H170ZM204 47H207V49H205ZM226 47H227V46H226ZM232 47H233V46L231 45V48L229 47V50H230V49L234 50V49H233L234 47H233V48H232ZM2 48H3V47H2ZM2 48L0 49V53L2 52V53H1L2 55L0 54V57L5 55L4 57L10 59V57L15 56V57H12V59H13V58H16L17 61H14L15 59H13V62H12L11 60H8V62H7V59H6V58H5L6 60H5V59H4V60L7 62L6 64H8L6 67L9 66L8 68L13 69L14 66H17L16 69H17V70L20 69V70L18 71V72L20 73V75H18V73H16V74L19 76V77L17 76V77L19 78V80H23V79H30V80H31V78H33V77L35 78V75H37V72H38L37 70H38L39 68L36 70L37 72H32V69L35 68L36 66L33 67L34 64L32 65V63H33L34 61H33V62H30L31 59H30L29 56H28V57H29V60H28V61H29L30 63H28V61L25 60L26 58H28L27 56H25L26 58L24 57V54H25L24 51H25V50H24V51H21V53H19L18 51H20V50L17 51L16 48H14V49L11 48V49L9 50V48H7V47L5 46V50L8 49V51H4V49H2ZM18 48H19V47H18ZM49 48H50V47H49ZM56 48H57V47H56ZM71 48H72V47H71ZM98 48H97V49H98ZM119 48H120V47H119ZM126 48L128 49L129 46H128V47L125 46V48H122L121 50H125ZM133 48H135V47H131L130 49H133ZM136 48H137V47H136ZM145 48H147V46H146ZM164 48H165V49L160 50V51H163L162 53H164V50L167 51V46L164 47ZM178 48H179V47H178ZM188 48H185V49H186V50H190V49H188ZM202 48H204V49H202ZM19 49H21V48H19ZM40 49L38 48L37 50L40 51ZM58 49H59V48H58ZM64 49H67V48H64ZM95 49H96V48H95ZM109 49H110V48H109ZM117 49H118V48H117ZM137 49H138V48H137ZM169 49H170V48H169ZM169 49H168V51H169ZM171 49H172V48H171ZM179 49H180V48H179ZM179 49H178V50H179ZM211 49H210L209 51H211ZM235 49H236V48H235ZM247 49H248V48H247ZM2 50H3V51H2ZM21 50H22V49H21ZM37 50H34V52L37 51ZM98 50H99L100 53H101L100 48H99ZM107 50H108V49H107ZM118 50H119V49H118ZM118 50H117V51H118ZM133 50H136V49H133ZM138 50H140V48H139ZM138 50H136V51H138ZM181 50H183V49H181ZM225 50H227V48H226ZM47 51H48V50H47ZM49 51H50V50H49ZM49 51H48V52H49ZM83 51H84V50H83ZM94 51H95V50H94ZM96 51H97V50H96ZM96 51L93 52V53H92V51H91V53L88 55V57L86 58V60H88V62H90L91 64H93V66L98 70L99 74L97 73L98 78L96 79V80L98 81V83H100V84H101V83H102V84L104 83L105 86H106L107 83L110 84L109 86H108V84H107L108 87H107V86H106V87L109 88V89H106V88H105V91H102L104 88H102L103 85L101 84V85H102V86H101V91L104 92V93H107V94L105 95V96H106V99L110 97L108 100L110 101V99H112L111 101L115 102L114 105H112L113 102H109V101L107 102V104H108V103H112L111 105L109 104V106H111V107H114V106H115V108H116V110L113 112V110H111V109H114V108H111V107H110V108H111V109H110L111 112H113V113L116 114V115L113 114V116H112L113 118H112V119H111V115H110V114H109L108 116H106V119L108 120V123H106L107 120L104 119L105 116H104V117L102 116L103 118H100L101 115L103 114V113L100 112V111H102L101 109L99 110L100 114L98 113V109H96V110H97V114H98L97 116L99 117V119H102V121H101L102 123H103V121H104V122L106 121V122L104 123V126H107V125H105V124H109V121H110V120H114L115 116H118V115H117V112H116L117 110L120 111V112L122 111L120 114H119V112H118V114H119L120 116H119L118 118L116 117V120H117V121L121 120L122 118L125 119V120H127V119H126L127 117H129L130 119H133V118H134V113H135L136 116H137V114L141 113L143 110H142V111H141V110L138 111V110H139L138 107L140 106V105H139V106L137 107V109L135 108V110H134V112H133V115H132V113H128V112H126V111H128V108H133V106H134V105H132V106L129 105L128 101L130 100V98L128 99V97H131V98H132V97H134V98L136 97V98L141 99V101H145V99H147L148 97L146 96L147 98L144 97V99H143L142 97H143V95H145V93L147 94V92H146L145 90H147L148 87H149V86H147V85L149 84V82H150L149 78L151 79V81L154 82V80H152V79H155L154 76H157V74H158V69H159V68H157V66H156L157 69H156V71H155V68H154V66H153V68H154V72H155V74L153 73V76H152V74H150V73L152 72L151 70H153V69H151V68H150V73H149V71H147V73H149L148 75H147V73H146L143 69H142V70H143L142 72H145V76L142 75V72H141V74H140V72H139V74H140V75H139L138 72H137V70L139 71V70L141 69V66H140V68L138 67V68H139V69H138V68H136V66H137V65H136L135 68H136L137 70L134 69V67H132V66L134 65V63L132 62V64H131V63H130L131 61H129V60L132 58V57H130L127 61H125V64H121V62L119 63V62L116 61V62L119 63V64H117L118 66H117V65H114L115 63L113 64V65L115 66V67H113V68H115V71H114V69L112 68V63H113V61H115V59L119 61V58H120V57L117 58L118 56H116L117 54L115 53L116 55L110 58V56H111L110 54H112V53L110 52V54H108L109 56H107V55L105 54L106 56L103 55L104 57H102V59H100V56H102V55L99 56V54H98L99 51H98V52H96ZM102 51H103V49H102ZM129 51H130V50H129ZM129 51H128V53H129ZM143 51H144V50H141V51H140V52H141V55L143 54V53H142ZM157 51H155V54H156ZM160 51H158L157 55L159 54ZM168 51H167V52H168ZM174 51L177 52V49H175ZM174 51H173V52H174ZM202 51H201V52H202ZM214 51H212V53H213ZM249 51H250V50H249ZM22 52H23V53H22ZM32 52H33V51H32ZM32 52H28L29 54H26V55H30ZM34 52H33V54H34ZM41 52H43V51H40V53H41ZM44 52H45V51H44ZM84 52H85V51H84ZM105 52H106V50H105ZM122 52H123V51H122ZM132 52H133V51H132ZM134 52H135V51H134ZM134 52H133V53H134ZM146 52H147V51H146ZM173 52L171 53L172 56L175 54V53L173 54ZM189 52L191 53V56H192V53H195V52H192L191 50H190ZM189 52H188V53H189ZM216 52H214V53H216ZM224 52L227 53L226 55H228V57H227L226 55H224ZM231 52H233V51H231ZM235 52H236V51H235ZM240 52L243 53V50L240 51ZM50 53H51V51H50ZM59 53H60V52H59ZM120 53H121V51H120ZM153 53H154V52H153ZM162 53L160 52V55L158 56V57L160 58V60H161V57H162V56H161ZM177 53H178V55L180 54L179 52H177ZM245 53H246V52H245ZM248 53H247V54H248ZM3 54H4V55H3ZM36 54H37V53H36ZM36 54H35V55H36ZM55 54H56V53H55ZM121 54H122V53H121ZM136 54H138V52H137ZM155 54H153V55H155ZM164 54H165V53H164ZM169 54H170V52H169ZM236 54H237V53H236ZM60 55H62V54H60ZM86 55H87V54H86ZM86 55H85V56H86ZM125 55H127V53H126ZM125 55H124V56H125ZM133 55L136 56L135 53H134ZM139 55H140V54H139ZM150 55H151V52H150ZM166 55H167V54H166ZM178 55H177V56H178ZM181 55H182V54L179 55V56H180V58H179L180 60H182L181 57H183V56H184V58L186 57L185 55H182V56H181ZM193 55H194V54H193ZM216 55H217V54H216ZM30 56H31V58H32V55H30ZM33 56H34V55H33ZM54 56H55V55H54ZM83 56H84V55H83ZM127 56H128V55H127ZM127 56H126V57H127ZM134 56H133V57H134ZM137 56H138V55H137ZM164 56H165V55H164ZM164 56H163L162 58H164ZM170 56H171V55H170ZM175 56H176V54H175ZM175 56H174V58H175ZM191 56H190V59H191ZM194 56H195V55H194ZM204 56H205V55H204ZM204 56H203V57H204ZM233 56H234V55H233ZM36 57H38V56L36 55ZM105 57H108L109 59H108V58H105ZM115 57H116V58H115ZM126 57H125V59H124V57H121V58H122L123 60H126V59H127ZM147 57H148V56H147ZM152 57H153V56H152ZM165 57H166V56H165ZM167 57H169V56L167 55ZM187 57H188V56H187ZM196 57H197V56H196ZM200 57H201V56H200ZM212 57H213V56H212ZM258 57H260V58H258ZM2 58H3V57H1V60H2V62H3L4 60H3ZM24 58H25V59H24ZM34 58H35V57H34ZM51 58H52V57H51ZM55 58H56V57H55ZM59 58H60V56H59ZM82 58H83V57H82ZM103 58H104V59H103ZM113 58H114V59H113ZM134 58H135V57H134ZM136 58H137V57H136ZM139 58H140V57H139ZM149 58H151V56H150ZM154 58L156 59L155 56H154ZM159 58H157V59H159ZM177 58H178V57H177ZM184 58H183V59H184ZM206 58H208V56H207ZM206 58H203L204 61H205ZM213 58H214V57H213ZM256 58H257V59H256ZM40 59H41V58H40ZM49 59H50V58H49ZM62 59H63V58H62ZM111 59H113V60L111 61ZM145 59H148V58H145ZM145 59L143 60L144 63H145ZM151 59H152V58H151ZM151 59H150V60H151ZM170 59H171V58H170ZM192 59H193V58H192ZM192 59H191V60H192ZM203 59H202V60H203ZM209 59H211V58H209ZM209 59H207V61H209ZM33 60H35V59H33ZM120 60H121V59H120ZM139 60H140V59H139ZM152 60H154V59H152ZM152 60H151V61H152ZM160 60H158V61L161 62L163 59H162L161 61H160ZM185 60L188 61L189 58H187V59L185 58ZM185 60H184V61H185ZM191 60H189V61H190V62H189L190 64H191ZM211 60H212V59H211ZM250 60H249V61H250ZM5 61H4V62H5ZM9 61H11V62H9ZM36 61H37V59H36ZM53 61H54V59H53ZM53 61H52V62H53ZM76 61H77V60H76ZM128 61H129V63H128ZM143 61H142V62H143ZM163 61H164V60H163ZM182 61H183V60H182ZM184 61H183V62H184ZM186 61H185V62H186ZM192 61H194V59H193ZM200 61H201V60H200ZM214 61H215V58H214ZM214 61H212V62H214ZM4 62H3V63H4ZM57 62H59V61L57 60ZM62 62H64V61H62ZM137 62H138V60H137ZM149 62H150V61H149ZM149 62H147V64H148ZM154 62H155V61H154ZM166 62H167V61H166ZM175 62H176V64H177V63L179 62V60H178V62H177V61H176V58H175ZM226 62H228V63H230V64H229V65H226ZM250 62H252V61H250ZM258 62H259V61H258ZM261 62H262V60H261ZM9 63H11V64L15 63V65L13 64V65L11 66V65H9ZM34 63H35V62H34ZM123 63H124V62H123ZM127 63L129 64L130 67L127 66V68H126L125 66H126ZM161 63H162V62H161ZM161 63H160V65H161ZM187 63H188V62H187ZM189 63H188V65H189ZM195 63H197V62H195ZM205 63H206V62H205ZM219 63H218V64H219ZM228 63H227V64H228ZM40 64H41V63H40ZM57 64H58V63H57ZM128 64H127V65H128ZM130 64H131L132 66H131ZM142 64H143V63H142ZM151 64H152V63H151ZM164 64H165V63H164ZM164 64H163V66H164ZM181 64L184 65L183 63L180 62V64H177V66H178V65L181 66ZM202 64H203V63H202ZM206 64H207V63H206ZM235 64L237 65V63H235ZM241 64H243V63H241ZM248 64H249V63H248ZM254 64H255V63H254ZM0 65H1V64H0ZM2 65H3V64H2ZM31 65H32V66H31ZM38 65H39V64L37 63V66H38ZM47 65H48V64H47ZM58 65H59V64H58ZM124 65H125V66H124ZM140 65H141V63H140ZM167 65L170 66L169 64H167ZM188 65H187V66H188ZM212 65H213V63H212ZM215 65L217 66V64H215ZM215 65H213V66H214V69H216V68H215V67H216ZM225 65L228 66V67L225 68ZM236 65L233 64V65H231V67H232V66H235V68H236ZM238 65H237V68H238ZM263 65H264V64H263ZM10 66H11V67H10ZM39 66H40V65H39ZM39 66H38V67H39ZM51 66H52V65H51ZM60 66H61V64H60ZM116 66H117V68H116ZM120 66H121V67H120ZM143 66H144V64H143ZM147 66H148V65H147ZM177 66H175V67H177ZM180 66H178L179 69H178V67H177L178 70H177L176 68H174V65H173V67L170 66L169 70H168V67H167V72H166V73H163V71H164V69H163V70H162V74L165 75L166 77H167V76L170 77L169 79H171V78L173 77L172 80H170L171 83H172V82H173V79H174V75H177V76H175V78L177 77V79H179V77H180V79H181V78H183V75H184V74H187V73H184V74H183V72L186 71V70H184L185 68L181 69L182 71H180V68L182 67V66H181V67H180ZM185 66H186V65H185ZM185 66H184V67H185ZM12 67H13V68H12ZM31 67H33V68H31ZM57 67H58V66H57ZM57 67H56V69H57ZM122 67H123V69H124V68L127 69V71H129V69H128V67H129V68H130L129 74H128L127 71H125V69H124V71H123V70L121 69ZM131 67H132V68H131ZM150 67H152V66H150ZM188 67H189V66H188ZM217 67H218V66H217ZM231 67H230V68H231ZM3 68H4V67H3ZM8 68H7V69H8ZM70 68H72V67H70ZM95 68H94V69H95ZM143 68H144V67H143ZM147 68H148V67H147ZM173 68H174V69H173ZM206 68H208V67H206ZM209 68H210V67H209ZM211 68H212V67H211ZM218 68H219V67H218ZM218 68H217V70L219 71L220 68H219V69H218ZM232 68H233V67H232ZM235 68H234V71L237 69V68H236V69H235ZM0 69H1V67H0ZM4 69H6V68H4ZM4 69H3V70H4ZM11 69H10V71H11ZM14 69H15V68H14ZM16 69H15V70H16ZM112 69H113V70H112ZM148 69H149V68H148ZM161 69H162V67L159 69V70H160V71H159V74L161 73ZM222 69H221V70H222ZM246 69H247V67H246ZM249 69H252V68H249ZM15 70H14V72H17V71H15ZM60 70H61V69H60ZM62 70H63V69H62ZM109 70H110V71H109ZM111 70L114 71V72L112 73ZM131 70H132L133 72H134V70L136 71V73H135L136 78H135V77L132 78V79H135L134 81L131 79L132 75H134L133 73H132V75L130 74V72H132ZM176 70H177V71H176ZM183 70H184V71H183ZM188 70L191 71L189 68H188ZM199 70H200V69H199ZM199 70H198V73H199ZM227 70H228V69H227ZM227 70H222V71H226V72H222V71L218 72V71H217V73H221V72H222V73H226L227 75H228V74L231 75V73L233 74V72H234L233 70H232L233 72H231V71H230L231 69H229L228 71H227ZM259 70H260V69H259ZM0 71H1V70H0ZM5 71H6V70H4V72H5ZM7 71H8V70H7ZM10 71H9V73H10ZM49 71H50V68H49ZM78 71H79V70H78ZM140 71H141V70H140ZM178 71H179V73H178ZM189 71H188V72H189ZM214 71H215V70H214ZM237 71H241V70H238V69H237ZM1 72H2V71H1ZM14 72L12 71L11 74H13ZM46 72H47V71H46ZM58 72H59V71H56V74H58ZM110 72H111L112 74H111ZM164 72H165V71H164ZM194 72H195V71H194ZM227 72H229V73H227ZM230 72H231V73H230ZM246 72H247V71H246ZM263 72H264V70H263ZM2 73H3V72H2ZM34 73H36V74L34 75ZM48 73H49V72H48ZM50 73H51V72H50ZM53 73H54V72H52V76H50V77H53V75H54ZM180 73H181V76L179 75V77H178V74H180ZM189 73H190V72H189ZM196 73H197V72H196ZM196 73H194V74H196ZM208 73H209V72H208ZM213 73H214V72H213ZM213 73H212V74H213ZM215 73H216V72H215ZM222 73H221V74H222ZM235 73H236V71H235ZM261 73H262V72H261ZM3 74H4L5 77H6V74H7V73H3ZM45 74H46V73H45ZM56 74H55V75H56ZM63 74H64V73H63ZM79 74L81 75V73H79ZM182 74H183V75H182ZM194 74H193V71H192L191 75H193V79H194V76H195ZM203 74H204V73H203ZM258 74H259V73H258ZM43 75H44V74H43ZM61 75H62V74H61ZM187 75H188V74H187ZM196 75H197V74H196ZM199 75H200V76H203V77L201 78L200 76L197 75L198 78L195 77V78H196L195 85H196V83L198 82V80L200 79V84L197 83L198 85H200V86H198L199 89H200V87H202V86H206V87L209 86V87H208V89H209V88H210V85H203V84L201 85V83L204 82V81L201 82V80H205L206 78L204 77V75H202V73H200ZM205 75H206V74H205ZM222 75H225V74H222ZM239 75H240V73H239ZM256 75H257V74H256ZM1 76H2V74H1ZM1 76H0V82L3 81V78H5V77H1ZM9 76H11V75H9ZM12 76H13V75H12ZM39 76H40V75H39ZM39 76H38V77H39ZM46 76H47V75H46ZM57 76H60V75L58 74ZM57 76H56V77H57ZM159 76H160V75H159ZM159 76L156 77L157 80H158V77H159ZM189 76H190V75H189ZM247 76H248V75H247ZM254 76H255V75H254ZM261 76H262V75H261ZM44 77H45V76H44ZM44 77H43V78H44ZM48 77H49V76H48ZM50 77H49V78H50ZM76 77H77V76H76ZM148 77H149V78H148ZM151 77H154V78H151ZM160 77H163V76H160ZM168 77H167V78H168ZM186 77H187V76H186ZM186 77H185V78H186ZM20 78H22V79H20ZM45 78H46V77H45ZM53 78H54V77H53ZM58 78H60V77H58ZM74 78H75V77H74ZM88 78H89V77H88ZM91 78H93V77H91ZM146 78H148L149 82H148V80H147ZM167 78H165L166 81H168ZM188 78H189V77H188ZM204 78H205V79H204ZM1 79H2V80H1ZM36 79H37V78H36ZM39 79H40V78H39ZM39 79H38V80H39ZM50 79L52 80V78H50ZM50 79H49V80H50ZM70 79L72 80V78H70ZM76 79H77V78H76ZM78 79L80 80V78H78ZM161 79H164V78H161ZM180 79H179V80H180ZM189 79H190V78H189ZM193 79L191 78L190 82H191ZM197 79H198V80H197ZM5 80H6V79H5ZM33 80H34V79H33ZM53 80H54V79H53ZM81 80H82V79H81ZM88 80H89V79H88ZM91 80H92V79H91ZM91 80H90V82H91ZM93 80H94V79H93ZM165 80H164V84H165V86H163L164 84L162 85L164 88H166V85H167L168 83H170L169 81H168L167 83H165V82H166ZM174 80H175V79H174ZM179 80H178V81L175 80V81H176V82H179ZM182 80H184V78L181 79V81H182ZM186 80H187V78H186ZM186 80H184V81L186 82ZM23 81H24V80H23ZM23 81H21L20 83H22ZM31 81H32V80H31ZM44 81H45V80H44ZM54 81H55V80H54ZM57 81H58V80H57ZM57 81H56V82H57ZM59 81H60V80H59ZM73 81H74V80H72V82H73ZM161 81H162V80H161ZM161 81H160V82H161ZM184 81H183V82H184ZM188 81H189V80H188ZM6 82H7V81H6ZM26 82H27V81H26ZM42 82H43V81H42ZM42 82H41V83H42ZM60 82H61V81H60ZM63 82H64V81H63ZM69 82H70V81H69ZM87 82H88V81H87ZM105 82H106V83H105ZM147 82H148V84H147ZM160 82H159V83H160ZM162 82H163V81H162ZM185 82H184V83H185ZM1 83H2V82H1ZM1 83H0V84H1ZM39 83H40V82H39ZM43 83H44V82H43ZM49 83H50V82H49ZM49 83H48V84H49ZM51 83H52V82H51ZM74 83H75V82H74ZM79 83H80V82H79ZM159 83H158V84H159ZM171 83H170V84H171ZM173 83H174V82H173ZM9 84H10V83H9ZM25 84H26V83H25ZM33 84H34V83H33ZM68 84H69V83H68ZM75 84H76V83H75ZM94 84H95V83H94ZM94 84H93V86H94ZM100 84H99V85H100ZM151 84H152V83H151ZM154 84H155V82H154ZM170 84L168 85V87L170 86ZM188 84H190V83H188ZM188 84H187V86H188ZM193 84H194V83H193ZM205 84H207V83H205ZM30 85H31V84H30ZM34 85H35V84H34ZM64 85H65V84H64ZM99 85H98V86H99ZM149 85H150V84H149ZM190 85H191V84H190ZM195 85H192V87H187L188 90L184 88V89L186 90V92H185L186 95L184 94V91H185L184 89H183L184 91H182V92H183V95H180L179 93H178V94L180 95V97L176 95V98H177V97L180 98L181 101L183 100V98H181V96H183V97H184V95L186 96V97L184 98V99H185L184 104H185V105L187 104V106H185L184 108H188V107H190L189 105H190V102H191V101H192L191 103L194 104V103H193V99L197 98L198 95H200V93H201L202 91H204V94H206V93L209 91V90H207L206 93H205L206 87H202L200 90L198 89V92L200 91V93L198 94V92L196 93V92L194 91V90H197V86H195ZM0 86H1V85H0ZM5 86H6V85H5ZM14 86H15V85H14ZM22 86H23V84H22ZM25 86H26V85H25ZM28 86H29V85H28ZM28 86H26V87H28ZM57 86H58V85H57ZM60 86H61V85H60ZM90 86H91V85H90ZM95 86H96V85H95ZM105 86H104V87H105ZM111 86H112V88H110ZM145 86H147V88H145ZM150 86H151V85H150ZM153 86H154V87H153L152 89L150 88V90H153V89L155 88V85H153ZM173 86H174V85H173ZM194 86H195L196 88H195ZM3 87H4V86H3ZM11 87H13V86H11ZM64 87H67V86H64ZM99 87H100V86H99ZM168 87H167L166 89H164V90H169ZM193 87H194L195 89H194ZM34 88H35V87H34ZM38 88H39V87H38ZM56 88H57V87H56ZM67 88H68V87H67ZM79 88H80V86H79ZM89 88H90V87H89ZM93 88H94V87H93ZM169 88H170V87H169ZM189 88H190V89H189ZM191 88H193V90H192ZM1 89H2V88H1ZM3 89H4V88H3ZM16 89H17V88H16ZM28 89H29V88H28ZM42 89H45V88H43V86H42ZM47 89H48V88H47ZM47 89H46V90H47ZM52 89H53V88H52ZM58 89H59V88H58ZM65 89H66V88H65ZM65 89H64V90H65ZM86 89H87V88H86ZM98 89H99V88H98ZM156 89H157V90H154V93H155V91H158V88H157V87H156ZM159 89H160V87H159ZM202 89H204V90H202ZM210 89H211V88H210ZM9 90H10V89H9ZM23 90H24V89H23ZM26 90H27V89H26ZM39 90H40V89H39ZM53 90H54V89H53ZM87 90H89V89H87ZM92 90H94V89H92ZM114 90H116V93H117V90H118L119 94H120V95L122 94L121 97L123 96V97H122L123 100H121V101H123V102H121V103L124 104V101L126 102V100H127V103H128V104H127V105H128V108H127V109H126V107H125V109L123 108V110H121V109H122L121 107H124V106L121 105L120 100H119V102L117 103V102H116V101H117V100H116V99H117L116 97H115L116 99L113 98V97L111 98V96H114V95L116 94V93H115V94H112V93L114 92ZM170 90L173 91V89H170ZM189 90H190V91L192 90L193 92H192V91H191V92H192V93H195V96H196V97H195V96H194ZM201 90H202V91H201ZM212 90L214 91L215 89H212ZM1 91H2V90H1ZM1 91H0V92H1ZM4 91L6 92L5 89H4ZM7 91H8V90H7ZM48 91H49V90H48ZM101 91H100V92H101ZM106 91H107V92H106ZM112 91H113V92H112ZM147 91H148V90H147ZM175 91H176V90H175ZM177 91H178V90H177ZM187 91H189V92H188V93H189L188 95H189L190 97L192 96V100H191V98L187 95ZM213 91H212L211 93H213ZM2 92H3V91H2ZM2 92H1V94H0V98H1V96H4V95L6 94V93L3 94L4 92H3V93H2ZM14 92H15V91H14ZM35 92H36V91H35ZM54 92H55V90H54ZM82 92H83V91H82ZM82 92H81L80 94H82ZM96 92L98 93V91H96ZM102 92H101V93H102ZM152 92H153V91H151V93H152ZM163 92H165V91L162 90V93H163ZM169 92H170V91H168V93H167L166 96H168V95L170 94ZM173 92H174V91H173ZM173 92H172V93H173ZM33 93H34V92H33ZM36 93H37V92H36ZM50 93H51V92H50ZM57 93H58V92H57ZM64 93L66 94V92H64ZM88 93H89V92H88ZM149 93H150V92H149ZM159 93H160V97H161V95H162L161 91H160ZM159 93H157V94L159 95ZM209 93H210V92H209ZM209 93H207L206 95H207L208 98L210 97V100H211V99H212V98H211V97H212V94L210 93L211 95H208ZM215 93H217V95H216ZM15 94H16V93H15ZM18 94H19V93H18ZM23 94H24V93H23ZM25 94H26V93H25ZM38 94H40V93H38ZM51 94H52V93H51ZM86 94H87V93H86ZM95 94H96V93H95ZM155 94H156V93H155ZM155 94H153V95H154V96H153L154 99L152 98V95H150V98H151V99L149 100V102L151 103V105H152V103H153L154 107L149 106L150 108H147L148 110L150 109V110H149V114L151 115V116H150V115H147V114H146L147 117H148V116L151 117V118L149 117V119H147L148 121H149L150 119L153 121L152 118L156 115V113L158 114V113L161 111V108H160L161 106H160V105L164 104L163 102H165V101H162V100H157V99H160V97L158 96V98L156 99V98H155ZM157 94H156V95H157ZM163 94H164V93H163ZM201 94H203V93H201ZM213 94L215 95V96L213 95V96H214V99H218V96H220V92H218V91L214 92ZM218 94H219V95H218ZM28 95H29V94H28ZM60 95H61V94H60ZM90 95H91V94H90ZM170 95H171V94H170ZM170 95H169V98H170ZM206 95H205V96H206ZM234 95H236V94L234 93ZM5 96H6V95H5ZM5 96H4V97H5ZM11 96H13V95H11ZM21 96H22V95H21ZM36 96H37V95H36ZM52 96H53V95H52ZM81 96H82V95H81ZM103 96H104V94H103ZM107 96H108V97H107ZM115 96H117V95H115ZM193 96H194V98H193ZM14 97H15V96H14ZM23 97H25V96H23ZM27 97H28V96H27ZM39 97H40V96H39ZM48 97H49V96H48ZM75 97H76V96H75ZM162 97H165V96L163 95ZM162 97H161V99H163ZM187 97H189V98L187 99ZM215 97H216V98H215ZM235 97H236V96H235ZM253 97H254V96H253ZM7 98H8V96H7ZM15 98H16V97H15ZM15 98H13V100H14ZM34 98H35V97H34ZM53 98H54V97H53ZM83 98H84V97H83ZM134 98H133V99H134ZM165 98H167V97H165ZM176 98H174V94H173L172 97H171V99H174V100L172 101V103L174 102V104L176 105V106H175V107H176L175 110L178 108L177 106H179V107L181 108V111H183V109H184V108H183L184 104L180 101V99L178 100V102L180 101L181 104H179L180 102L178 103V102L176 101L178 98H177V99H176ZM199 98H200V97H199ZM10 99H11V98H9V100H10ZM19 99H20V98H19ZM28 99H29V97H28ZM35 99H36V98H35ZM49 99H50V98H49ZM55 99H56V98H55ZM80 99H81V98H80ZM87 99H88V98H87ZM93 99H94V98H93ZM97 99H98V98H97ZM101 99H102V98H101ZM114 99H115L116 101H115ZM148 99H149V98H148ZM148 99H147V100H148ZM167 99H168V98H167ZM167 99H166V101H167ZM16 100H17V99H16ZM30 100H31V98H30ZM37 100H38V98H37ZM37 100H36V101H37ZM70 100H71V99H70ZM72 100H73V98H72ZM74 100H76V99L74 98ZM74 100H73V101H74ZM84 100H86V99L84 98ZM89 100H91V99H89ZM152 100H153V102H152ZM164 100H165V99H164ZM169 100H170V99H169ZM190 100H191V101H190ZM206 100H207V99H206ZM212 100H213V99H212ZM212 100H211V101H212ZM3 101H4V100H2V102H3ZM5 101H6V100H5ZM17 101H18V100H17ZM40 101H42V98H41ZM43 101H44V100H43ZM46 101H47V99H46ZM54 101H55V100H54ZM59 101H60V100H59ZM95 101H96V99L94 100V102H95ZM102 101H103V100H101V102H102ZM130 101H131V100H130ZM134 101H135V102H138V101H136V99H135ZM134 101H133V102H134ZM139 101H140V100H139ZM207 101H208V100H207ZM253 101H254V100H253ZM253 101H252V103H256L255 101H254V102H253ZM18 102H19V101H18ZM83 102H84V101H83ZM96 102H97V101H96ZM133 102L131 101V104H132ZM202 102H203V101H202ZM212 102H213V101H212ZM5 103L7 104V101H6ZM26 103H27V102H26ZM60 103H61V102H60ZM74 103L77 104L76 102H74ZM81 103H82V102H81ZM97 103H98V102H97ZM105 103H106V102H105ZM139 103H140V102H139ZM142 103H143V102H142ZM167 103H168V105H166V103L164 104L165 107H166V106H169V105H170L169 103H171V102H170V101H169V102L167 101ZM177 103H178V104H177ZM200 103H201V102H200ZM209 103H210V102H209ZM215 103H216V102H215ZM217 103H218V102H217ZM252 103H251V104H252ZM13 104H14V103H13ZM43 104H44V103H43ZM78 104H80V103L78 102ZM78 104H77V105H78ZM85 104H86V103H85ZM88 104H90V103H88ZM93 104H94V103H93ZM98 104H99V103H98ZM147 104H148V103H147ZM203 104H204V103H203ZM10 105H12V104H10ZM21 105H22V103H21ZM27 105H28V104H27ZM50 105H51V104H50ZM58 105H59V104H58ZM81 105H82V104H81ZM125 105H126V104H125ZM127 105H126V106H127ZM135 105H136V103H135ZM137 105H138V104H137ZM200 105H201V104H200ZM210 105H211V104H210ZM223 105H225V104H223ZM253 105H254V104H253ZM6 106H7V105H6ZM63 106H64V105H63ZM68 106H69V105H68ZM93 106H94V105H93ZM105 106L108 107V105H106V104H105ZM170 106H171V105H170ZM170 106H169V107H170ZM172 106H174V105H172ZM172 106H171L170 108H173V109H174V107H172ZM194 106H196V105H194ZM208 106H209V105H208ZM208 106H207V107L205 106L204 108H202V109L204 110V112L206 111L205 108H208L207 110L213 109V108H210V109H209ZM254 106H256V105H254ZM16 107H19V106H16V105H15V109H16ZM30 107H31V106H30ZM69 107H71V106H69ZM73 107H74V106H73ZM75 107H77V106H75ZM98 107H99V106H98ZM103 107H104V106H103ZM134 107H136V106H134ZM162 107H163V106H162ZM165 107H163L162 110H163ZM169 107H166V108H169ZM224 107H225V106H224ZM21 108H22V106H21ZM80 108H81V107H80ZM80 108H79V109H80ZM92 108H93V107H92ZM96 108H97V107H96ZM139 108H140V107H139ZM151 108H152V110H153L154 108H156V109L158 108V110L155 109V112H154L155 115H154V116H153V111H152V113H150V112H151ZM180 108H179V109H180ZM182 108H183V109H182ZM225 108H226V107H225ZM228 108H229V107H228ZM234 108H235V107H234ZM236 108H237V106H236ZM2 109H3V108H2ZM69 109H70V108H69ZM86 109H87V108H86ZM86 109H85V110H86ZM141 109H142V107H141ZM197 109H198V108H197ZM232 109H233V108H231V110H232ZM16 110H19V108L16 109ZM22 110H23V109H22ZM25 110H26V109H25ZM63 110H64V109H63ZM85 110H84V111H85ZM103 110H104V109H103ZM124 110H126V111L124 112ZM132 110H133V109H130L129 112H131ZM148 110L145 109V111H148ZM159 110H160V111H159ZM167 110H168V109H167ZM175 110H174V112H175ZM184 110H185V109H184ZM195 110H196V109H195ZM203 110H202V111H203ZM231 110L229 109V112H230ZM235 110L237 111L238 108L232 110L233 112H232V113L230 112V113H229L230 115L228 114V115H229L228 117H230L229 120H228L227 117H226V119H227V120H226V119L224 118L225 115H222L223 118H222L221 120L225 119V122H224L225 124L222 122V125L219 124V126H221V127L223 126L222 129H220L219 126H218L217 129H216V128H215V129L219 132L218 129H220V131H222L223 129H226V130H227V128H226L227 126H232V127H234L235 130H239V132H240V130L242 131V129H244V128H247V127H248L247 129H250V128H253L254 126H257L258 128H255V129H256V131H257V129H258V131H257V133H255V134H258V137H259V140H260V143H261V149H260V152L258 151L259 153H261V157H260V159H261L262 157H264V120H263V118H262L261 116H259V115H256L257 113H256L255 115L245 116V115H242V114L237 113ZM68 111H69V110H68ZM106 111H108V109H106V110L103 111V112H106ZM135 111H136V112H135ZM145 111H144V112H145ZM165 111H166V109H165ZM186 111H187V110H186ZM191 111H192V109H191ZM254 111H255V110H254ZM25 112H26V111H25ZM108 112H110V111H108ZM108 112H106V113L103 114V115L108 114ZM115 112H116V113H115ZM137 112H138V113H137ZM161 112H162V111H161ZM215 112H216V111H215ZM217 112H218V111H217ZM226 112H227V111H226ZM238 112H239V110H238ZM12 113H13V112H12ZM21 113H22V112H21ZM31 113H33V112H31ZM82 113H83V112H82ZM85 113H86V112H85ZM90 113H91V112H90ZM90 113H89V114H90ZM126 113H127V114H126ZM145 113H148V112H145ZM145 113H144L143 116H141V114H143V113L139 114V116H141L142 118L139 117V116H137V118H138V119L140 118V120L143 119V117H144V118H147V117H145ZM166 113H167V112H166ZM166 113H165V114H166ZM175 113H179V112L176 111ZM198 113H200V111H199ZM198 113H197V114H198ZM207 113H208V112L206 111V113H205L206 116H204V113H203V115L201 114L200 116H197V118L200 119V117L202 116V117L204 118V120H206V121L209 123V121H210V120L212 119V117H213L214 120H215V122L217 121V118H218V117L216 118V117H214V115L212 116V112L209 111V113H208L209 115H208ZM210 113H211V116H212V117L210 116ZM262 113H263V112H261L260 114H262ZM17 114H18V113H17ZM91 114H92V113H91ZM91 114H90L89 116H91ZM93 114H94V113H93ZM128 114H131L132 116H131V115L129 116ZM171 114H172V113H171ZM188 114H189V113H188ZM216 114H217V113H216ZM216 114H215V115H216ZM232 114H233L234 116H236L235 121H234V120H233V121L230 120ZM4 115H5V114H4ZM18 115H19V114H18ZM22 115H23V114H22ZM61 115H62V114H61ZM125 115H128V116L126 117ZM233 115H232V116H233ZM247 115H248V114H247ZM136 116H135V118H136ZM156 116H158V115H156ZM159 116H160V115H159ZM165 116H166V115H165ZM175 116H177V114H176ZM216 116H217V115H216ZM36 117H37V116H36ZM83 117H84V116H82V118H83ZM87 117H88V116H87ZM94 117H95V116H94ZM109 117H110V118H109ZM120 117H121V119H120ZM124 117H126V118H124ZM177 117H178V116H177ZM189 117H190V116H189ZM53 118H54V117H53ZM60 118H61V117H60ZM60 118H59V120H60ZM63 118H65V116H64ZM63 118H62V119H63ZM137 118H136V119H137ZM197 118H196V119H197ZM206 118H207V119H206ZM210 118H211V119H210ZM219 118H220V117H219ZM30 119H31V118H30ZM30 119H28V120H30ZM84 119H85V118H84ZM94 119H95V118H94ZM118 119H119V120H118ZM130 119H129V120H130ZM136 119H133V120H131V121L128 120V122H126L125 120H123L124 122H126V123L128 124V125H127V124L125 125V123H124L125 127L127 128V131L125 130L126 133H128V134H129L128 136H131V138H132V136H133V139H134V141H130V142L132 143V144H131L132 150L129 149V150H130V153H129V154H130V156L132 155V157H133V156L136 157V158L133 157V158L136 159V162L134 163L133 159H130V160L133 161V163H132L130 160L128 161V160L124 159V158H127V157H125V155H124L123 153H122V154L124 155L123 160H126L125 165H127V162H129V163H132V164H133V165H131V166H132L134 169H137L136 171L141 170V172L138 171L139 173H141V175H139V178L136 176V178H137L136 180L138 181V185H137L138 187H136V190L141 189L142 192H141L140 190H139L138 192L142 193V195H144V193L146 194V196H145V195H144V196H141V194L138 195V196H141V197H142V201H143V198H144V201H143L144 203L140 200V201L142 202L143 206H145V205H146V206H149L150 198H147V196H148L147 194L152 193V191H153V192H154V191H155V192H156V191L161 192L160 190L162 189V187H163V189H164V186H162V185L164 184V183H162V179H164V178L166 177L165 174H168L167 170H168V168L170 167V166L168 167L169 162H168V161L165 162V159H164V161H163V159H162V160L160 159V160L163 162V164L160 163V162H159V164H156L155 162H153L154 159H153V161H152L151 158H152L153 156L150 155V154H155L153 149H156V148H158V147H159V149H160L161 146H162V149H163V150H164L165 148H167V150L171 151L172 155H174L175 157H177L179 160H180V159L183 160L184 157H185V153H187V152H184V151L186 150L185 147H189V148H190V147H193V148H194V146H195V142L192 143L191 141H195V140H194V138H193L194 136L192 137L193 139L190 138V140H188V138H185L187 141H185L184 139H179L178 136H180L179 134H180V131H181V130L178 131V133H177L178 136L175 137V136L172 134L173 132H175V131H174V127H172L173 129H172L171 127H170V129H168V128L166 127L168 130L166 129L165 131H169V132L166 133V134H165V133H162V132H164V130H161V129H160V130H161L162 132H159V131H160V130L158 131L159 127L157 128V126H155V125L152 123V121L150 120V123L153 124V125H152V124H151V125L154 126V127H156L157 132H155L154 130H152V129H155V128H154V127L152 128V126L149 125L150 123L147 122L146 119H145L146 121H144V123H143V121L141 122L140 120H139V121H138V120L136 121ZM31 120H32V119H31ZM55 120H56V119H55ZM66 120H67V118H65V120H64L65 123H66ZM86 120H87V119H86ZM95 120H96V119H95ZM116 120H114V122H115ZM143 120H144V119H143ZM154 120H155V118H154ZM165 120H166V119H165ZM169 120H170V119H169ZM202 120H203V119H202ZM202 120H200V121H202ZM8 121H9V120H8ZM16 121H17V120H16ZM39 121H40V120H39ZM56 121H57V120H56ZM72 121H73V120H72ZM117 121H116V122H117ZM177 121H178V120H177ZM197 121L200 122L199 120H197ZM197 121L195 120L194 123L197 122ZM206 121H205V122H206ZM212 121H213V120H211L210 123H212V124L215 123L214 121H213V122H212ZM29 122H30V121H29ZM52 122H53V121H52ZM69 122H70V121H68L67 123H69ZM88 122H89V121H88ZM88 122H87V124H88ZM95 122L97 123V120H96ZM101 122H100V123H101ZM110 122H112V121H110ZM140 122H141V123H140ZM156 122H157V121H156ZM171 122H172V121H171ZM207 122H206V124H208ZM218 122H220V121H218ZM218 122H217V123H218ZM62 123H63V122H61V124H62ZM102 123H101V124H102ZM117 123H118V122H117ZM117 123H116V124H117ZM120 123H121V122H120ZM148 123H149V124H148ZM10 124H11V123H10ZM34 124L36 125V123H34ZM114 124H115V123H114ZM147 124H148V126H147ZM160 124H161V123H160ZM170 124H171V123H170ZM223 124H224V125H223ZM7 125H8V124H7ZM29 125H30V124H29ZM41 125H42V124H41ZM54 125H55V124H54ZM56 125H58V124H56ZM56 125H55V126H56ZM59 125H60V123H59ZM77 125H78V124H77ZM79 125H80V123H79ZM79 125H78V126H79ZM91 125H92V123H91ZM97 125H99V124H97ZM109 125H110V124H109ZM111 125H112V123H111ZM111 125H110V127H111ZM168 125H169V124H168ZM180 125H181V124H180ZM198 125H199V123H198ZM200 125H201V124H200ZM213 125H214V124H213ZM216 125H217V124H216ZM21 126H22V125H21ZM39 126H40V125H39ZM39 126H38V127H39ZM51 126H53V125H51ZM75 126H76V125H75ZM78 126H76V128H78ZM81 126H82V125H81ZM94 126H95V124H94ZM94 126H93V129H94ZM115 126H116V125H115ZM121 126H122V125H121ZM121 126H120V127H121ZM149 126H151L150 129H149ZM208 126H209V124H208ZM210 126H211V124H210ZM252 126H253V127H252ZM18 127H19V126H18ZM23 127H24V126H23ZM60 127H61V126H60ZM64 127H65V126H64ZM67 127H69L68 124H67ZM87 127H88V126H87ZM95 127H96V126H95ZM101 127H102V126H101ZM113 127H114V126H113ZM123 127H124V126H123ZM125 127H124V128H125ZM160 127H161V126H160ZM194 127H195V126H194ZM211 127H212V126H211ZM211 127H209V128H211ZM24 128H25V127H24ZM58 128H59V127H58ZM65 128H66V127H65ZM65 128H64V129H65ZM71 128H72V126H71ZM71 128H70V129H71ZM91 128H92V127H91ZM99 128H100V127H99ZM99 128L97 127V129H99ZM177 128H179V127L177 126ZM187 128H188V127H187ZM209 128H208V129H209ZM4 129H5V128H4ZM51 129H52V128H51ZM59 129L61 130L62 127L59 128ZM67 129H68V128H67ZM72 129H74V128H72ZM82 129H83V128H82ZM86 129H87V128H86ZM86 129H85V130H86ZM97 129H96V131H98ZM179 129H180V128H179ZM179 129H177V130H179ZM191 129H192V128H191ZM191 129H190V130H191ZM211 129H212V128H211ZM231 129H232V128H231ZM255 129H254V130H255ZM19 130H20V129H19ZM28 130H29V129H28ZM60 130H58V131L60 132ZM62 130H63V129H62ZM78 130H79V128H78ZM88 130H89V128H88ZM88 130H86L85 132H87ZM117 130H118V129H117ZM122 130H123V129H122ZM6 131H7V130L5 129V132H6ZM36 131H37V130H36ZM45 131H46V130H45ZM47 131H48V130H47ZM47 131H46V133H47ZM64 131H65V130H64ZM70 131H71V133H70L69 131H68V132H69L70 134H72V130H70ZM102 131H103V130H102ZM244 131H245V129H244ZM0 132H1V129H0ZM10 132H11V131H10ZM26 132H27V131H26ZM28 132H29V131H28ZM42 132H43V131H42ZM61 132H62V131H61ZM78 132H79V131H78ZM88 132H89V131H88ZM88 132H87V134H88L89 137L91 138V137H92V134H91V133L89 134ZM100 132H101V131H100ZM123 132H124V130H123ZM194 132H195V131H194ZM218 132H216V133L218 134ZM249 132H250V131H249ZM1 133H2V132H1ZM30 133H31V132H30ZM48 133H49V131H48ZM48 133H47V134H48ZM50 133H51V132H50ZM52 133H53V130H52ZM57 133H58V132H57ZM64 133H65V134H64ZM64 133H63L64 136H65V135H68L66 132H64ZM73 133L75 134V131H73ZM79 133H80V132H79ZM79 133H78V134H79ZM102 133H103V132H102ZM199 133H201V132H199ZM219 133H220V132H219ZM222 133H223V131H222ZM222 133H220V135H219V136L217 135V136L220 137ZM224 133H225V132H224ZM235 133H236V135H237V132H235ZM240 133H242V132H240ZM243 133H244V132H243ZM243 133H242V134H243ZM252 133H253V132H252ZM252 133H251V134H252ZM24 134H25V136H26V133H24ZM28 134H29V133H28ZM58 134H59V133H58ZM58 134H57V135H58ZM60 134H61V133H60ZM60 134H59L58 136H60ZM63 134H62L60 137H62ZM70 134H69V135H70ZM78 134L75 135V136H76V137L79 136L78 139H79V141H80V138H82V136L80 137V135H78ZM105 134H106V133H105ZM112 134H113V133H112ZM183 134H184V133H183ZM194 134H195V133H194ZM212 134H215V131H213ZM251 134H250V135H251ZM255 134H254V137H255ZM0 135H1V134H0ZM7 135H8V134H7ZM35 135H36V134H33L34 137H35ZM39 135H40V134H39ZM42 135H43V133H42ZM69 135H68V136H69ZM90 135H91V136H90ZM106 135H107V134H106ZM106 135H105V136H106ZM171 135H172V136H171ZM202 135H203V134H202ZM208 135L210 136V139H209V138H208V139H209V141H211L212 143H213L212 139H214V137H215V139L217 138L216 135H214V136L211 135V132H210V134H206L207 137H208ZM246 135H247V134H246ZM9 136H10V135H9ZM14 136H15V135H14ZM16 136H17V135H16ZM23 136H24V135H23ZM31 136H32V135H31ZM33 136H32V137H33ZM53 136L56 137V136H55V133H54V135L51 136V138H52ZM64 136H63V137H64ZM101 136H102V134H101ZM121 136H122L121 138L124 139L123 134H122ZM125 136H126V135H125ZM197 136H198V135H197ZM206 136H205V134H204V136H203L202 138H204V137H206ZM229 136H231V135H229ZM233 136H234V135H233ZM252 136H253V135H252ZM11 137H12V136H11ZM19 137H20V136H19ZM26 137H27V139H25L24 141H26L27 144H26L24 141H22V139H24L25 137H23V138L20 139V140H21L22 143H24V146H25V144H26L27 147H28V143H32L33 140H34L35 138L33 139L32 137H30V134H29V137H28V135H27ZM48 137H49V136H48ZM48 137H47V138H48ZM70 137H71V136H70ZM76 137H75V139H76ZM106 137H107V136H106ZM172 137H174V138H172ZM177 137H178V138H177ZM187 137H188V136H187ZM226 137H227V136H226ZM57 138H59V137H57ZM57 138H55V139L52 138V139H51V141H53V139H54V144H53V146H51V145H52L51 142H49L50 145L48 144V142L45 144V145L48 144L47 146H49V148H50V147H54L53 149H52V148L49 149V148L47 147L49 150L46 149V150H47L46 152L43 151V148H45V147H44L45 145L42 144V146L44 145L43 148H41V150L43 151L42 153L45 152V153H47V154H49V155L53 153L52 155H54L55 153H57V151H58V152H59V151L62 152V151H64V150L70 149L71 146L73 147V146L76 144L75 142H79V141H75V139L73 140V134H72V137H71L72 139H71V141H72V140L75 141V142H73V144H74V143H75V144H74V145H71L72 143L70 142V144H69V145H70V148H68L69 146H67V145H68V141H70V140H69L70 138L66 136V138H64V140L69 138L68 141L65 140L66 142H65L64 140H62L63 138H60L63 142L66 143L67 148H65V147H66V146H64L65 144H63V143L61 144V143H60L61 141H60V142L58 141V140H60V139L57 140ZM83 138H84V137H83ZM83 138H82L81 140H83ZM90 138H89V139H90ZM97 138H98V137H97ZM99 138H100V137H99ZM110 138H111V137H110ZM114 138H115V137H114ZM180 138H181V136H180ZM220 138H222V136H221ZM15 139H16V138H15ZM36 139H37V137H36ZM44 139H46V135L43 137V141H44ZM48 139H49V138H48ZM78 139H77V140H78ZM85 139H86V138H85ZM85 139H84V140H85ZM92 139L94 140L93 137H92ZM101 139H102V141H104L106 138H104V137L102 136ZM125 139H126V138H125ZM129 139H130V138H129ZM133 139H132V140H133ZM205 139H206L207 142H208V139H207V138H205ZM1 140H2V138L0 139V141H1ZM99 140H100V139H99ZM99 140H98V143H100V144L102 145V142H100L101 140H100V141H99ZM107 140H108V139H107ZM118 140H119V139H118ZM120 140H121V139H120ZM130 140H131V139H130ZM206 140H203V141H206ZM216 140H217V139H216ZM235 140H236V139H235ZM239 140H240V139H239ZM241 140H242V139H241ZM241 140H240V141H241ZM259 140H258V141H259ZM4 141H5V140H4ZM37 141H38V140H37ZM47 141H49V140H47ZM56 141H58L61 145H59ZM96 141H97V140H96ZM105 141H106V140H105ZM200 141H202V140H200ZM227 141H230V140H227ZM243 141H244V140H243ZM254 141H255V140H254ZM21 142H20V143H21ZM35 142H36V140H35L33 143H35ZM41 142H42V141H41ZM81 142H85V141H81ZM108 142H109V141H108ZM123 142H124V141H123ZM126 142H127V141H126ZM133 142H134V144H133ZM190 142H191L192 144H194V146H192ZM196 142H197V141H196ZM214 142H215V141H214ZM216 142H217V141H216ZM43 143H44V142H43ZM55 143H57V144H55ZM86 143H87V142H86ZM104 143H105V142H104ZM111 143H112V142H111ZM111 143H109V145H110ZM128 143H129V142H128ZM128 143H127V144H128ZM229 143H231V142H229ZM254 143H255V142H254ZM12 144L14 145L15 142L12 143ZM17 144H18V143H17ZM36 144H38V142H36ZM36 144H35V145H36ZM81 144H83V143H81ZM81 144H79V145H81ZM106 144H107V143H106ZM115 144H116V143H115ZM203 144H205V142H203ZM210 144H211V143H207V145H210ZM217 144H218V143H217ZM245 144H246V142H245ZM255 144H256V143H255ZM257 144H258V143H257ZM13 145H12V146H13ZM18 145H19V144H18ZM30 145H33V144H29V147H28V148L31 147ZM54 145L57 146L56 148H57L58 150L55 149V146H54ZM58 145L60 146V148L58 147ZM125 145H126V144H125ZM132 145H133V146H132ZM155 145H156V146H155ZM190 145H191V146H190ZM196 145H198V143H197ZM211 145H212V144H211ZM240 145H241V144H240ZM253 145H254V144H253ZM9 146H11V144H10ZM12 146H11V148H12V150H13V147H12ZM20 146H23V145H20ZM20 146H19V148H20ZM36 146H37V148H38L39 145H36ZM62 146H64V150L61 151V150H59V149H63ZM102 146H103V145H102ZM104 146H105V145H104ZM126 146H127V145H126ZM153 146H154V147H153ZM202 146H203V145H202ZM202 146H201V148H202ZM205 146H206V145H204V148H205ZM213 146H214V145H213ZM217 146H218V145H217ZM235 146H236V145H235ZM15 147H16V146L14 145V148H15ZM34 147H35V146H34ZM85 147H86V146H85ZM106 147H107V146H106ZM106 147H104V150H105ZM128 147H129V146H128ZM163 147H165V148H163ZM197 147H199V146H196V148H197ZM214 147H215V146H214ZM222 147H223V146H222ZM245 147H246V146H245ZM247 147H248V146H247ZM8 148H9V147H8ZM23 148L26 149V147H23ZM77 148H78V147H77ZM116 148H117V147H116ZM125 148H126V147H125ZM129 148H130V147H129ZM207 148H208V147L206 146L205 150H204V149H203V150L199 149L200 152L202 151V152H201L202 154L198 151V148L195 149L196 151H198V154H197V156H198V160L196 159L197 157L194 158L195 161H194V163H192V165H193V164H196V165H195V168H197L196 171H199L201 174H202V172H201L202 170H200V169H203V171H204V170H207L208 167H210L209 160H208V159H209V156H206V155H209V154H208V150H207V154H206V155H205V152H204V151H206ZM209 148H210V151H209V152H211L210 157L212 156V154H213V156H214V157L212 156V160H211V158H210V160H211L212 162H213V160H216V159H218L220 156L223 155V154H222V155L220 154L219 157L215 159V157H217L218 154H219V153L217 154V152L222 153V151H221V150H219V151H215V150H216V149H215V150H214L215 152H214V151L212 152V151H211V150H212V149H211L212 146L209 147ZM239 148H241V146H239ZM248 148H249V147H248ZM3 149H4V148H3ZM17 149H18V148H16V150H17ZM31 149H32V148H31ZM34 149H35V148H34ZM54 149H55V150H54ZM102 149H103V147H102ZM106 149H107V148H106ZM119 149H120V148H119ZM127 149H128V148H126V150H125V149H124V150L127 151ZM184 149H185V150H184ZM241 149H242V148H241ZM1 150H2V148L0 147V151H1ZM14 150H15V149H14ZM14 150H13V151H14ZM16 150H15V151H16ZM20 150H21V148H20ZM39 150H40V149L38 148L37 151H39ZM51 150H54L55 153H54V151H52V153H50V152L48 153V151H51ZM56 150H57V151H56ZM71 150L74 151V147H73V149L71 148ZM75 150H76V149H75ZM100 150H101V149H100ZM109 150H110V149H109ZM120 150H121V149H120ZM129 150H128V151H129ZM167 150H166V152H167ZM224 150H225V149H224ZM249 150H250V149H249ZM2 151H3V150H2ZM6 151H7V150H6ZM9 151L12 152L11 150H9ZM15 151H14V152H15ZM188 151H190V149H189ZM227 151H228V150H227ZM231 151H232V150H231ZM240 151H241V150H240ZM4 152H5V151H4ZM17 152H19V150H18ZM21 152H22V151H21ZM23 152H27V151L25 150V151H23ZM64 152H65V151H64ZM69 152H71V151L69 150ZM76 152H77V150H76ZM94 152H95V151H94ZM118 152H119V151H118ZM120 152H122V151H120ZM164 152H165V150H164ZM232 152H233V151H232ZM256 152H257V151H256ZM6 153H7V152H6ZM15 153H16V152H15ZM29 153H30V152H29ZM37 153L39 154L40 152H37ZM45 153L42 154V155H45V156L43 157V159L41 158L42 155H39V156H40V159L37 158L38 154L35 153V154L37 155V156H35V157L38 159V160H36L37 162L35 161L34 155H33V158H34V159H31V157H30V160L33 161V162H32V161H29V162L32 163V164H31V163H30V164H31V169H32L33 171L30 169V166H29L30 164L27 165V163H26L25 165L29 166V169H30V171H31L30 173H31L32 175H34V178H35V176L38 177V179L35 178V179H37L36 181H39V182L41 181L42 184H43V186H44L45 188H46V186L48 185L47 183L45 184V182H48V181H49V182H48L49 185L47 186V187H48L47 189H49L50 186L53 187V185H55L56 183H58V187L60 188V186H59L60 180L58 181V177H61V176H58V177L56 178V177H53V174H49V172H48V171H50V168H49V167H51V166H49V165H51V164H50L48 161H49L50 159L52 160V167H51V168H53V165H55L54 163H56V165H55V166H56V170L54 171L53 169H55V168H53V169H51V172H50V173L55 172V175H57V174H59V173H57V171L59 172V170H60V172H61V170H62V173H61L60 175H65V174H66V168H67V167L65 168L64 165L61 163V164L63 165V167H64L63 169H64V172H65V174H63V169H61V165H60L59 163H57V162H61V160L63 161L64 158H63V159L61 158V160H59V159H60L59 156H58L59 154H58V155L55 154V156H58L57 159L59 158V159H58L59 161H57V159H54L55 156H52V155H50L51 158L48 160L49 155L46 156L47 154H45ZM66 153L68 154V151H66ZM74 153H75V152H74ZM74 153H73V154H74ZM124 153H125V154H128V152H127V153L124 152ZM158 153H159V152H158ZM171 153H170V154H171ZM192 153H194V150H192ZM192 153L190 152V154H191L190 156H192ZM199 153H200V155H202V156H199ZM215 153H216L217 156L214 155ZM1 154H2V153H1ZM30 154H31V153H30ZM32 154H33V153H32ZM61 154H62V153H61ZM69 154H70V153H69ZM71 154H72V152H71ZM71 154L69 155V157H71ZM79 154H80V153H78V154H74V156H75V155H79ZM94 154H95V153H94ZM117 154H118V153H117ZM148 154L151 156V158L148 157V156H149ZM187 154H188V153H187ZM203 154H204V155H203ZM246 154H247V153H246ZM22 155H23V154H22ZM64 155H66V154L64 153ZM112 155H113V156L108 155V157H113L114 161H113L112 158H110V160L108 159L109 161H107V162H110V163L113 162V163L116 164V162H115V161H116V158H118V157L121 156V155H118L117 157H116V155H114V154H112ZM123 155H122V156H123ZM147 155H148V156H147ZM168 155H169V153H168ZM168 155H166V156L168 157ZM172 155H171V156H172ZM235 155H236V153H235ZM242 155H244V154L242 153ZM259 155H260V154H259ZM259 155L256 154L254 157H256V156L258 157ZM5 156H6V155H5ZM17 156H18V155H17ZM19 156H20V155H19ZM27 156H29V155H27ZM39 156H38V157H39ZM74 156H72L73 159H74ZM87 156H88V155H87ZM114 156H115V158H114ZM126 156L129 157V155H126ZM154 156H155V155H154ZM174 156H173V157H174ZM190 156H189V157H190ZM195 156H196V155H195ZM236 156H237V155H236ZM45 157H46V158L48 157V158H47V161H46V163H45L46 165H45L44 163H41V162H40V161L45 162V161H44V159H46ZM61 157H62V155H61ZM69 157L66 156L67 161L70 159ZM72 157H71V159H72ZM92 157H93V156H92ZM162 157H163V156H162ZM164 157H165V156H164ZM173 157H172V158H173ZM199 157H201V158H199ZM223 157H224V156H222V157H220V158L222 159ZM238 157H239V155H238ZM254 157H253V158H254ZM257 157H256V158H257ZM11 158H12V157H11ZM18 158H19V157H18ZM55 158H56V157H55ZM84 158H85V157H84ZM120 158L122 159V157H119V159H120ZM129 158H130V157H129ZM129 158H127V159H129ZM153 158H154V157H153ZM172 158H171V159H172ZM186 158H188V157H186ZM191 158H193V156H192ZM213 158H214V159H213ZM220 158H219V160H221ZM2 159H3V157H2ZM2 159H1V160H2ZM5 159H6V158H5ZM25 159H26V158H25ZM66 159H64V161H65ZM121 159H120V160L117 159V163H120ZM155 159H156V158H155ZM171 159H168V160H171ZM175 159H176V158H175ZM178 159H177V160H178ZM223 159H226V157H224ZM223 159H222V161L224 162L223 165H225V163H228V162L230 163L231 160L235 161L234 158H229V159H231L230 161H227V160L224 161ZM229 159H228V160H229ZM239 159H240V162H241V164H239V166H240V167L242 166V169H241V170H242L244 173H246V172H249V173H250V172L253 170V166H252L253 162H252V164H251V161H253V160L250 158V156H249V155H248V156L245 155V157H244V156L242 157V160H241V158H239ZM15 160H16V159H14V161H15ZM19 160H20V158H19ZM53 160H54V161H53ZM88 160H89V159H88ZM93 160H94V159H93ZM104 160H105V159H104ZM111 160H112V162H111ZM173 160H174V158H173ZM185 160H186V159H185ZM236 160H237V159H236ZM262 160H263V159H262ZM11 161H12V160H11ZM69 161H71V160H69ZM72 161H73V160H72ZM72 161H71V162H72ZM76 161H77V160H76ZM191 161H192V160H191ZM216 161H217V160H216ZM233 161H232L231 163H233ZM255 161L257 162V161H259V159H258V160H255ZM2 162H3V161H2ZM17 162H18V161H17ZM71 162H70V163H71ZM101 162H102V161H101ZM101 162H100V164H101ZM104 162H105V161H104ZM121 162H122V161H121ZM124 162H125V161H124ZM156 162H157V161H156ZM164 162H165V164H164ZM174 162H175V160H174ZM179 162H180V161H179ZM184 162H185V161H184ZM188 162H189V160H188ZM218 162H219V161H218ZM236 162H237V161H236ZM240 162H239V160H238L237 163H240ZM89 163H90V162H89ZM113 163L111 164L112 166H113ZM129 163H128V164H129ZM166 163H167V165H166ZM181 163H182V162H181ZM210 163H211V162H210ZM221 163H222V162H221ZM258 163H259V164H260V163H263L262 165H263V169H264V161H259ZM57 164H59L60 167H58L59 165L57 166ZM66 164H68V162H67ZM66 164H65V165H66ZM73 164H74V168H75V166L77 167V165L75 164V162H72V165H73ZM80 164H81V163H80ZM104 164H108V163L105 162ZM115 164H114V169H118V168L120 169V166H121L120 164H121V163L118 164V165H120V166L117 167V168L115 167ZM161 164H162V167H161ZM177 164H178V163H177ZM189 164H191V163H189ZM47 165H48V167H46ZM87 165H88V164H87ZM108 165H109V167H110V168H109V167H108V168H109V169H112V171H114L113 168H111L112 166H110V164H108ZM123 165H124V164H123V162H122V167H121L122 169H123V167H124ZM163 165L166 166V167H168V168L163 167ZM179 165H180V164H179ZM179 165H177V166H179ZM184 165H185V163L183 164V166H184ZM186 165H188V164H186ZM232 165H233V164H232ZM254 165H256V164H254ZM260 165H261V164H260ZM260 165H259V166H260ZM262 165H261V166H262ZM2 166H4V165H2ZM70 166H71V165L69 164V168H70ZM82 166H83V165H82ZM127 166H128V165H127ZM129 166H130V165H129ZM181 166H182V165H180V167H181ZM183 166H182V167H183ZM188 166H189V165H188ZM197 166H198L199 168H198ZM212 166H213V164H212ZM212 166H211V167H212ZM214 166H215V165H214ZM214 166H213V167H214ZM239 166H238V167H239ZM259 166H258V167H259ZM261 166H260V168H261ZM91 167H92V166H91ZM91 167H90V168H91ZM95 167H96V166H95ZM104 167H105V166L102 165V168H104ZM185 167H186V166H185ZM185 167H184V168H185ZM217 167H218V166H217ZM228 167H229V166H228ZM230 167H231V166H230ZM20 168H21V167H20ZM25 168H26V167H25ZM27 168H28V167H27ZM46 168H48V169H46ZM69 168H67V169H69ZM77 168H78V167H77ZM85 168H86V167H85ZM99 168H100V167H98L97 169H99ZM102 168H100V169H102ZM108 168H107V169H108ZM124 168H125V167H124ZM189 168H190V167H189ZM189 168L187 167L186 170L189 169ZM195 168H193V169H195ZM232 168H233V167H232ZM232 168H231V169H232ZM256 168H257V167H256ZM260 168H257V169H259V170H258L259 173H260ZM12 169H13V168H12ZM17 169H18V168H17ZM75 169H76V168H75ZM83 169H84V168H83ZM95 169H96V168H94V169H92V170H95ZM97 169H96V170H97ZM100 169H99V171H100ZM119 169L116 170V171H114V173H115V172L118 173V171H119V173H121V174H122V173H123V174L125 173V171H124V172H120V171H122V169H121V170H119ZM169 169L172 171V168H169ZM178 169H179V167H178ZM182 169H183V168H181V169L179 170V172H178L179 174H180V172H181ZM208 169L214 171V170H215V167H214V169H212V168H208ZM218 169H219V168H218ZM223 169H224V168H223ZM223 169H222V170H223ZM261 169H262V168H261ZM21 170H22V169H21ZM21 170H20V171H21ZM71 170H72V168H71ZM170 170H169V171H170ZM184 170H185V169H184ZM184 170H183V171H184ZM190 170H192V168H190ZM224 170H225V169H224ZM224 170H223V171H224ZM241 170H240V171H241ZM22 171H23V170H22ZM74 171H76V170H74ZM85 171H86V170H85ZM90 171H91V170H90ZM90 171H89V172H90ZM97 171H98V170H97ZM99 171H98V172H99ZM103 171H104V169H103ZM106 171L110 173V170H106ZM106 171H104V172L100 171V173H105ZM132 171H133V169H132ZM142 171H144V172L142 173ZM188 171H189V170H188ZM237 171H238V170H237ZM23 172H24V171H23ZM26 172H27V174L25 175V180H26L27 175H28L27 180H29V178H30V177H29V174H30V173H28V170H26ZM67 172H68V171H67ZM91 172H92V171H91ZM93 172H94V171H93ZM98 172H97V173H98ZM138 172H137V173H138ZM166 172H167V173H166ZM173 172H175V170H173L172 173H173ZM190 172H191V171H189V173H190ZM199 172H198V173H199ZM204 172H205V171H204ZM206 172L208 173V172H210V171L207 170ZM206 172H205V173H206ZM228 172H229V171H228ZM261 172H262L261 174L264 175V170L261 171ZM95 173H96V172H95ZM100 173L98 174V176H99L98 178H101V177H102V176L100 177V175H101ZM112 173H113V172H112ZM119 173H118V174H119ZM128 173H130V172L128 171L127 174H128ZM170 173H171V172H170ZM170 173H169V175H170ZM185 173H186L187 176L189 175V174H187V172H185ZM193 173H194V172H193ZM200 173H199L198 175H200ZM223 173H224V172H223ZM230 173H231V172H230ZM237 173H238V172H237ZM244 173H243V174H244ZM253 173H254V171H253ZM255 173H256V171H255ZM24 174H25V173H24ZM48 174H49V175H48ZM106 174H107V173H106ZM118 174H117V177H118ZM121 174H120V175H121ZM175 174H176V172H175ZM181 174H182V173H181ZM183 174H184V173H183ZM190 174H191V175L189 176V178L191 179V177L193 178V176H192V173H190ZM194 174H195V175H194ZM194 174H193V175L196 176V173H194ZM211 174H212V173H211ZM214 174H215V173H214ZM235 174H236V173H235ZM238 174H239V173H238ZM241 174H242V173H241ZM18 175H19V174H18ZM21 175H22V174H21ZM32 175H30V176H32ZM46 175H47V177H46ZM50 175H52L53 179H51V180H50V179H49V180L47 179L48 181H46V178H48ZM66 175H67V174H66ZM110 175H111V173H110ZM124 175H125V174H124ZM172 175H173V174H172ZM184 175H185V174H184ZM229 175H230V174H229ZM244 175H245V174H244ZM249 175H250V174H249ZM249 175H248V176H249ZM23 176H24V175H23ZM107 176H108V175H107ZM107 176H106V177H107ZM121 176L123 177V175H121ZM176 176H177V175H176ZM179 176H180V175H179ZM187 176H186V177H187ZM246 176H247V175H246ZM250 176H251V175H250ZM253 176H254V175H253ZM45 177H46V178H45ZM63 177H64V176H63ZM63 177L61 178V180H62V179L65 180V179H64L65 177H64V178H63ZM67 177H68V175L66 176V178H67ZM125 177H126V175H125ZM181 177H182V175H181ZM197 177H198V176H196L195 178H197ZM212 177H213V176H212ZM257 177H258V176H257ZM22 178H23V177H22ZM22 178H21V179H22ZM43 178H44V180L42 181ZM50 178H51V177H50ZM54 178L57 179L58 182L55 181ZM103 178H104V175H103ZM111 178H112V176H111ZM167 178H169V177L167 176ZM184 178H185V177H184ZM184 178H182V179H184ZM209 178H210V176H209ZM213 178H214V177H213ZM232 178H233V177H232ZM232 178H231V179H232ZM241 178H243V177H240V179H241ZM35 179H34V180H35ZM40 179H41V180H40ZM91 179H92V178H91ZM104 179H105V178H104ZM104 179H103V180H104ZM108 179L110 180L109 177H108ZM171 179H172V178H171ZM178 179H180V177H178ZM190 179H189V180H190ZM193 179H194V178H193ZM193 179H191V181H192ZM203 179H204V178H203ZM216 179H217V178H216ZM247 179H248V178H247ZM256 179H257V178H256ZM22 180H23V179H22ZM25 180H24V181H25ZM31 180H33V178H32ZM66 180H67V179H66ZM68 180H69V179H68ZM105 180H106V179H105ZM180 180H181V179H180ZM180 180H179V181H180ZM208 180H209V179H208ZM219 180H220V179H219ZM44 181H45V182H44ZM51 181H52V182H51ZM53 181L55 182V184L53 183ZM77 181H78V180H77ZM82 181H83V180H82ZM111 181H112V180H111ZM111 181H109V182H111ZM120 181H121V180H120ZM175 181H176V180H175ZM183 181H184V180H183ZM200 181H201V180H200ZM210 181H212V180H210ZM215 181H216V180H215ZM256 181H257V180H256ZM27 182H28V181H26V183H27ZM39 182H38V183H39ZM61 182H65V181H61ZM69 182H70V180H69ZM84 182H85V181H84ZM86 182H87V181H86ZM86 182H85V183H86ZM105 182H107V180H106ZM112 182H113V181H112ZM168 182H169V181H168ZM187 182H188V180L186 181V183H187ZM192 182H193V181H192ZM242 182H243V181H242ZM34 183H35V182H34ZM50 183H52V184H50ZM71 183H73V181H71ZM77 183H78V182H77ZM92 183H93V182H92ZM166 183H167V182H166ZM166 183H165V184H166ZM170 183H171V182H170ZM170 183H167V185L169 186ZM180 183L183 184V186H184V183H185V182H184V183H183V182H180ZM188 183H189V182H188ZM188 183H187V184H188ZM193 183H195V182H193ZM202 183H203V182H202ZM207 183H208V182H207ZM217 183H218V182H217ZM243 183H244V182H243ZM27 184H29V183H27ZM44 184H45V185H44ZM61 184H62V183H61ZM69 184H70V183H69ZM78 184H79V183H78ZM98 184H99V183H98ZM101 184H102V183H101ZM107 184H108V183H107ZM116 184H117V183H116ZM116 184H112V187H113V185H115L114 187H116ZM174 184H175V183H174ZM174 184H173V185H174ZM189 184H190V183H189ZM189 184H188V185H189ZM199 184H200V183H199ZM214 184H215V183H214ZM224 184H225V183H224ZM246 184H247V183L245 182V186H246ZM250 184H251V183H250ZM250 184H249V186H247V187H250ZM255 184H256V183H255ZM34 185H35V184H34ZM40 185H41V183H40ZM56 185H57V184H56ZM63 185H65V186H62V187H66V186H67L65 183H64ZM134 185L136 186V183H135ZM188 185H187V186H188ZM190 185H191V184H190ZM190 185H189V186H190ZM196 185H197V183H196ZM204 185H205V184H204ZM216 185H218V184H216ZM262 185H263V184H262ZM43 186H42V188H43ZM92 186H93V185H92ZM124 186H125V185H123L122 187H124ZM168 186H167V187H168ZM174 186H176V185H174ZM194 186H195V185H194ZM218 186H219V185H218ZM237 186H238V185H237ZM257 186H259V185H257ZM56 187H57V186H56ZM62 187H61V188H62ZM94 187H96V186L94 185ZM112 187H110V188H112ZM122 187H121V188H122ZM125 187H126V186H125ZM132 187H133V186H131L130 188H132ZM177 187H178V186H177ZM184 187H185L186 189H188V187H186V185H185ZM238 187H239V186H238ZM99 188H100V187H99ZM126 188H127V187H126ZM126 188H125V189H126ZM134 188H135V187H134ZM170 188H171V185H170ZM179 188H180V187H179ZM181 188L183 189V187H181ZM181 188H180V189H181ZM185 188H184V190H185ZM198 188H199V187H198ZM200 188H201V187H200ZM263 188H264V187H263ZM28 189H29V188H28ZM32 189H33V188H32ZM51 189H52V188H51ZM74 189H75V188H74ZM74 189H73V190H74ZM77 189H78V188H77ZM81 189H83V188H81ZM95 189H96V188H95ZM113 189H114V188H112L111 191H117L119 188H118L117 190H113ZM132 189H133V188H132ZM167 189H168V188H167ZM182 189H181V190H182ZM218 189H219V188H218ZM220 189H221V188H220ZM30 190H31V189H30ZM33 190H34V189H33ZM43 190H44V189H43ZM45 190H46V189H45ZM53 190H54V189H53ZM57 190H58V189H57ZM57 190H56V192H57ZM63 190H64V189L62 188L61 191H63ZM71 190H72V189H71ZM71 190H70V191H71ZM96 190H97V189H96ZM119 190H120V189H119ZM165 190H166V189H165ZM169 190H170V189H168V191H169ZM184 190H183V193H182V194H185V193H184V192H185ZM189 190H190V191H189ZM200 190H201V189H200ZM205 190H206V189H205ZM223 190H224V189H223ZM255 190H256V189H255ZM31 191H32V190H31ZM40 191H41V190H39V192H40ZM47 191H48V190H47ZM59 191H60V190H59ZM74 191H75V190H74ZM74 191H73V192H74ZM124 191H125V190H124ZM134 191H135V190H134ZM174 191H175V190H174ZM187 191H189L190 193H192V192H191V189H188ZM208 191H209V190H208ZM253 191H254V190H253ZM258 191H259V189H258ZM77 192H78V191H77ZM80 192H81V191H80ZM80 192H78V193H79V196H78V197H80V196H82V195L84 194V191H82L83 194H82V192H81V193H80ZM92 192H93V191H92ZM96 192H98V191H96ZM121 192H122V191H121ZM131 192H133V191H131ZM135 192H136V191H135ZM169 192H170V191H169ZM209 192H211V190H210ZM248 192H249V191H248ZM254 192H256V191H254ZM44 193H46V192H44ZM47 193H48V192H47ZM60 193H61V192H60ZM63 193H64V191L62 192V194H63ZM74 193H76V192H74ZM78 193H77V194H78ZM129 193H130V192H129ZM186 193H188V192H186ZM190 193H189V194H190ZM213 193H214V192H213ZM225 193H226V192H225ZM42 194H43V193H42ZM49 194H50V193H49ZM64 194H65V193H64ZM64 194H63V196H64ZM81 194H82V195H81ZM133 194H136V195H137V192H136V193L133 192L132 195H133ZM153 194H154V193H153ZM155 194H156V193H155ZM202 194H203V193H202ZM251 194H253V193H251ZM258 194H259V193H258ZM40 195H41V193H40ZM46 195H47V194H46ZM55 195H56V194H55ZM60 195H61V194H60ZM65 195H66V194H65ZM68 195H69V194H68ZM68 195H66V198L68 197ZM70 195H71V192H70ZM70 195H69V198H70ZM72 195H73V194H72ZM72 195H71V196H72ZM114 195H115V194H114ZM136 195H134L135 198L137 197ZM157 195H158V194H157ZM208 195H210V194H208ZM237 195H238V194H237ZM237 195H236V196H237ZM239 195H241V194H239ZM244 195H245V194H244ZM244 195H243L242 197H240V198H239V196H238V199H237V200H236V199L234 200V201H235V204H236L237 206H239V207H240L241 205L246 204L247 207H248V209L246 208V210L249 212L250 217H251V216H256V205H255V204H256L257 202H256V200H253V199H252V197H253L255 194H254V195H250V194H248V195H250V196L247 195V196L250 197L251 199H250V198H248V199H247V198H244V197H245ZM261 195H262V194H261ZM50 196H51V195H50ZM63 196H62V197H63ZM73 196H74V195H73ZM86 196H87V195H86ZM111 196H112V195H111ZM111 196H110V198H111ZM152 196H153V195H152ZM163 196H164V195H163ZM163 196H162V197H163ZM176 196H178V195L176 194ZM251 196H252V197H251ZM259 196H260V195H259ZM117 197H118V196H117ZM125 197H126V196H125ZM148 197H151L150 194H149ZM158 197H159V196H158ZM171 197H172V196H171ZM178 197H179V196H178ZM178 197H177V200H178ZM69 198H68V199H69ZM72 198H73V197H72ZM80 198H81V197H80ZM87 198H88V197H87ZM112 198H113V197H112ZM112 198H111V199H112ZM138 198H139V197H138ZM182 198H183V197H182ZM182 198H181V200H183ZM185 198H186V197H185ZM191 198H192V197H191ZM209 198H210V197H209ZM235 198H236V197H235ZM259 198H260V197H259ZM261 198H262V197H261ZM81 199H82V198H81ZM113 199H114V198H113ZM136 199H137V198H136ZM159 199H160V198H159ZM189 199H190V198H189ZM231 199H232V198H231ZM115 200H117V199L115 198ZM118 200H119V202H118L117 204H116V201H114V202H115L114 205H115V206L117 205L118 207H120L123 203H120V199H118ZM122 200H123V199H122ZM148 200H149V202H148ZM160 200H161V199H160ZM177 200H176V201H177ZM181 200L179 199V201H181ZM257 200H258V199H257ZM263 200H264V198H263ZM60 201H61V200H60ZM66 201H67V199H66ZM87 201H88V200H87ZM176 201H174V202H176ZM183 201H184V200H183ZM199 201H200V200H199ZM201 201H202V200H201ZM231 201H232V200H231ZM259 201H260V199H259ZM78 202H79V201H78ZM83 202H84V201H83ZM171 202H172V201H171ZM184 202H185V201H184ZM260 202H261V201H260ZM104 203H105V201H104ZM119 203H120L121 205H120ZM178 203H180V202L177 201V204H178ZM187 203H188V202H187ZM187 203H186V204H187ZM200 203H201V202H200ZM55 204H56V203H55ZM106 204H107V203H106ZM126 204L128 205V203H126ZM130 204H131V203H130ZM130 204H129V206L127 207V210H126V211L130 210V209H128L129 207L132 208V207L135 206V205H132L133 203H132L131 205H130ZM134 204H135V203H134ZM153 204H154V203H153ZM166 204H167V203H166ZM169 204H170V203H169ZM169 204H168V205H169ZM182 204H183V203H182ZM182 204H179L181 207L178 205V207L181 208V212H179L180 216H179V214H177L178 212H176L177 215H176V214L173 215V214L175 213V211H177V210H174L173 214H171L172 216L170 215L171 220H169L170 217H169V215L167 214V217H169V218L166 217V218H167V219H166V222H167V220H168V222H169V221H170V222H176V220H177L179 217H182V216H181L182 209H183V211H185V210H184V207L182 206ZM184 204H185V203H184ZM202 204H203V203H202ZM208 204H209V203H208ZM208 204H207V205H208ZM229 204H230V203H229ZM80 205H81V204H80ZM101 205H102V204H101ZM111 205H112V204H111ZM119 205H120V206H119ZM127 205H126V206H127ZM138 205H139V204H138ZM150 205H151V204H150ZM164 205H165V204H164ZM168 205H166V206L168 207ZM175 205H176V204H175ZM231 205H232V204H231ZM61 206H62V205H61ZM88 206H89V205H88ZM117 206H116V208H118ZM122 206H123V205H122ZM219 206H220V205H219ZM222 206H223V204H222ZM262 206H264V205H262ZM262 206H261V207H262ZM169 207H170V206H169ZM169 207H168V208H169ZM176 207H177V206H176ZM178 207H177V208H178ZM182 207H183V208H182ZM188 207H189V206H188ZM204 207H205V206H204ZM211 207H212V205H211ZM220 207H221V206H220ZM223 207H224V206H223ZM244 207H245V205H244ZM114 208H115V207H114ZM139 208H140V207H139ZM170 208H171V207H170ZM214 208H215V210H216V207H213L212 209L214 210ZM237 208H238V207H237ZM241 208H242V207H241ZM259 208H260V207H259ZM259 208H258V209H259ZM81 209H82V208H81ZM120 209H121V208H120ZM122 209H123V208H122ZM132 209L134 210L135 208H132ZM142 209H143V208H142ZM145 209H146V208H145ZM145 209H143V210L145 211ZM147 209H148V208H147ZM156 209H157V208H156ZM165 209H166V208H165ZM175 209H176V208H175ZM200 209H201V208H200ZM212 209H211V210H212ZM217 209H219V207H218ZM231 209H232V208H231ZM242 209H243V208H242ZM92 210H94V209H92ZM92 210H91V211H92ZM138 210H139V209H138ZM186 210H188V209H186ZM124 211H125V207H124ZM169 211H170V210H169ZM171 211H173V209H171ZM189 211H190V210H189ZM194 211H195V210H194ZM194 211H193V212H194ZM198 211H199V210H198ZM229 211H230V209H229ZM231 211H232V210H231ZM68 212H69V211H68ZM87 212H89V210H88ZM243 212H244V211H243ZM248 212H247V213H248ZM76 213H77V210H76ZM92 213H93V212H92ZM117 213H118V212H117ZM142 213H143V212H142ZM149 213H150V212H149ZM160 213H161V212H160ZM167 213H168V212H167ZM186 213L188 214V211H186ZM201 213H202V211H201ZM212 213H213V216H216L217 220H223V221L225 222V223H222V224H223L222 226H224V225L227 226V224L231 222V221H229V220H231V219H230V215H229L227 212H225L224 209H222V207H221V209L216 210L215 212L213 211ZM225 213H226V214H225ZM260 213H261V212H260ZM263 213H264V212H263ZM263 213H262V216H263ZM58 214H59V213H58ZM114 214H115V213H114ZM114 214H113V215H114ZM118 214H119V213H118ZM146 214H147V213H146ZM146 214H145V215H146ZM150 214H151V213H150ZM152 214H153V213H152ZM154 214H155V213H154ZM156 214H157V213H156ZM183 214H184V215H187V214H185V212H183ZM183 214H182V215H183ZM193 214H194V213H193ZM196 214H197V213H196ZM61 215H62V214H61ZM90 215H91V214H90ZM164 215H165V214H164ZM184 215H183V216H184ZM203 215H204V214H203ZM231 215H232V214H231ZM245 215H246V214H245ZM156 216H157V215H156ZM177 216H179V217H177ZM187 216H188V217H187ZM187 216H184V217H185V218L187 217V219H190L191 214L189 213V215H187ZM210 216H211V215H210ZM70 217H71V216H70ZM146 217H147V216H146ZM146 217H145L144 220H145V221L148 220V222H149V221H150L149 219H151V217H150V218H146ZM157 217H158V216H157ZM161 217H162V216H161ZM196 217H197V216H196ZM208 217H209V216H208ZM242 217H243V216H242ZM257 217H258V216H257ZM80 218H81V217H80ZM109 218H110V217H109ZM109 218H108V219H109ZM152 218H154V222H155V223H156V221L158 222V220L155 221V217H152ZM162 218H163V217H162ZM185 218H182V219H183L182 222H184ZM191 218H192V217H191ZM212 218H213V217H212ZM216 218L214 217V219H216ZM234 218H235V217H234ZM260 218H261V216H260V214H259V219H260ZM122 219H123V218H122ZM187 219H186V221H187ZM261 219H262V218H261ZM72 220H73V219H72ZM124 220H126V219H124ZM151 220H152V219H151ZM179 220H180V222H181V219H179ZM179 220H178V222H176L177 224L179 223ZM195 220H196V219H195ZM199 220H200V219H199ZM208 220H209V219H208ZM245 220H246V219H245ZM245 220H244V221H245ZM262 220L264 221V216H263V219H262ZM117 221H118V222H117V225H116V226H118V228H121V230L123 231V229H124L125 226H126V225H125L126 223L123 222L122 220H121V221L117 220ZM145 221H143V222L145 223ZM189 221H190V220H189ZM170 222H169V223H170ZM210 222H211V221H210ZM141 223H142V222H141ZM146 223H147V222H146ZM149 223H150V222H149ZM149 223H147V224H149ZM155 223H154V224H155ZM162 223H163V222H162ZM156 224H157V223H156ZM170 224L173 225L172 223H170ZM206 224H207V223H206ZM208 224H209V223H208ZM219 224H220V223H219ZM237 224H238V223H237ZM240 224H241V223H240ZM243 224H244V223H243ZM260 224H261V223H260ZM145 225H146V224H145ZM149 225H150V224H149ZM157 225H158V224H157ZM182 225H183V224H182ZM241 225H242V224H241ZM127 226H128V225H127ZM127 226H126V227H127ZM133 226H134V225H133ZM136 226H137V225H136ZM150 226H151V225H150ZM216 226H217V225H216ZM226 226H225V227H226ZM228 226H229V224H228ZM245 226H246V225H245ZM16 227H17V226H16ZM79 227H80V226H79ZM153 227H155V225L152 226V228H153ZM177 227H178V226L176 225V227H174V228L177 229ZM246 227H247V226H246ZM92 228H93V227H92ZM139 228H140V226H139ZM227 228H228V227H227ZM199 229H200V231H199ZM202 229H203V230H201V228H198V231H197L198 233L196 234V232H194V233H195L194 235H196V237H198V238H199V237L202 238V240H203L204 243L207 242L205 245H208V241H210V240L213 238V237H211L210 240H209V238H208L209 236H208V235H210L211 230L213 231V229H215V228H213V226L209 225V227H208V226H207V227L204 226V228H202ZM247 229H248V227H247ZM40 230H41V229H40ZM53 230H54V229H53ZM127 230H128V229H127ZM157 230H158V229H157ZM179 230H181V228H180ZM194 230H195V229H194ZM1 231H2V230H1ZM15 231H16V232L18 231L17 233H19L20 230H15ZM177 231H178V230H177ZM209 231H210V232H209ZM214 231H215V230H214ZM228 231H229V230H228ZM257 231H258V230H257ZM2 232H3V231H2ZM2 232H0V240H1L3 237H4V238H5V237H8V239H10V240H14V239H15V238L13 239V237H14V235L16 234V232L11 231L10 233L8 232L9 234H8L7 232H5V233H2ZM42 232H43V231H42ZM56 232H57V231H56ZM127 232H128V231H127ZM208 232H209V233H208ZM215 232H217V231H215ZM260 232H261V231H260ZM260 232H259V233H260ZM37 233H38V232H37ZM62 233H63V232H62ZM62 233H61V234H62ZM67 233H69V234H68V236H69V240H68V236H67V235H66L67 237H66V236H65V237L67 238L68 242H67V240H64L65 238L60 239V238L56 235L57 233H56V234L53 233L52 235H49V236H48V234H47V236L49 237V239H50L51 241L53 240L52 242H50V244L52 245V243H53L54 246H55V245L57 246V248H56V246L54 247V246L52 245L51 248H50V247H48V245L41 244V246L43 247V249H45L44 251H45V254H46L47 256H49V255L47 254L48 251H50L49 253L52 252V254H53V253L55 252L56 249H57V252H58V248H59V247H60L61 250H63V249L65 250V247H63V245H64V246H68V247L70 248L71 243H74V242L69 243V241H72V240H78L77 242H75L76 244H72V245H71V248L74 249V251L77 253V252L79 251V249L77 250L75 247L78 248V246H79L80 244H84V243L86 242L85 240H83L84 243L77 244L78 242L81 241V239H80V241H79V239H75V238H74V235H73V233H74L73 231H70V232H67ZM153 233H154V232H153ZM250 233H251V232H250ZM261 233H262V232H261ZM50 234H51V233H50ZM101 234H102V233H101ZM150 234H152V233H150ZM160 234H161V233H160ZM174 234H175V233H174ZM184 234H185V233H184ZM184 234H183V235H184ZM53 235H54V236H53ZM156 235H158V234H156ZM156 235H155V236H156ZM164 235H165V234H164ZM183 235H182V236H183ZM206 235H207V236H206ZM239 235H240V237H241L242 234H239ZM239 235H238V236H239ZM243 235H244V234H243ZM250 235H251V234H250ZM23 236H25V235H23ZM50 236H53V239H52V237L50 238ZM56 236H57V237H56ZM61 236H62V235H61ZM63 236H64V235H63ZM153 236H154V235H153ZM155 236H154V237H155ZM235 236H236V235H235ZM15 237H16V236H15ZM25 237H26V236H25ZM48 237H47V239H48ZM75 237H76V236H75ZM156 237H157V236H156ZM158 237L162 238L161 235H158ZM179 237H180V236H179ZM192 237H193L192 241H189V240H188V241L190 242V246L193 245V244L191 245V242L194 243V245H193L194 247H195V246H199V245H200L199 243H202V242H199V243H198L199 245H195V243H197V242H195V241H197V240H195V237H194V236H191V238H192ZM230 237H231V236H230ZM240 237H238L237 239H236V237L233 238V241L236 239V240H235V243L232 242V243H233V248H235V249H239V248H240V249H243L241 246H243V245L245 246V245L247 244L246 242H247L248 240H246V237H245V236H242L241 238H240ZM244 237H245V239H244ZM252 237H253V236H252ZM258 237H259V236H258ZM4 238H3V239H4ZM73 238H74V239H73ZM77 238H78V236H77ZM84 238H85V237H84ZM84 238H82V239H84ZM147 238H148V236H147ZM183 238H186V237L184 236ZM191 238H190V240H191ZM198 238H197V239H198ZM205 238H206V239L208 238V240L206 241ZM3 239L1 240V244H0V245H2V242L4 241ZM224 239H226V238H224ZM228 239H229V238H228ZM263 239H264V238H263ZM63 240H64V241H63ZM155 240L158 242L159 239L156 238ZM163 240H164V239H163ZM176 240H177V239H176ZM182 240H183V239H182ZM198 240H201V239H198ZM202 240H201V241H202ZM204 240H205V241H204ZM244 240H245V241H244ZM249 240H250V237H249ZM251 240H252V239H251ZM257 240H258V239H257ZM5 241H6V240H5ZM15 241H16V240H15ZM83 241H81V242H83ZM211 241H212V240H211ZM64 242H67V243H64ZM104 242H105V241H104ZM226 242H227V240H226ZM229 242H230V240H229ZM229 242H228V243H229ZM254 242H255V241H254ZM260 242H261V241H260ZM4 243L7 244V242H4ZM27 243H28V242H27ZM32 243H33V242H32ZM62 243H63V244H62ZM139 243H140V242H139ZM251 243H252V242H251ZM13 244H14V243H13ZM16 244H17V242H16ZM66 244H67V245H66ZM68 244H69V245H68ZM161 244H162V243H161ZM59 245H61V246H59ZM73 245H74L75 247H73ZM86 245H87V244H86ZM86 245L84 244L85 247L82 246V245L80 246V251L78 252L79 254L82 253V250H83V249L81 250V248H84V250H85ZM203 245H204V244H203ZM203 245H202V246H203ZM212 245H213V243H212ZM251 245H252V244H251ZM2 246H3V245H2ZM2 246H1V247H2ZM8 246H9V245H8ZM16 246H17V245H16ZM27 246H28V245H27ZM31 246H32V245H30V250L32 249L31 252H35V251L41 249V251L39 250V253H40V254H39L38 252H36V253H38L39 255H41V256L43 257L42 259H44V257L47 258V259H44V260H46L45 262H50V261H51V262H52V261L54 262V260L56 259V256H53V255H55V254H53L52 256H53L55 259L52 258L53 260H49V261H48V259H51V257H50L51 254H50V256H49L50 258H49V257H46L44 253L42 254V252H44V251H42V247L35 245V246H34V249H33V247H31ZM45 246L47 247V249H46ZM159 246H160V245H159ZM234 246H235V247H234ZM1 247H0V248H1ZM4 247H5V246H4ZM10 247H11V246H10ZM17 247H18V246H17ZM17 247H16V248H17ZM37 247H38V248H37ZM44 247H45V248H44ZM52 247H54V248H53V249H55L54 251L52 250ZM61 247H63V249H62ZM97 247H98V246H97ZM187 247H188V246H187ZM194 247H193V248H194ZM209 247H211V242H210ZM5 248H6V247H5ZM8 248H9V247H8ZM12 248H13V247H12ZM49 248H50L51 250H49ZM69 248H68V249H69ZM87 248H89V247H87ZM132 248H133V246H132ZM165 248H166V247H165ZM190 248L192 249V247H190ZM195 248H196V247H195ZM198 248H199V247H198ZM212 248H213V247H211V251L213 250ZM247 248H248V247H247ZM19 249H20V251H22V250H24L25 252L27 251V250H25L26 248H25V249H22V250H21V248H19ZM36 249H37V250H36ZM72 249H71V250L69 249L70 252H73ZM108 249H109V248H108ZM187 249H188V248H187ZM191 249H190V250H191ZM202 249H203V248H202ZM208 249H209V248H208ZM245 249H246V247H245ZM0 250H2V248H1ZM30 250H29V251H30ZM33 250H35V251H33ZM46 250H47V252H46ZM64 250L62 251L63 254L65 255L64 257H66V259H68L67 257L70 256L69 259H68L70 263H72V262L75 263V260H76V259H80L81 264L85 263V261H84V260H85V259H84V258H85V257H84L85 255L82 256V254H81V256H79V257L76 256V255H74L75 260H73L74 258L71 257V255H73V254L71 253V255H69L70 253H69V252H66L67 248H66L65 251H64ZM69 250H68V251H69ZM87 250H89V249H87ZM190 250H189V251H190ZM254 250H255V249H254ZM254 250H253V251H254ZM256 250H257V249H256ZM2 251H3V250H2ZM2 251H0V252H2ZM133 251H134V250H133ZM170 251H171V250H170ZM170 251H169V252H170ZM192 251H193V250H192ZM238 251H239V250H238ZM80 252H81V253H80ZM83 252H86V251H83ZM99 252H100V251H99ZM105 252H107V251H105ZM105 252H104V253H105ZM131 252H132V251H131ZM187 252H188V251H187ZM187 252H185V253L187 254ZM194 252H195V251H194ZM203 252H205V251H203ZM263 252H264V251H263ZM2 253H3V252H2ZM27 253H28V254H26V255H29V254H30L28 251H27ZM36 253H35V254H36ZM73 253H74V252H73ZM78 253H77V254H78ZM93 253H94V252H93ZM108 253H110V255L113 254V253H111V252H109V251H108ZM108 253H105V255H107ZM132 253H133V252H132ZM134 253H135V252H134ZM134 253H133V254H134ZM136 253H137V252H136ZM188 253H189V252H188ZM4 254H5V253H4ZM4 254H3V255H4ZM31 254H32V256L34 255L33 253H31ZM74 254H75V253H74ZM186 254H185V256H186ZM189 254H190V255H189ZM189 254H188L189 256L187 257L188 260H189V259L191 260V258H194L193 255L196 256V254H194V253L191 252V251H190ZM205 254H208V253H205ZM1 255H2V254H1ZM3 255H2V257H3ZM7 255H8V254H7ZM7 255H5V256H7ZM13 255L16 256L15 253H13ZM36 255H37V254H36ZM39 255H37V256H39ZM56 255H57V257H58L56 261H60V260H58L59 257H60L59 253H58V254L56 253ZM58 255H59V256H58ZM98 255H99V254H98ZM100 255H101V254H100ZM115 255H116V253H115ZM170 255H171V254H170ZM173 255H174V254H173ZM224 255H225V254H224ZM8 256H9V255H8ZM8 256H7V257H8ZM32 256L29 255V257H32ZM88 256H89V255H88ZM91 256H92V255H91ZM102 256H103V255H102ZM111 256H114V255H111ZM182 256L184 257V255H182ZM192 256H193V257H192ZM207 256H208V255H207ZM2 257H1V259H2ZM33 257H34V256H33ZM77 257H78V258H77ZM133 257H134V256H133ZM166 257H167V256H166ZM173 257H174V256H173ZM196 257H197V256H196ZM196 257H195V258H196ZM204 257H205V256H204ZM4 258H6V257H4ZM4 258H3L2 260H4ZM11 258H12V256L9 257V260H10ZM19 258H20V257H19ZM19 258H18V259H19ZM21 258H22V257H21ZM25 258H26V257H24L23 260H25ZM36 258H37V257H36ZM39 258L41 259L40 256H39ZM62 258H63V255H61V259H62ZM72 258H73V259H72ZM86 258H87V257H86ZM92 258L95 259V260H94L95 262H92L93 264H97V263L99 264V261L96 263V261L98 260L99 257H97V258L92 257ZM104 258H105V256H104ZM156 258H159V257L157 256ZM160 258H161V256H160ZM160 258H159V259H160ZM171 258H172V256H171ZM177 258H178V256H177ZM184 258H185V257H184ZM208 258H209V257H208ZM63 259L65 260V258H63ZM83 259H84V260H83ZM89 259H90V258H89ZM96 259H97V260H96ZM133 259H134V258H133ZM161 259H162V258H161ZM173 259H175V258H173ZM178 259H179V258H178ZM198 259H200V258H198ZM202 259L204 260L203 257L201 258V260H198L199 264H202V263L204 264V261H203ZM5 260H6V259H5ZM9 260H8V261H9ZM64 260H61V264H69V263H67L68 261H66V260H65V263H63ZM70 260H73V261L71 262ZM82 260L84 261L83 263H82ZM91 260H92V259H91ZM91 260H89V262H88V261H87V262L90 263ZM100 260H101V258H100ZM102 260H104V259H102ZM102 260H101V261H102ZM107 260H108V259H107ZM130 260H131V259H130ZM156 260H158V259H156ZM164 260H166V259H164ZM168 260H169V259H168ZM170 260H171V259H170ZM176 260H177V259H176ZM184 260H185V259H184ZM190 260H189V262L187 261V262H188L187 264H197V263H196V262H197V258H196L195 260L192 259L193 262H191L192 260H191V261H190ZM21 261H22V260H21ZM26 261H27V260H26ZM56 261H55V263L58 264L59 262H56ZM76 261H77V260H76ZM80 261L78 260L76 263L78 264ZM109 261H110V260H109ZM109 261H108V262H109ZM159 261H160V260H159ZM162 261H163V260H162ZM166 261H167V260H166ZM166 261H165L164 263H163V262H162V263H163V264H165V263L168 264V261H167V262H166ZM178 261H179V260H178ZM178 261H177V262H178ZM209 261H210V260H209ZM6 262H7V261H6ZM13 262H14V260H13ZM27 262H28V261H27ZM41 262H42V261H41ZM41 262H39V263H41ZM53 262L50 263V264H55V263H53ZM112 262H113V261H112ZM169 262H172V260L169 261ZM173 262H174V261H173ZM173 262L170 263V264H174ZM184 262H186V260H185ZM194 262H195V263H194ZM261 262H262V260H261ZM22 263H23V261H22ZM39 263H38V264H39ZM74 263H72V264H74ZM102 263H104V261H103ZM102 263L100 262V264H102ZM105 263H106V262H105ZM105 263H104V264H105ZM113 263H114V262H113ZM113 263H112V264H113ZM115 263H116V262H115ZM179 263H180V262H179ZM11 264H12V263H11ZM36 264H37V263H36ZM79 264H80V263H79ZM85 264H87V263H85ZM110 264H111V263H110ZM116 264H117V263H116ZM123 264H124V263H123ZM147 264H148V263H147ZM176 264H177V263H176ZM184 264H185V263H184ZM222 264H223V263H222ZM258 264H259V263H258Z\"/></svg>",
    "mask_w": 264,
    "mask_h": 264
}]
</instances>
